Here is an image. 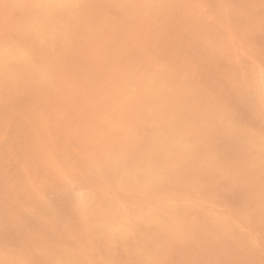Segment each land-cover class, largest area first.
I'll use <instances>...</instances> for the list:
<instances>
[{
	"label": "rangeland",
	"instance_id": "1",
	"mask_svg": "<svg viewBox=\"0 0 264 264\" xmlns=\"http://www.w3.org/2000/svg\"><path fill=\"white\" fill-rule=\"evenodd\" d=\"M15 1V2H13ZM94 3H93V2ZM134 1V2H133ZM147 2V7L145 6ZM0 0L1 264H264V0ZM148 1L152 3L149 4ZM156 4H154L153 3ZM170 1V2H168ZM207 1V2H206ZM211 3H209V2ZM224 1V2H223ZM249 1V3H248ZM262 1V2H261ZM8 2V3H7ZM10 2V3H9ZM26 2V3H25ZM91 2V3H90ZM107 2V3H106ZM122 2V3H121ZM129 3V6L127 4ZM137 2V3H136ZM143 5H141L140 3ZM173 2V3H172ZM178 2V3H177ZM181 2V3H180ZM182 2L184 4H182ZM231 5H228V3ZM237 2V3H236ZM239 2V4H238ZM242 2V3H241ZM244 2V3H243ZM254 2V4H253ZM261 2V3H260ZM2 3V4H1ZM6 3V4H5ZM18 3V4H17ZM42 3V4H40ZM51 3V4H50ZM96 3V4H95ZM100 3V4H99ZM105 3V4H104ZM162 3V4H161ZM166 3V4H165ZM256 3V4H255ZM13 4V5H10ZM17 4V5H16ZM66 4V5H65ZM79 6H78V5ZM93 4V6H92ZM111 4V6H110ZM138 6L135 7V5ZM149 4V5H148ZM179 4V5H178ZM245 4V5H244ZM263 4V5H262ZM31 5V6H30ZM121 5V6H120ZM150 5L152 7H150ZM211 5V6H210ZM216 5V6H215ZM236 5V6H235ZM239 5V6H238ZM249 5V6H248ZM254 5V6H252ZM262 5V6H261ZM10 6V7H8ZM60 6V8H59ZM74 6V7H73ZM87 6V7H84ZM89 6V7H88ZM91 6V7H90ZM120 6V7H119ZM168 6V8H167ZM171 6V7H170ZM175 8H174V7ZM186 6V8H184ZM228 6V7H227ZM231 6V7H230ZM234 6V8H233ZM248 6V7H247ZM5 7V8H4ZM47 7V8H46ZM51 7V8H50ZM57 7V8H56ZM62 7V8H61ZM72 7V8H71ZM123 7V8H121ZM143 7V8H142ZM156 7V8H155ZM231 9H230V8ZM238 7V8H237ZM244 9H243V8ZM256 7V9H255ZM50 8V9H49ZM53 8V9H52ZM97 8V9H96ZM129 8V10H128ZM147 8V9H146ZM165 8V9H164ZM182 8V9H180ZM188 8V9H187ZM233 8V9H232ZM253 8V9H252ZM62 9V10H61ZM86 9V10H85ZM104 9V11H103ZM109 9V10H108ZM125 9V10H124ZM128 11H127V10ZM163 9V10H162ZM187 9V10H186ZM201 9V10H200ZM240 10V11H237ZM66 10V11H65ZM80 10V11H79ZM91 10V11H90ZM93 10V11H92ZM98 10V11H97ZM106 10V11H105ZM112 10V11H111ZM124 10V11H123ZM143 10V11H142ZM148 10V11H147ZM154 10V11H153ZM158 10V11H157ZM159 10L160 13H159ZM171 10V12H170ZM177 10V11H176ZM184 10V11H183ZM200 10V11H199ZM228 10V11H227ZM235 10V11H234ZM13 11V12H12ZM45 11V12H44ZM97 11V12H96ZM130 11V12H129ZM133 11V12H131ZM141 11V12H140ZM157 11V12H156ZM179 11H182L181 13ZM227 11V13H226ZM249 11V12H248ZM260 11V12H259ZM263 11V12H261ZM50 12V13H49ZM55 12V13H54ZM59 12V13H58ZM93 12V14H91ZM100 12V13H99ZM105 14H103V13ZM163 12V13H162ZM190 12V13H189ZM219 12V13H218ZM240 12V13H239ZM256 12V13H255ZM2 13V15H1ZM81 13V14H80ZM95 13V15H94ZM132 13V14H131ZM149 13V15H148ZM184 13V14H183ZM201 13V14H200ZM203 13V14H202ZM237 13V14H236ZM246 13V14H245ZM250 13V14H249ZM5 14V15H4ZM34 14V15H33ZM47 14V15H46ZM55 14V15H54ZM67 14V15H66ZM98 14V15H97ZM112 17H115L114 19ZM125 14V15H124ZM159 14V15H158ZM178 14V15H177ZM181 14V15H180ZM187 16H186V15ZM200 14V15H199ZM217 14V15H215ZM226 14V17H225ZM240 14V15H239ZM242 14V15H241ZM257 14V15H256ZM263 14V15H262ZM7 15V16H6ZM12 15V16H11ZM31 15V16H30ZM90 15V17L88 16ZM116 15V16H115ZM136 15V16H135ZM141 15V16H140ZM147 15L149 19L147 18ZM151 15V16H150ZM167 15V16H166ZM180 15V16H179ZM220 15L222 17H220ZM230 15V16H229ZM3 16V17H2ZM46 16V17H45ZM48 16V17H47ZM66 16V17H65ZM68 16V17H67ZM73 16L75 18H73ZM82 19H81V17ZM92 16V17H91ZM99 16V17H98ZM104 16V17H102ZM146 16V17H145ZM155 16V17H154ZM160 16V18H159ZM173 16V17H172ZM177 16V17H176ZM190 16V17H189ZM197 16V17H196ZM199 16V17H198ZM204 16V18L202 17ZM232 16V17H231ZM245 16V18H244ZM252 16V17H251ZM255 16V17H254ZM263 16V17H262ZM7 17V18H6ZM28 17V19H27ZM84 17V18H83ZM86 17V18H85ZM101 17L103 19H101ZM137 17V19H136ZM144 17V18H143ZM169 17V19H168ZM172 17V18H171ZM195 17V18H194ZM220 19H218V18ZM229 17V18H228ZM257 17V18H256ZM261 17V19H260ZM2 18V19H1ZM22 18V19H21ZM64 18V20L62 19ZM67 18V19H66ZM99 20H98V19ZM126 18V19H125ZM139 18V20H138ZM157 18V19H156ZM180 18V19H179ZM192 21H191V19ZM231 18V19H230ZM10 19V20H9ZM43 19V20H42ZM54 19V20H53ZM58 19V20H57ZM102 21H101V20ZM113 19V21H112ZM116 19V22H115ZM121 19V20H120ZM156 19V20H155ZM168 19V20H166ZM230 19V20H228ZM3 20V21H2ZM96 20V21H94ZM110 20V21H109ZM151 20L153 22H151ZM160 20V21H159ZM187 20V21H186ZM197 20V21H196ZM200 20V21H198ZM219 20V21H218ZM223 20V21H222ZM237 20V21H235ZM17 21V22H16ZM39 21V22H38ZM56 21V22H55ZM66 21V24H65ZM70 21V22H69ZM78 21V23L76 22ZM86 21V22H85ZM89 21V22H88ZM99 21V22H97ZM106 21L105 23H103ZM140 21V23H139ZM169 21V22H168ZM241 21V22H240ZM248 23H247V22ZM13 23V24H10ZM54 22V23H53ZM84 22L86 25H84ZM97 22V23H96ZM111 22V23H109ZM123 22V23H122ZM137 22V23H135ZM164 22V23H163ZM167 22V23H166ZM171 22V23H170ZM191 24H190V23ZM238 22V23H237ZM257 22V23H256ZM261 22V23H260ZM9 23V24H8ZM59 23V24H58ZM72 23V24H71ZM80 23V24H79ZM90 23V24H89ZM94 23V24H92ZM95 23L97 26H95ZM114 23V24H113ZM118 23V24H117ZM143 23V24H141ZM178 23V24H177ZM193 23V24H192ZM195 23V24H194ZM197 23V25H196ZM199 23H202L199 24ZM208 23V26H207ZM230 23V24H229ZM250 23V27L246 24ZM31 24V25H30ZM54 24V25H53ZM88 24V25H87ZM101 24V25H100ZM104 24V29L103 25ZM109 24V25H108ZM129 24V25H128ZM155 26H153V25ZM189 24V25H188ZM204 24V26H203ZM221 26H220V25ZM240 24V25H239ZM245 24L246 28L244 27ZM256 24V25H255ZM9 25L10 28H9ZM34 25V26H33ZM39 25V26H37ZM81 25V26H80ZM93 25V27H92ZM116 27H115V26ZM118 25V26H117ZM142 25V27H141ZM146 25V26H145ZM180 27H179V26ZM185 25V27H184ZM191 25H194L191 28ZM199 25V26H198ZM230 25V26H229ZM238 25V26H236ZM25 26V27H24ZM60 26V28H59ZM67 28H66V27ZM76 26H78L76 28ZM109 28H108V27ZM114 26V27H111ZM150 26V27H149ZM166 26V27H165ZM171 26V28H169ZM173 26V27H172ZM179 28H178V27ZM197 26V27H196ZM214 26V27H213ZM254 29H252L251 28ZM254 26V27H253ZM258 26V27H257ZM261 26V27H260ZM17 27V28H16ZM21 27V28H20ZM27 27V28H26ZM87 27V28H86ZM90 27V28H89ZM154 27V28H152ZM196 27V28H195ZM200 27V28H199ZM203 27V28H202ZM211 29H210V28ZM213 27V28H212ZM233 27V28H232ZM244 29H243V28ZM248 27V29H247ZM20 28V29H19ZM30 28V29H29ZM44 28V29H43ZM57 28V29H56ZM65 28V29H63ZM80 28V30H79ZM84 30H82V29ZM108 28V30H107ZM114 30H113V29ZM121 28V29H120ZM124 28V29H123ZM230 28V29H229ZM5 29V30H4ZM38 29V30H37ZM43 29V30H42ZM63 29V30H62ZM71 29V30H70ZM76 29V31H75ZM78 29V30H77ZM94 29V31H93ZM98 32L95 33V30ZM116 29V30H115ZM199 29V30H198ZM205 29V30H204ZM208 29V31H207ZM222 29V30H221ZM233 29V30H232ZM238 29V30H236ZM247 29V30H246ZM10 30V31H9ZM12 30V31H11ZM24 30V31H23ZM60 30V31H59ZM74 30V31H73ZM88 30V32H86ZM112 30V31H111ZM134 30V31H133ZM160 30V31H159ZM170 30V31H169ZM173 30V33L171 32ZM184 32H183V31ZM232 30V31H230ZM243 30V31H242ZM8 31V32H7ZM59 31V32H58ZM85 33H84V32ZM90 31V32H89ZM97 31V30H96ZM122 31V32H120ZM162 31V32H161ZM169 31V32H168ZM199 31V32H198ZM201 31V33H200ZM220 31V32H219ZM234 31V32H233ZM237 31V32H236ZM242 31V32H240ZM10 32V33H9ZM35 32V33H34ZM48 32V33H46ZM50 32V33H49ZM93 32V33H92ZM111 32V34H110ZM153 32V33H152ZM163 32L165 34H163ZM176 32V33H175ZM188 32V33H186ZM194 32V33H193ZM196 32V33H195ZM223 32V33H222ZM232 32V34L230 33ZM8 33V34H7ZM19 33V34H18ZM27 33V34H26ZM57 33V34H56ZM62 33V34H61ZM64 33V35H63ZM71 33V34H69ZM102 35H101V34ZM104 33V34H103ZM128 33V34H127ZM171 33V34H170ZM178 33V34H177ZM192 33V34H191ZM233 33H236L233 35ZM239 33V34H238ZM243 33V34H242ZM2 34V35H1ZM7 34V35H6ZM31 34V35H30ZM36 34V36H35ZM43 34V35H42ZM90 34V35H89ZM93 34V35H92ZM98 34V37H96ZM108 34V35H107ZM119 34V35H118ZM141 34V35H140ZM173 34V35H172ZM186 34V35H185ZM199 34V36H198ZM206 35L201 36V35ZM224 34V35H223ZM247 34V35H246ZM15 37H12V36ZM21 35V36H20ZM28 35V36H27ZM87 35V36H86ZM93 37H92V36ZM95 37L97 38H94ZM133 35V36H132ZM182 35V36H181ZM220 35V36H218ZM234 37H232V36ZM241 35H244L240 37ZM10 38H9V37ZM17 36L19 39L16 40ZM26 38H25V37ZM30 36V37H29ZM31 36H33L31 38ZM56 36V37H55ZM60 36V37H59ZM90 38H89V37ZM106 36V37H105ZM113 36V37H111ZM140 38H139V37ZM158 36V37H157ZM172 36V37H171ZM174 36V37H173ZM225 36V37H224ZM237 36V37H236ZM37 37V38H36ZM67 37V38H66ZM69 37V39H68ZM88 37V38H86ZM101 37H103L101 39ZM108 37V39H107ZM136 37V38H135ZM143 37V38H142ZM168 37V38H166ZM185 37V38H184ZM200 37V39H199ZM204 37V38H203ZM215 37V38H214ZM240 37V38H238ZM246 37V38H245ZM250 37V38H249ZM22 38V39H21ZM25 38V39H24ZM35 38V39H34ZM62 38H64L62 40ZM71 38V40H70ZM78 38V39H77ZM81 38V39H79ZM93 38V39H92ZM111 38V39H110ZM182 38V39H181ZM4 39V40H3ZM7 39V40H6ZM11 39V40H10ZM13 39V41H12ZM39 39H42L41 41ZM57 39V41H55ZM61 39V40H59ZM68 39V40H67ZM89 39V40H88ZM110 39V40H109ZM154 39V40H153ZM178 39V40H176ZM236 39V40H235ZM246 39V41H242ZM250 39V40H249ZM3 40V41H2ZM16 40V41H15ZM20 40L22 42H20ZM26 43H25V41ZM30 40V41H29ZM39 40V41H38ZM54 40V41H53ZM67 43H66V41ZM74 40V41H73ZM80 40V41H79ZM85 40V42H84ZM95 40V41H94ZM104 40V41H103ZM120 40V41H119ZM152 40V41H151ZM156 40V42H155ZM160 40V41H159ZM181 40V41H180ZM187 40V41H186ZM192 40V42H191ZM204 40V41H202ZM206 40V41H205ZM216 40V42H215ZM222 40V41H220ZM233 40V42H232ZM240 40V41H239ZM35 43H34V42ZM43 41V43H42ZM47 41V42H46ZM62 41V42H61ZM71 45H70V43ZM82 41V42H81ZM98 41V43H97ZM107 41V42H105ZM167 41V42H165ZM174 41V42H173ZM220 41V42H218ZM241 42V46L239 44ZM11 42V44H10ZM13 42H16L13 44ZM28 42V43H27ZM33 42V44H32ZM52 42V43H51ZM81 42V43H80ZM89 42V44L87 43ZM101 42V43H100ZM136 42V43H135ZM163 42V43H161ZM180 42V43H179ZM186 42V44H185ZM215 42V46L213 43ZM225 42V43H223ZM249 42V43H248ZM19 43H22V45ZM37 43V44H36ZM48 43V44H47ZM62 43V44H61ZM85 44V48L83 47ZM134 43V44H133ZM157 43V44H156ZM161 43V44H160ZM179 43V44H178ZM212 43V45H211ZM248 43V44H247ZM7 44V45H6ZM64 44V45H63ZM75 44V45H73ZM88 44V45H87ZM93 44V45H92ZM104 44V45H103ZM148 44V45H147ZM204 44V45H203ZM221 44V47H219ZM230 44V45H229ZM236 44V46L234 45ZM245 44V46H244ZM27 45V46H26ZM30 45V46H29ZM53 45V46H52ZM62 45L67 48L64 49ZM79 45V46H78ZM89 47L87 49V46ZM161 48H160V46ZM176 45V46H175ZM180 45V47H179ZM183 45V46H182ZM208 45V46H206ZM218 45V46H216ZM9 46V47H8ZM40 46L37 50L36 47ZM79 48H78V47ZM98 46V47H97ZM124 46V49H123ZM141 46V47H140ZM165 46V47H164ZM187 46V47H186ZM198 46V47H196ZM205 46V47H204ZM213 46V47H212ZM225 48L227 49H223ZM233 46V47H232ZM12 47V48H11ZM15 47V48H14ZM75 47V48H74ZM93 49H92V48ZM119 47V50H118ZM171 47V48H170ZM174 47V48H173ZM215 47V48H214ZM245 47V48H244ZM9 48V49H8ZM27 48V49H25ZM34 48V49H33ZM44 48V49H43ZM54 48V49H53ZM72 48L71 50H69ZM78 48V49H77ZM86 52L82 51L81 49ZM104 48V49H101ZM112 50H111V49ZM130 48V49H129ZM137 48V49H136ZM165 48V50H164ZM182 48V49H181ZM190 48V49H189ZM207 48V49H206ZM229 48V49H228ZM248 48V49H247ZM251 48V49H250ZM8 49V52H6ZM29 52V54L27 52ZM63 51H62V50ZM80 49V50H79ZM87 49V50H86ZM96 49V51H95ZM142 49V50H141ZM143 49H145L143 51ZM156 49V50H155ZM175 49V50H174ZM179 49V51H178ZM194 49V50H193ZM197 49V50H196ZM247 49V50H246ZM6 50V51H5ZM18 50V51H17ZM48 50V51H47ZM67 54L65 51H67ZM99 50V51H98ZM103 50V51H102ZM110 50V51H109ZM190 50V51H189ZM207 50V51H206ZM224 50V51H223ZM229 50V51H228ZM254 50V51H253ZM4 51V52H2ZM33 51V52H32ZM37 51V54H36ZM43 51V52H42ZM50 51V53H49ZM60 55L61 59L58 58ZM76 51L77 53H75ZM95 51V52H94ZM98 51V52H97ZM102 51V52H101ZM114 51V52H113ZM128 51V52H127ZM150 51V52H149ZM158 51V52H157ZM167 51V53H166ZM177 51V52H176ZM193 51V52H192ZM195 51V52H194ZM253 51V52H252ZM21 52V54H20ZM32 52V53H31ZM41 52V53H40ZM55 52V53H53ZM65 52L64 54H62ZM93 53H98L93 54ZM107 52V53H106ZM113 52V53H112ZM119 52V53H118ZM170 52V54L168 53ZM190 52V53H189ZM228 54H227V53ZM255 52V53H254ZM19 53V54H18ZM31 53V54H30ZM40 53V54H39ZM46 53V54H45ZM49 53V54H48ZM70 53V54H69ZM100 53V54H99ZM111 53L113 57H111ZM143 55H142V54ZM152 53V54H151ZM155 53V54H154ZM159 53V54H158ZM199 53V55H198ZM209 53V54H208ZM53 54V55H52ZM104 54V55H102ZM141 54V55H140ZM179 56H178V55ZM191 54V55H189ZM212 54V55H211ZM258 54V56H257ZM12 55V56H11ZM15 55V56H14ZM30 55V56H29ZM57 55V57H55ZM66 55V56H65ZM68 55V57H67ZM72 55V57H71ZM84 55V56H82ZM86 55V56H85ZM90 55V56H89ZM167 55V56H166ZM204 55V56H203ZM211 55V56H210ZM214 55V56H213ZM219 55V56H218ZM17 56V58H15ZM38 56V57H36ZM42 58H41V57ZM43 56H46L45 58ZM51 56V57H50ZM59 56V57H61ZM65 56V58H64ZM105 56V57H103ZM115 56V57H114ZM144 56V57H143ZM146 56V58H145ZM154 56V57H153ZM178 58H177V57ZM198 56V57H197ZM230 56V58H229ZM237 56V57H236ZM241 59H239L238 58ZM256 56V57H255ZM69 58V60L66 59ZM73 60H71V58ZM78 57V60L76 59ZM85 57V58H84ZM92 61H88V58ZM110 57V60H109ZM174 57V58H173ZM191 57V58H190ZM195 57V58H194ZM197 57V58H196ZM218 57V59H217ZM220 57V58H219ZM236 57V58H235ZM258 57V58H257ZM4 58V59H3ZM20 58V59H19ZM36 58V59H35ZM47 58V59H46ZM57 58V60H55ZM84 58V59H83ZM118 60H117V59ZM139 58V59H138ZM153 60V61H151ZM156 58V59H155ZM186 58V59H185ZM199 58V59H198ZM202 58V59H201ZM212 58V59H211ZM229 58V59H228ZM14 59V60H13ZM22 59V60H21ZM38 59V60H37ZM63 59V61H62ZM75 59V60H74ZM98 59V60H96ZM100 59V60H99ZM105 59V60H104ZM116 59V60H114ZM123 59V60H121ZM155 59V60H154ZM194 59V60H193ZM211 59V60H210ZM222 59V60H221ZM236 59V60H235ZM239 59V60H238ZM245 59V60H244ZM261 59V60H260ZM9 60V61H8ZM17 60V61H16ZM19 60V61H18ZM41 60V61H40ZM52 60H54L52 62ZM71 60V61H70ZM77 60V61H76ZM101 60L104 62H101ZM134 60V61H133ZM140 60V62H139ZM150 60V61H149ZM158 60V61H157ZM170 60V61H169ZM182 60V61H181ZM186 60V61H185ZM204 60V61H203ZM207 60V61H206ZM234 60V62H232ZM259 60V61H258ZM33 62V67L32 63ZM35 61V63H34ZM57 61V64L55 63ZM61 61V62H60ZM66 61L68 63L66 64ZM93 61L94 64H93ZM100 61V62H98ZM174 61H176L174 63ZM191 61V62H190ZM223 61V62H222ZM238 61V62H237ZM245 61V62H244ZM257 61V62H256ZM262 61V62H261ZM37 62V63H36ZM50 64H48V63ZM75 62V63H74ZM79 63V65L77 64ZM81 62V63H80ZM89 62V64H88ZM98 62V64H97ZM118 62V65H117ZM151 62V63H150ZM155 64H153V63ZM163 62V63H161ZM170 62V63H169ZM243 62V63H242ZM3 63V65H2ZM17 63V64H16ZM40 63V64H39ZM46 63V64H45ZM63 63V65H62ZM91 63V64H90ZM96 63V64H95ZM116 63V64H115ZM122 63V65H121ZM126 63V64H125ZM134 63V64H133ZM138 63V64H137ZM143 63V64H142ZM171 70L170 65H172ZM259 63V64H258ZM11 64V65H9ZM21 64V65H20ZM23 64V65H22ZM37 64V65H36ZM45 64V65H44ZM66 66H65V65ZM125 64V65H124ZM141 64V65H140ZM190 64V65H189ZM194 64V65H193ZM198 64V65H196ZM245 64V65H244ZM248 64V65H247ZM27 65V66H26ZM53 65V66H52ZM88 65H91L89 68ZM94 65V66H93ZM100 65V66H99ZM106 65V66H105ZM133 67H132V66ZM237 65V66H236ZM5 66V67H4ZM22 66V67H21ZM30 69H29V67ZM38 66V67H37ZM44 66V67H42ZM65 66L63 69L60 67ZM67 66H72L67 68ZM74 66V67H73ZM85 68H82V67ZM118 66V67H117ZM128 68H127V67ZM137 66V67H136ZM157 66V67H156ZM188 66V67H187ZM242 66V67H241ZM262 66V67H261ZM21 67V68H20ZM24 67V68H23ZM33 67V68H32ZM48 67V68H46ZM59 67V68H57ZM76 67V68H75ZM86 67L88 70H86ZM106 69H105V68ZM115 67V68H114ZM120 67V68H119ZM127 69L126 71L124 68ZM132 68L130 70V68ZM136 67V69H135ZM162 67V68H161ZM175 67V68H174ZM179 67V69H178ZM184 69H183V68ZM189 69H187V68ZM245 67V68H244ZM14 68L16 70H14ZM19 68V69H18ZM23 68V69H22ZM41 68V70H40ZM65 68L66 71L65 72ZM75 69L74 71L71 70ZM79 68V69H78ZM82 68V69H81ZM100 70L98 71L97 69ZM108 68V70H107ZM156 68V69H155ZM238 68V70H237ZM244 68V69H243ZM247 68V69H246ZM12 69V70H11ZM18 69V70H17ZM25 69L28 70L24 71ZM38 73L37 75L35 71ZM39 69V70H38ZM43 69V70H42ZM47 69V70H46ZM81 69V70H80ZM90 69V70H89ZM95 69V70H94ZM114 69V70H113ZM117 69V70H116ZM187 69V70H185ZM6 70V71H5ZM21 70V71H19ZM62 73H60V71ZM80 70V71H79ZM83 70V73H82ZM94 70V71H93ZM121 72L120 74L118 73ZM121 70V71H120ZM144 70V71H143ZM149 70V71H148ZM153 72L155 74H153ZM160 72H158V71ZM162 70V71H161ZM167 70V71H166ZM180 70V71H179ZM184 70V73L182 72ZM190 70V71H188ZM194 72H193V71ZM234 70V71H233ZM248 72H247V71ZM15 71V72H14ZM20 73H19V72ZM42 71V73H41ZM45 71L46 73H44ZM58 71V72H57ZM73 71V73H71ZM76 71V72H75ZM79 71V72H78ZM91 71V72H90ZM96 72V73H92ZM110 71V72H109ZM136 71V74H135ZM176 71L175 73H173ZM178 71V72H177ZM186 71V72H185ZM3 72V73H2ZM15 76H9V73ZM18 72V73H16ZM90 72V73H89ZM101 72V73H100ZM107 72V73H106ZM112 72V73H111ZM116 72V73H115ZM133 72V73H132ZM140 72V73H139ZM146 72V73H145ZM152 72V73H151ZM162 72V73H161ZM192 72V73H191ZM244 72V73H243ZM8 73V74H7ZM22 73V76L20 74ZM33 73V74H32ZM52 75H50V74ZM59 73V74H58ZM65 73V75H64ZM77 73H80L78 75ZM145 73V74H144ZM148 73V74H147ZM186 73V75H185ZM234 73V74H233ZM49 77H46L45 76ZM62 76V79L60 78ZM63 74V75H62ZM68 77H67V75ZM70 74V75H69ZM73 74V75H72ZM96 75V77L92 75ZM99 74V76H98ZM105 74V75H104ZM107 74V75H106ZM112 74V75H111ZM132 74V75H131ZM141 74V75H140ZM153 74V75H151ZM171 74V75H170ZM189 74V75H188ZM239 74V75H238ZM5 75V77H4ZM19 75V77H18ZM27 75L29 77H27ZM72 75V77H71ZM110 75V76H109ZM130 75V76H128ZM144 75V76H143ZM159 75V76H158ZM181 75V76H179ZM3 76V77H2ZM34 76V77H33ZM59 78L57 79V77ZM66 77V81L63 79ZM103 78H102V77ZM109 76V77H108ZM116 76L118 78H116ZM120 76V77H119ZM123 76V77H122ZM127 76V77H126ZM162 76V77H161ZM169 76V77H168ZM175 76V77H174ZM187 76V77H186ZM239 76V77H238ZM246 76V77H244ZM263 76V77H262ZM15 77V78H14ZM27 77V78H24ZM39 77V78H37ZM42 77V80L41 78ZM74 77V78H73ZM100 77V78H97ZM139 77V78H138ZM154 77L158 80L155 81ZM190 77V78H188ZM248 77V78H247ZM14 78V80H13ZM34 80H32V79ZM45 78V79H43ZM48 80H47V79ZM73 78V79H71ZM80 78V79H79ZM91 78V79H90ZM95 78V79H94ZM107 78V80L105 79ZM111 78V80H110ZM115 78V79H114ZM132 78V79H131ZM143 78V79H142ZM154 80H153V79ZM192 78V79H191ZM4 79V80H3ZM39 79V80H35ZM69 79V80H68ZM77 79V80H76ZM84 79V80H83ZM93 79V80H92ZM99 79V80H98ZM109 79V80H108ZM123 81H121V80ZM169 79V80H166ZM177 79L180 81L178 82ZM195 81L193 83L190 80ZM244 79V80H243ZM7 80V83H6ZM16 80V81H15ZM24 80V81H23ZM63 80V82H62ZM71 80V83L68 81ZM83 80V81H82ZM91 80V84L90 81ZM97 80V81H96ZM120 81L117 83V81ZM166 82H161L165 81ZM186 80V81H185ZM188 80V81H187ZM236 80V81H235ZM238 80V81H237ZM240 80V81H239ZM249 82H248V81ZM19 81V83H18ZM26 81V82H25ZM27 81L29 83H27ZM31 81V82H30ZM61 81V83H59ZM79 81H82L79 83ZM86 81V82H85ZM88 81V82H87ZM100 81V82H99ZM105 81V82H104ZM127 81V82H126ZM134 81V82H133ZM139 81V84H138ZM9 82V83H8ZM25 82V83H24ZM39 82V83H38ZM76 82V83H75ZM98 82V83H97ZM152 82V83H151ZM183 82V83H182ZM236 82V83H235ZM239 82V83H238ZM247 82V83H246ZM251 82V83H250ZM18 87L14 88L12 86ZM46 83V84H45ZM75 83V84H74ZM86 83L89 85L86 86ZM105 83L103 86L102 84ZM110 83V84H109ZM111 83L113 85H111ZM150 83V84H149ZM162 83V85H160ZM169 85H168V84ZM181 83V85H180ZM185 83V84H184ZM193 83V84H191ZM197 83V84H196ZM15 84V85H14ZM21 84V85H20ZM25 87H23V85ZM30 84V85H28ZM41 84V85H39ZM44 84V86H43ZM66 87H64L63 85ZM81 85L82 87L79 88ZM107 84V85H106ZM109 84V85H108ZM152 84V85H151ZM158 84V85H157ZM176 84V86H175ZM178 84V87H177ZM187 84H189L187 86ZM33 85L35 87H33ZM37 85V87H36ZM74 85V86H73ZM76 85V86H75ZM94 85V86H93ZM119 85V87H118ZM134 85V86H133ZM150 85V87H149ZM19 86L21 90L18 89ZM29 86V87H28ZM54 86V87H53ZM68 86V87H67ZM72 86V87H71ZM92 86V87H91ZM95 86L100 88H96ZM113 86V87H112ZM126 86V87H123ZM138 86V87H137ZM174 86V87H173ZM194 86V87H193ZM32 87V88H31ZM77 87V88H76ZM87 87V88H86ZM90 87V88H89ZM123 87V88H122ZM133 87V89H132ZM137 87V88H136ZM159 87V88H158ZM173 87V88H172ZM193 87V88H192ZM5 88V89H4ZM9 88V92L7 91ZM35 88V89H34ZM45 88V89H42ZM65 88H67L65 90ZM69 88V89H68ZM84 88V90H83ZM86 88V89H85ZM102 88V89H101ZM114 90H113V89ZM158 88V89H157ZM165 88V89H163ZM180 88L182 90H180ZM197 88V90H196ZM20 91V93L17 92ZM31 89V90H30ZM38 91H37V90ZM50 89V90H49ZM58 89V90H57ZM72 91L74 92H71ZM102 90L101 92L98 90ZM109 90L107 93L106 90ZM145 89V90H144ZM172 89V90H171ZM175 89V90H173ZM177 89V90H176ZM190 92H188V90ZM191 89V90H190ZM14 90V94L12 93ZM34 90V91H33ZM78 90V91H77ZM88 90L90 92H88ZM117 90V91H116ZM127 90V91H126ZM185 90V92H183ZM189 94H187V92ZM194 90V91H193ZM206 90H210L207 92ZM23 95H22V92ZM33 93L31 95V93ZM68 91V92H67ZM83 91V92H82ZM86 91V92H84ZM95 91V92H94ZM112 91V92H111ZM119 91V92H118ZM140 94H139V92ZM178 91V93H177ZM263 91V92H261ZM6 92V93H5ZM11 92V93H10ZM17 92V93H15ZM38 95H36L35 94ZM49 92V93H48ZM52 92V93H51ZM56 92V93H55ZM63 92V93H62ZM80 94H79V93ZM116 92V93H115ZM160 92V93H159ZM163 92V93H162ZM173 92V93H171ZM183 92V93H181ZM206 92L209 94L206 95ZM51 93V94H50ZM54 93V95H52ZM66 93V94H65ZM94 93V94H93ZM160 95H159V94ZM176 93V94H175ZM186 93V95H185ZM192 93V94H191ZM197 93V94H196ZM203 93V94H202ZM213 93V94H212ZM11 94V95H10ZM19 94V95H17ZM27 94V95H25ZM40 94H42L40 96ZM46 94V95H45ZM74 94V95H73ZM84 94V96H83ZM113 94V95H111ZM138 94V95H137ZM158 94V95H157ZM173 94L174 96H172ZM194 94V95H193ZM19 97V99L17 100ZM44 95V96H43ZM61 95V97H60ZM64 95V96H63ZM70 97H69V96ZM130 95L132 97H130ZM141 95V96H140ZM144 95L145 97H143ZM152 95V96H151ZM155 95H157L155 97ZM163 95V96H162ZM168 95V96H167ZM179 95V96H178ZM199 95V96H198ZM205 95V96H204ZM213 95V96H212ZM215 95V97H214ZM6 96V97H4ZM15 96V97H14ZM30 96V97H29ZM43 96V97H42ZM49 96V97H47ZM72 96V97H71ZM78 98H75V97ZM87 96V97H86ZM106 96V97H105ZM110 96V97H109ZM167 96V98H166ZM184 96V97H183ZM187 96V97H186ZM261 96L263 100L261 99ZM21 97V99H20ZM45 97V98H44ZM57 99H56V98ZM65 97V98H64ZM68 97V98H66ZM90 97V98H89ZM94 97V98H93ZM125 97V100H124ZM139 97V98H138ZM170 97L171 99H169ZM186 97V98H185ZM206 97L207 99L205 100ZM210 97V98H209ZM27 102H26V100ZM37 98V99H36ZM80 98V99H79ZM122 98V99H121ZM129 98V99H128ZM180 98V99H179ZM188 98V99H187ZM209 98V99H208ZM258 98V99H257ZM16 99V100H15ZM23 99V100H22ZM36 99V100H35ZM45 99V100H44ZM53 99V100H52ZM74 99V101H73ZM77 99V100H76ZM84 99V100H82ZM134 99V101H133ZM138 101H136V100ZM179 99V100H178ZM183 99V100H181ZM195 99V100H194ZM197 99V100H196ZM219 99V101H218ZM257 99V100H256ZM3 100V101H2ZM12 100V102H11ZM42 102H41V101ZM44 100V101H43ZM66 100V101H65ZM81 100V101H80ZM87 102H86V101ZM95 102H94V101ZM100 100V101H98ZM113 100V101H112ZM123 100V101H122ZM181 100V101H180ZM187 100V101H186ZM190 100V101H189ZM212 102L210 103V101ZM262 106L261 107V101ZM19 101H23L22 103ZM31 101V102H30ZM47 101V102H46ZM59 101V102H58ZM71 103H70V102ZM79 101V103H78ZM83 101V102H82ZM97 101V102H96ZM117 101H122L117 104ZM136 101V102H135ZM150 101V102H149ZM178 101V102H177ZM14 102V103H13ZM15 102H17L15 104ZM30 102V103H29ZM33 102V103H32ZM77 102V103H76ZM85 102V103H84ZM91 102V103H90ZM110 102V103H109ZM133 102V103H132ZM139 102V103H138ZM143 102V103H142ZM152 104L150 106L148 104ZM156 102V103H155ZM172 102V103H171ZM176 102V103H175ZM182 102V103H181ZM207 102V103H206ZM8 103V104H7ZM11 103V104H9ZM38 103H40L38 105ZM53 104V106H51ZM62 103V104H61ZM69 103V106L65 104ZM73 103V104H72ZM82 106H78L80 104ZM90 103V105H89ZM123 103L126 105L123 106ZM142 103V104H141ZM175 103V104H173ZM187 103V104H186ZM7 104V105H6ZM23 104V105H22ZM44 104V105H43ZM59 104V105H57ZM64 104V105H63ZM76 104V105H75ZM94 106H93V105ZM97 104V105H96ZM102 104V105H101ZM133 104V105H132ZM172 104V105H171ZM218 104V105H217ZM19 105V106H18ZM56 105V108L54 107ZM75 105V106H74ZM104 105V106H103ZM107 105V106H106ZM156 105V106H155ZM181 105V107H180ZM185 105V106H184ZM191 105V106H189ZM198 105V106H197ZM201 108H200V106ZM205 105L207 107H205ZM6 106V107H5ZM9 106H11L9 108ZM23 106V107H22ZM31 106V107H30ZM40 106V107H38ZM59 106V107H58ZM63 106V107H62ZM86 106V107H85ZM93 106V108L91 107ZM99 106V107H98ZM103 106V107H102ZM129 106V107H128ZM133 108H132V107ZM143 106V108H142ZM147 106V107H146ZM155 106V108H154ZM167 106V107H166ZM173 106V107H172ZM194 108H193V107ZM204 106V107H203ZM211 106V107H210ZM8 107V108H7ZM15 107V108H14ZM26 107V109H24ZM30 107V108H29ZM52 107V108H51ZM68 107V108H67ZM115 107V108H114ZM151 107V108H149ZM163 107V108H162ZM180 107V108H179ZM191 107V109H190ZM217 107V108H215ZM249 107V108H248ZM4 108L6 110H4ZM12 108V109H11ZM34 108V114L32 111ZM47 110H45V109ZM61 108V110H60ZM66 108V109H65ZM79 108V109H77ZM100 108V109H99ZM114 108V109H113ZM145 108V110H144ZM158 108V110H157ZM162 108V110H161ZM171 108V110H170ZM175 108V109H174ZM178 108V111H177ZM205 108V109H202ZM208 108V109H207ZM255 108V109H252ZM262 108V110H261ZM3 109V110H2ZM14 109V110H13ZM36 109V110H35ZM40 109V110H39ZM42 109V110H41ZM64 109V111L62 110ZM68 109V111H67ZM83 109V110H82ZM85 109V110H84ZM91 109V110H90ZM95 109V110H93ZM109 109V110H107ZM113 109V110H112ZM117 109L119 111H117ZM123 109V110H122ZM130 109V110H129ZM140 109V111H138ZM181 109V110H180ZM186 109V110H185ZM200 109V110H199ZM213 109V110H211ZM248 109V110H246ZM10 110V111H9ZM28 110V111H27ZM29 110H31V114ZM45 110V111H44ZM74 110V111H73ZM106 110V111H105ZM170 110V111H169ZM185 111V112H182ZM191 110V112H190ZM203 110L205 112H203ZM257 112H256V111ZM37 111V112H36ZM44 111V112H43ZM52 111V112H51ZM91 111V113H90ZM100 113H99V112ZM104 111V112H103ZM127 111V112H126ZM142 111H146V114ZM163 111V112H162ZM217 113H216V112ZM220 113H219V112ZM225 112L223 114L222 112ZM4 112V113H3ZM10 112V114H9ZM57 112V113H56ZM79 112V113H78ZM118 112V113H117ZM125 112V113H124ZM161 112L163 113L161 116ZM170 112V113H169ZM178 112V113H177ZM181 112V113H180ZM197 112V113H196ZM209 112V113H208ZM227 112V113H226ZM256 112V113H254ZM3 113V114H1ZM42 113V114H41ZM47 113L49 116H47ZM66 113V114H65ZM93 113V114H92ZM97 113V114H95ZM104 113V114H103ZM107 115H106V114ZM116 113L118 115L116 117ZM120 113V114H119ZM133 113V114H132ZM137 113V114H135ZM145 115H144V114ZM150 113V115H149ZM193 113V114H192ZM196 113V114H195ZM26 114L27 116L23 115ZM45 114V115H44ZM65 114V115H64ZM71 114V115H70ZM85 114V115H84ZM93 116H92V115ZM159 114V118L158 117ZM174 116H173V115ZM186 114V115H185ZM219 114V115H217ZM223 114V115H221ZM236 114V115H235ZM253 114V116H252ZM6 115V116H5ZM30 115V116H29ZM39 115V116H38ZM43 115L45 117L43 118ZM56 115V116H55ZM61 115V116H60ZM128 119L126 116H128ZM132 115V116H131ZM141 115V116H140ZM144 115V116H143ZM147 115L149 117H147ZM154 115V116H153ZM171 118H170V116ZM176 115V116H175ZM192 115V116H191ZM200 115V116H199ZM215 115V116H214ZM217 115V116H216ZM4 116V117H3ZM42 116V117H41ZM52 116V117H51ZM76 116V118H75ZM125 116V117H124ZM139 118H138V117ZM161 116V117H160ZM169 116V119H168ZM204 118H203V117ZM212 116V117H211ZM226 118H225V117ZM232 116V117H231ZM260 116V117H259ZM36 117V118H33ZM39 117V118H38ZM54 119L51 120L50 119ZM87 117V118H86ZM97 117V118H94ZM109 121H108V119ZM121 117V120H120ZM207 117V118H206ZM210 117V118H209ZM213 117H215L213 119ZM228 117V118H227ZM242 117V118H240ZM244 117V118H243ZM248 117V118H247ZM15 118V119H14ZM21 118V119H20ZM25 121V124L23 120ZM91 118V119H90ZM99 118V119H98ZM114 118V119H112ZM126 122H125V119ZM148 118V119H147ZM157 118V119H156ZM231 120H230V119ZM234 118V119H233ZM17 119V120H16ZM27 119V120H26ZM32 119V121H30ZM36 119V120H35ZM59 119V120H58ZM63 119V121H61ZM65 119V120H64ZM119 119V120H118ZM132 119L133 122H132ZM139 124H138V121ZM143 119V120H142ZM151 119V120H150ZM160 119V120H159ZM166 119V120H165ZM168 119V120H167ZM170 119L172 121H170ZM178 119V121H177ZM182 119V120H181ZM194 119V120H193ZM205 119V120H202ZM221 119V121H220ZM233 119V121H232ZM238 119V120H237ZM245 119V120H244ZM261 119V120H259ZM15 120V121H14ZM51 120V121H49ZM57 120V121H55ZM91 120V121H89ZM103 123H102V121ZM112 122H111V121ZM123 120V121H122ZM162 120V121H161ZM165 120V121H164ZM179 120H181L179 122ZM215 120V121H214ZM236 120V121H235ZM242 120V121H240ZM20 121V122H19ZM35 121V124L33 122ZM38 121V122H37ZM55 121V122H54ZM66 121V122H65ZM97 121V122H96ZM101 121V122H100ZM118 121V122H117ZM122 123H121V122ZM147 123H146V122ZM153 121V122H152ZM164 121V122H163ZM168 121L167 123H165ZM227 121L229 123H227ZM240 121V122H239ZM246 121V122H245ZM10 122V123H9ZM42 122V123H41ZM49 122V123H48ZM88 124H87V123ZM92 122V123H91ZM115 124H114V123ZM119 125H117V123ZM153 124H152V123ZM160 122V123H159ZM187 122V123H186ZM194 125H193V123ZM210 122V124H209ZM225 122V123H224ZM233 122V123H230ZM237 122V123H236ZM243 122V123H242ZM19 123V124H18ZM23 123V124H20ZM39 123V124H38ZM48 123V125H47ZM53 123V124H50ZM61 123V124H60ZM86 123V124H85ZM90 123V124H89ZM95 123V124H94ZM100 123V124H99ZM131 123V124H130ZM133 123V124H132ZM145 123V124H144ZM150 123V126H149ZM158 123L159 127L156 125ZM180 123V124H179ZM190 123V124H188ZM200 123V126H198ZM203 123V124H202ZM239 123V124H238ZM248 123V124H247ZM258 123V124H257ZM10 124V125H9ZM27 124V125H26ZM38 124V125H37ZM58 124V126H57ZM63 124V125H62ZM81 124V125H80ZM103 124V125H102ZM105 124V125H104ZM108 124V126H107ZM112 124V125H111ZM122 124V125H121ZM129 124V125H128ZM147 124V125H146ZM209 124V125H208ZM233 124V125H232ZM243 124V126H242ZM247 124V125H246ZM6 125V126H5ZM41 125V126H40ZM115 125V126H113ZM128 125V126H127ZM132 125V126H131ZM134 125V126H133ZM136 125V127H135ZM165 125V128H164ZM177 125V127H176ZM185 125V126H184ZM212 125V126H211ZM230 127L229 128L225 126ZM240 125L241 127L237 126ZM263 125V126H262ZM30 126V127H29ZM34 126V127H33ZM64 126V127H63ZM81 126V127H80ZM88 126V127H87ZM107 128H106V127ZM125 126V127H124ZM138 126V127H137ZM156 126V127H155ZM167 126V127H166ZM211 126V127H210ZM222 126V127H221ZM224 126V127H223ZM233 126V127H232ZM18 127V128H17ZM25 127V128H24ZM38 127V129H37ZM53 130H51V128ZM69 127V128H68ZM99 131H98V128ZM113 127V128H112ZM118 127V128H116ZM158 127V130H157ZM162 127V128H161ZM184 130H182L181 129ZM199 127V128H198ZM218 127V130H216ZM238 127V129H236ZM243 127H246L243 129ZM249 127V129L247 128ZM46 128V129H45ZM54 128V129H53ZM66 128V129H65ZM73 128V129H72ZM120 128V129H119ZM125 128V130H124ZM130 128V129H129ZM139 128V129H138ZM172 128V129H171ZM174 128V130H173ZM185 128V129H184ZM201 128V129H200ZM212 128V129H211ZM216 128V129H215ZM225 130H224V129ZM234 128V129H233ZM252 128V129H250ZM257 128V129H256ZM259 128V129H258ZM5 129V130H4ZM24 129V131H23ZM45 129V131H43ZM58 129L60 131H58ZM65 129V130H64ZM71 129V130H70ZM76 129V130H75ZM110 129L109 131H107ZM156 129V130H155ZM181 129V130H180ZM197 133H195L194 131ZM196 129V130H195ZM206 129V131H205ZM211 129V130H210ZM220 129V130H219ZM242 131H241V130ZM248 129V130H247ZM262 131H261V130ZM4 130V131H3ZM20 132H18V131ZM21 130V131H20ZM102 130V132H101ZM114 130H116L114 132ZM121 130V131H120ZM131 130V131H130ZM161 130L163 132H161ZM169 130H173L169 132ZM178 130V131H177ZM188 130V131H187ZM229 130V131H228ZM251 130V131H250ZM259 130V131H258ZM12 131V132H11ZM40 131V132H39ZM67 131V132H66ZM104 131V132H103ZM135 131V132H134ZM186 131V132H185ZM204 131V132H202ZM208 131V132H207ZM216 131V132H215ZM218 131V132H217ZM226 131V132H225ZM234 131V132H233ZM238 133H236V132ZM23 135H21L22 133ZM28 132V133H26ZM45 137V139L42 137ZM57 132V133H55ZM62 132V133H61ZM74 132V133H73ZM81 132V133H80ZM93 132V133H92ZM110 134L113 135H109ZM121 132V133H120ZM124 132V133H123ZM139 132V133H138ZM147 132V133H146ZM160 133V135L158 133ZM167 132V133H166ZM169 132V133H168ZM179 132V133H178ZM184 132V133H183ZM189 132V133H188ZM193 132V133H192ZM228 132V133H227ZM230 132V133H229ZM246 132V133H245ZM260 132V133H259ZM9 135H8V134ZM17 133V134H15ZM19 133V134H18ZM45 133V134H44ZM65 133V134H64ZM87 136H86V134ZM91 133V135H89ZM100 133V134H99ZM106 133V135H105ZM123 133V134H122ZM130 133V134H129ZM134 133V134H133ZM144 133V134H143ZM147 135H146V134ZM151 133V134H150ZM181 133V135H180ZM183 133V134H182ZM191 133V134H190ZM208 133V134H207ZM226 137H224L223 135ZM235 133V134H234ZM245 133V134H244ZM248 133V134H247ZM253 133L252 135H250ZM55 134V135H54ZM99 134V135H98ZM108 134V135H107ZM120 134V135H119ZM156 134V135H155ZM159 135V137L157 136ZM166 134V136H165ZM173 134V136H172ZM198 134V135H197ZM201 134V135H200ZM214 134V135H213ZM232 134V135H231ZM3 135V136H2ZM123 135V136H122ZM145 135V136H144ZM155 135V136H153ZM178 135V136H177ZM195 135V136H194ZM216 135V136H215ZM220 135V136H219ZM228 135V136H227ZM243 135L245 137H243ZM9 136V138H8ZM32 136V137H31ZM58 136V137H57ZM60 136V140L58 139ZM80 136V137H79ZM96 136L97 140H96ZM104 139H103V137ZM127 136V137H126ZM129 136V138H128ZM133 136V137H131ZM144 136V137H143ZM147 136V137H146ZM188 136V137H187ZM199 136V137H198ZM203 136V137H202ZM206 136V137H205ZM215 136V137H214ZM218 136V137H217ZM248 136V138H247ZM254 136V137H253ZM258 136V137H256ZM15 139V142L13 138ZM26 137V138H25ZM32 139H30V138ZM67 137V138H66ZM89 137L93 138L89 140ZM110 137V138H109ZM118 139H116V138ZM154 137V138H151ZM162 137V138H161ZM170 137V138H168ZM197 137V138H196ZM229 137V138H228ZM6 138V139H5ZM11 138V139H10ZM18 138V139H17ZM22 138V139H21ZM124 138L123 139H120ZM150 138V139H149ZM167 140H166V139ZM187 138L184 141L182 139ZM218 138V139H217ZM243 138V139H242ZM246 138L248 140H246ZM263 138V139H262ZM4 139V140H3ZM28 139V140H27ZM47 139V140H46ZM80 139V140H79ZM116 139V141H115ZM136 139V140H135ZM143 139V140H142ZM153 139V140H151ZM158 139V140H157ZM165 142L163 143V140ZM189 139V140H188ZM191 139V140H190ZM195 139V140H194ZM204 139V140H203ZM242 139V140H241ZM3 140V141H2ZM8 140V142L6 141ZM21 140V141H20ZM32 142H30V141ZM57 140V141H56ZM85 140V141H84ZM89 140V141H88ZM102 140V141H101ZM104 140V141H103ZM139 140V142L137 141ZM149 140H151L149 142ZM170 140V142H169ZM209 140V141H208ZM211 140V141H210ZM220 140V141H219ZM240 140V141H239ZM246 140V141H244ZM253 140V141H252ZM258 142H257V141ZM13 141V142H12ZM48 141V142H47ZM55 141V142H54ZM88 144L86 145V143ZM108 141V142H107ZM131 141V142H130ZM146 141V142H145ZM181 141V142H180ZM194 141V142H193ZM201 141V142H200ZM223 141V142H222ZM242 141V142H241ZM249 141V142H247ZM251 141V142H250ZM5 142V143H4ZM21 142V144H20ZM24 142V144H22ZM27 142V143H26ZM59 144H58V143ZM110 142L112 144H110ZM126 142V143H124ZM138 142V143H136ZM152 142V144H150ZM159 142V143H158ZM180 142V144H179ZM193 142V143H192ZM209 142V144H208ZM216 142V143H215ZM221 142V143H220ZM228 142V143H227ZM231 142V143H229ZM246 142V143H245ZM254 142V143H253ZM259 145L257 146V143ZM3 143V144H2ZM37 143V144H36ZM50 143V145L48 144ZM65 143V144H64ZM97 143V144H95ZM123 143V144H122ZM156 143V144H155ZM168 143L170 145H168ZM175 143V144H174ZM205 143H207L206 146ZM218 143V144H217ZM220 143V144H219ZM225 143L224 145H222ZM248 143V144H247ZM18 144V145H17ZM27 144H30L27 146ZM101 144V145H100ZM120 146L118 147V145ZM129 144V145H128ZM140 144V145H139ZM144 144V145H143ZM149 144V145H148ZM159 144V145H157ZM196 146H195V145ZM229 144V145H228ZM236 144V145H235ZM253 144V145H252ZM6 145V146H5ZM24 145V148H23ZM26 145V147H25ZM32 145V146H31ZM48 145V146H47ZM156 145V150L155 149ZM161 145V146H160ZM172 145V146H171ZM180 145V146H179ZM193 145L195 147H193ZM202 145V146H201ZM205 145V146H204ZM213 145V146H212ZM223 147H222V146ZM233 145V146H232ZM246 145V146H245ZM9 146V147H8ZM56 148H55V147ZM67 146V147H65ZM93 146V147H92ZM126 146V147H125ZM160 146V147H159ZM163 146L165 148H163ZM167 146V147H166ZM193 148H191V147ZM206 149H204V147ZM252 146V147H251ZM255 146V147H253ZM5 147V148H4ZM7 147V148H6ZM14 147V148H13ZM30 147V148H29ZM128 147V148H127ZM150 147V148H149ZM189 147V148H188ZM200 147L199 149H197ZM215 149H214V148ZM229 147V148H228ZM234 147V148H233ZM19 148V149H18ZM58 148V149H57ZM119 148V149H117ZM128 150H127V149ZM139 148V149H138ZM142 148V149H141ZM167 148V150H166ZM171 148V150L169 149ZM173 148V149H172ZM183 148V149H182ZM192 151H191V149ZM203 148V149H202ZM220 148V150H219ZM233 148V151H231ZM251 148V149H250ZM255 148V149H254ZM8 151H7V150ZM16 149V150H15ZM33 153H32V150ZM36 149V151H35ZM101 149V150H100ZM123 149V150H122ZM130 149V151H129ZM134 149V150H133ZM153 149V151H152ZM165 149V150H164ZM175 149V150H174ZM177 149V150H176ZM189 149V150H188ZM202 149V151H200ZM228 149V150H227ZM231 149V150H230ZM259 149V151H258ZM261 149V151H260ZM3 150V151H2ZM6 150V151H5ZM11 150V151H10ZM12 150H14L12 152ZM31 150V151H30ZM60 150V151H59ZM126 150V151H125ZM156 150V151H155ZM165 152H164V151ZM187 150V151H186ZM200 152H198V151ZM210 150V151H209ZM239 150V151H238ZM252 150H256L255 152ZM4 153H2V152ZM12 153H10V152ZM17 151V152H16ZM20 151L22 153H20ZM98 151V152H97ZM114 151V153H113ZM128 151V152H127ZM136 151V152H135ZM163 151V152H162ZM170 151V152H169ZM173 151V152H171ZM177 151V152H176ZM212 151V153H211ZM225 151V152H224ZM229 151V153H228ZM101 152V153H100ZM126 152V153H125ZM153 153L149 154V153ZM202 152V153H201ZM209 157L207 158V154ZM232 152V153H231ZM235 152V153H234ZM247 152V153H246ZM8 153V154H7ZM27 153V154H26ZM109 153V154H108ZM132 153H134L132 155ZM155 153L158 155H155ZM179 153L181 155H179ZM213 155H210V154ZM242 153V154H241ZM257 153H259L257 156ZM18 154V155H15ZM25 154V155H24ZM32 154V155H30ZM106 154V155H105ZM129 154V155H128ZM141 154V155H140ZM166 154V155H165ZM206 154V155H205ZM222 154V155H221ZM227 154V155H226ZM249 154V156H247ZM255 154V155H254ZM12 155V156H11ZM15 155V157H14ZM57 155V156H55ZM89 155H91L89 157ZM99 155V157H98ZM105 155V156H104ZM109 155V156H108ZM110 155L113 158H110ZM118 155V156H116ZM120 155H122L120 157ZM131 155V157H130ZM148 155L153 159L150 160ZM168 155V156H167ZM179 155V156H177ZM186 155V156H185ZM224 155V156H223ZM6 156V157H5ZM17 156V157H16ZM19 156V159H18ZM22 156V157H21ZM28 156V158H27ZM104 156V157H103ZM142 156V157H140ZM164 156V157H163ZM174 156V157H173ZM192 156V157H191ZM195 156V157H193ZM200 156V157H199ZM223 156V158L221 157ZM254 156H257L256 159ZM6 159H4V158ZM58 159H57V158ZM92 157V158H91ZM117 157V158H116ZM135 157V158H134ZM179 157V158H178ZM188 157V159H187ZM191 157V158H190ZM205 157V158H204ZM216 157V158H215ZM219 157V158H218ZM221 157V158H220ZM232 157V159H231ZM248 157V158H247ZM252 157V158H251ZM255 159H254V158ZM261 159H260V158ZM2 158V159H1ZM10 158V159H9ZM61 158V160L59 159ZM66 158V159H65ZM125 158V159H123ZM147 158L149 160H147ZM177 158V160H176ZM185 158V159H184ZM218 158V159H217ZM4 159V160H3ZM26 159V160H25ZM37 159V161H36ZM99 159V160H98ZM103 159L106 160L103 162ZM109 159V160H108ZM145 159V160H144ZM158 159V160H156ZM235 159V160H234ZM245 159V160H244ZM247 159V160H246ZM64 160V161H62ZM108 160V161H107ZM112 160V161H111ZM126 160V161H125ZM135 160V161H134ZM162 160V161H161ZM192 160V161H191ZM195 160V161H194ZM198 160V161H197ZM202 160V161H201ZM215 160V161H214ZM222 160V161H220ZM228 160V161H227ZM240 160V161H239ZM244 160V161H243ZM249 160V161H248ZM3 161V163H2ZM15 161V162H13ZM18 161V162H17ZM36 161V162H35ZM61 161V162H60ZM142 161V162H141ZM189 161L192 163H189ZM205 161V162H204ZM218 161V162H217ZM224 161V162H223ZM242 161V162H241ZM248 161V163H247ZM253 161V162H252ZM5 162V163H4ZM22 162V164L20 163ZM29 162L31 164H29ZM34 162V163H33ZM65 162V163H64ZM96 164H95V163ZM102 162V163H101ZM106 162V163H105ZM183 162V163H182ZM187 162V163H185ZM195 162V164H194ZM197 162V163H196ZM215 162V163H213ZM221 164H220V163ZM228 162V163H227ZM235 162V163H234ZM251 162V163H250ZM13 163V164H12ZM25 163V164H24ZM28 163V164H27ZM38 165H37V164ZM63 165H62V164ZM100 163V164H99ZM110 163V164H109ZM129 163V164H127ZM138 163V164H137ZM151 163V164H150ZM154 163V164H153ZM167 163V164H166ZM174 163V165H173ZM185 163V164H184ZM227 163V164H225ZM234 163V164H233ZM239 163V164H238ZM241 163V164H240ZM244 163V164H243ZM247 163V164H246ZM257 163V164H256ZM260 163V166H259ZM42 164V165H41ZM102 164V165H101ZM115 164V165H114ZM117 164V165H116ZM126 164V165H125ZM147 164V166H146ZM183 164V165H182ZM256 164V166H254ZM26 165V166H25ZM32 165V166H31ZM37 165V166H36ZM65 165V167H64ZM93 165V166H92ZM134 165V166H133ZM155 165V166H154ZM190 165V166H189ZM196 165V166H194ZM199 165V166H198ZM219 165V166H218ZM248 165V166H247ZM250 165V166H249ZM15 166V167H14ZM17 166V167H16ZM44 166V167H42ZM82 166V167H81ZM84 166L86 168H84ZM124 168H123V167ZM128 166V167H126ZM154 166V167H153ZM163 166V167H162ZM172 168H171V167ZM179 166V169H178ZM194 166V167H193ZM202 166V167H201ZM207 166V167H206ZM209 166V167H208ZM212 166V167H211ZM217 166V168H216ZM229 166V167H228ZM236 166V167H235ZM239 166V167H238ZM80 167V168H79ZM105 167V168H104ZM114 167V168H113ZM145 167V168H144ZM150 167V168H149ZM177 167V168H176ZM196 167V169H195ZM242 167V168H241ZM247 167V168H246ZM256 167V169H255ZM3 168V169H2ZM73 168V169H72ZM89 168V169H88ZM94 168V169H93ZM140 168V169H139ZM168 168V169H167ZM174 168V169H173ZM216 168V169H215ZM232 168V169H231ZM245 168V170H243ZM17 169V170H16ZM20 169V171H19ZM80 169V170H79ZM83 169V171H82ZM102 169V170H100ZM109 169V170H108ZM115 171H114V170ZM135 169V170H134ZM156 169V170H155ZM162 171H161V170ZM167 171H166V170ZM171 169V170H170ZM187 169V170H186ZM195 169V170H194ZM207 169V170H205ZM224 169V170H223ZM251 169V170H249ZM263 169V170H262ZM27 170V171H26ZM32 170V171H31ZM37 170V171H36ZM112 170V171H111ZM130 170V171H128ZM159 170V171H158ZM177 170V171H176ZM184 170V171H183ZM192 172H191V171ZM240 170V171H239ZM247 170V171H246ZM261 170V173H260ZM2 171V172H1ZM44 171V172H43ZM80 171V172H79ZM85 171V172H84ZM87 171V172H86ZM90 171V172H89ZM93 171V172H92ZM96 171V172H95ZM99 173H98V172ZM135 171V172H134ZM144 171V172H143ZM172 171V172H171ZM175 171V173H174ZM198 173H197V172ZM229 173H228V172ZM235 171V172H233ZM243 171V173H242ZM252 171V172H251ZM256 173H254V172ZM35 172V174H34ZM37 172V173H36ZM52 172V173H50ZM56 172V173H55ZM76 172L78 174H76ZM102 172V173H101ZM112 172V173H111ZM124 172V174H122ZM140 172V173H138ZM153 172V173H152ZM156 172V173H155ZM166 174H165V173ZM170 172V174H169ZM203 172H205V176ZM208 172V174H207ZM232 172V173H231ZM251 172V173H250ZM20 173V174H19ZM23 173V174H22ZM81 173V174H80ZM85 173V174H84ZM90 173V174H89ZM94 173V174H93ZM116 173V174H115ZM121 173V174H120ZM152 173V174H151ZM182 173V174H181ZM192 173V174H191ZM197 173V174H196ZM227 173V174H226ZM240 173V174H239ZM258 173V174H257ZM6 174V175H5ZM54 174V175H53ZM76 174V175H74ZM98 174V175H97ZM104 174V176H102ZM114 174V176H113ZM194 174V176H193ZM207 174V176H206ZM226 174V175H225ZM233 174V175H232ZM263 174V175H262ZM82 175V177H81ZM92 175V176H91ZM97 175V176H96ZM101 177H100V176ZM121 175V176H120ZM144 175V176H143ZM149 175V176H148ZM154 175V176H153ZM160 175V176H159ZM171 175V176H170ZM178 175V176H177ZM180 175V176H179ZM184 175V176H183ZM187 175V176H186ZM211 175L213 177H211ZM219 175V176H218ZM227 176L225 178V176ZM232 175V176H231ZM241 175V176H239ZM247 175V176H245ZM30 176V177H29ZM33 176V177H32ZM107 176V177H105ZM113 176V177H112ZM157 176V177H156ZM168 183H167V178ZM194 179H192L193 177ZM196 176V177H195ZM236 176V177H235ZM263 178H262V177ZM86 177V178H85ZM90 181H87L89 180ZM142 177V178H140ZM183 177V178H182ZM191 177V180L189 179ZM203 177H208L203 179ZM219 177V178H218ZM234 177V178H233ZM242 177V178H241ZM245 177V178H244ZM108 178V180H107ZM117 178V179H116ZM125 178V179H124ZM145 178V179H144ZM166 178V179H165ZM174 180H173V179ZM181 178V179H180ZM188 178V179H187ZM201 178V181L198 179ZM215 180H214V179ZM218 178V179H217ZM249 178V180H247ZM253 178L255 180H253ZM31 179V180H29ZM36 179V180H35ZM122 179V180H121ZM148 179V180H147ZM164 179V180H163ZM179 179V180H178ZM197 179V180H196ZM221 179V180H220ZM224 179V180H223ZM239 179V180H238ZM26 182H25V181ZM92 180V181H91ZM107 182H106V181ZM116 180L117 183L116 184ZM126 180V181H125ZM136 180V181H135ZM151 180V181H150ZM157 180V181H155ZM189 180V181H188ZM195 180V181H194ZM206 180V182H205ZM232 180H235L232 182ZM237 180V181H236ZM244 180V181H243ZM251 180V181H250ZM109 181V183H108ZM119 181V182H118ZM130 181V182H129ZM143 181V182H142ZM147 181V182H146ZM153 181V183H152ZM185 181V182H184ZM199 181V182H198ZM208 181V182H207ZM229 181V182H228ZM243 181V182H242ZM250 181V182H249ZM253 181V182H252ZM7 182V183H6ZM32 182V183H31ZM62 182V183H61ZM134 187L131 188V183ZM137 184L135 185V183ZM142 182V183H141ZM171 182V183H170ZM176 182V183H175ZM183 182V183H182ZM203 182L205 184H203ZM246 182V183H245ZM3 183L5 185H3ZM31 183V184H30ZM37 183V184H36ZM44 183V184H43ZM60 183V184H59ZM181 183V185H180ZM186 183H190L186 184ZM210 183V185H209ZM216 183V184H215ZM218 183V186H217ZM231 183V185H230ZM239 185H238V184ZM245 185H244V184ZM252 183V184H251ZM24 184L26 186H24ZM33 184V185H32ZM46 184V185H45ZM115 184V185H114ZM127 184V185H126ZM129 184V185H128ZM141 184V185H140ZM142 184L144 186H142ZM147 184V185H146ZM154 184V185H152ZM172 184V185H170ZM196 186H195V185ZM201 184V185H200ZM222 184V185H221ZM236 184V185H235ZM246 184L249 186H246ZM2 185V186H1ZM7 185V186H6ZM37 187H36V186ZM67 187H66V186ZM108 185H112L111 187ZM125 185V186H124ZM131 185V186H130ZM146 185V186H145ZM151 185V186H148ZM184 185V186H183ZM187 185V186H186ZM189 185V186H188ZM191 185H193L191 187ZM206 185V186H205ZM215 185V186H214ZM235 187H233V186ZM260 187H259V186ZM39 186V187H38ZM41 186V188H40ZM82 186V187H81ZM123 186V190L122 189ZM127 186V187H126ZM157 186V187H156ZM165 186V188H164ZM167 186V187H166ZM201 186V187H199ZM212 186V187H211ZM223 186V187H222ZM238 186V187H237ZM241 186V187H240ZM246 186V187H245ZM255 186V187H254ZM258 186V188H257ZM2 187V188H1ZM9 187V189H8ZM12 187V188H11ZM28 187V188H27ZM66 187V188H65ZM126 187V188H125ZM156 187V188H155ZM187 187V188H186ZM189 187V189H188ZM194 187V188H193ZM240 187V188H239ZM4 188L6 190H4ZM27 188V189H26ZM30 188V189H29ZM46 188V189H45ZM58 188V189H57ZM74 188V189H73ZM116 190H114V189ZM128 188V190H127ZM141 188V189H139ZM143 188V189H142ZM147 188L148 191H145ZM150 188V189H149ZM153 188V189H151ZM161 188V190H160ZM170 188V189H169ZM180 188V189H179ZM183 188V189H182ZM200 190H197L199 189ZM203 188V189H202ZM248 188V189H247ZM255 190H253V189ZM8 189V190H7ZM13 189V190H12ZM16 189V190H14ZM20 189V190H19ZM25 191H24V190ZM34 189L37 190L34 192ZM39 189V190H38ZM132 191H131V190ZM139 189V190H138ZM158 189V190H157ZM169 189V191H168ZM212 189V190H211ZM214 189V191H213ZM228 193H224L223 190ZM22 190V191H21ZM31 190V191H30ZM42 190V191H41ZM62 192H61V191ZM75 190V191H74ZM77 190V191H76ZM126 190V191H125ZM141 190V191H140ZM153 190V191H152ZM157 190V191H155ZM160 190V191H159ZM166 190V191H165ZM171 190V191H170ZM174 190V191H172ZM183 190V191H182ZM222 190V191H221ZM232 192H231V191ZM237 190V191H236ZM240 190V191H239ZM244 190V191H243ZM11 191V192H10ZM27 191V192H26ZM65 191V192H64ZM71 191V192H70ZM79 191V193H78ZM145 191V192H144ZM165 191L166 194H163ZM178 191V192H176ZM199 191V192H198ZM204 191V193L202 192ZM206 191V192H205ZM243 191V192H242ZM247 191V192H246ZM253 191V192H252ZM263 191V192H262ZM8 192V193H7ZM21 192V193H20ZM32 192V193H31ZM60 194H59V193ZM77 194H75V193ZM84 192H87L84 194ZM89 192V193H88ZM143 192V193H142ZM156 192V193H155ZM171 192V193H169ZM184 194H183V193ZM188 192V193H187ZM211 192V193H210ZM217 196H216V193ZM222 192V193H221ZM238 192V193H237ZM245 192V193H244ZM250 192V193H249ZM262 192V193H261ZM12 193V194H11ZM32 195H31V194ZM37 193V194H36ZM61 193H63L61 195ZM72 193V194H71ZM91 193V195H90ZM127 193V194H126ZM132 193V194H131ZM133 193L134 196H133ZM149 193V195H148ZM173 193L175 194L173 195ZM190 193V194H189ZM195 193V194H194ZM220 193V194H219ZM237 193V194H236ZM241 193V195L239 194ZM248 193V194H247ZM253 193V194H252ZM256 195H255V194ZM260 193V194H259ZM15 194V195H14ZM29 194V196H28ZM84 194V199H83ZM94 196H93V195ZM142 194V195H139ZM170 194V195H169ZM214 194V195H211ZM232 194V195H231ZM259 194V195H258ZM7 197H6V196ZM25 195V196H24ZM36 196L35 197L33 196ZM78 203H75L76 200ZM79 195V196H76ZM87 195V196H86ZM119 195V196H117ZM127 195V196H126ZM128 195H130L128 197ZM138 195V196H137ZM148 195V196H147ZM168 195V196H166ZM172 195V196H171ZM199 195V196H198ZM206 195V196H205ZM226 195V196H225ZM231 195V196H230ZM235 195V198L233 197ZM27 196V197H26ZM72 196V197H71ZM97 196V197H96ZM133 196V197H132ZM192 196V197H190ZM196 196V198L194 197ZM249 196V197H248ZM251 196V197H250ZM262 196V197H261ZM10 197V199H9ZM32 197V198H31ZM41 197V198H40ZM69 197V198H68ZM79 197V198H78ZM92 197V198H91ZM96 197V198H95ZM101 198V200L99 198ZM105 197V198H104ZM132 197V198H131ZM137 197V198H136ZM155 197V198H154ZM205 197V198H203ZM209 197V198H208ZM212 197V198H211ZM229 197V198H228ZM232 197V198H231ZM238 197V198H237ZM246 197V198H245ZM29 198V199H28ZM35 200H34V199ZM66 200H64V199ZM171 198V199H170ZM181 198V199H180ZM208 198V199H207ZM217 198V199H216ZM221 198V199H220ZM231 198V199H230ZM263 200H261V199ZM24 202H22L21 200ZM24 199V200H23ZM33 199V200H32ZM38 199V200H37ZM62 199V200H61ZM69 199V200H68ZM72 199V200H71ZM83 199V202H82ZM95 199V200H94ZM105 199V200H104ZM108 199V200H106ZM125 201H124V200ZM139 199V201H137ZM141 199V200H140ZM144 199V200H142ZM149 199V200H148ZM161 199V200H160ZM203 199V200H202ZM215 199V200H214ZM219 199V200H218ZM224 199V200H223ZM228 201H226V200ZM233 199L235 201H233ZM242 199V200H241ZM2 200V201H1ZM13 200V201H12ZM43 200V201H42ZM85 200H87L85 202ZM91 200V201H90ZM94 200V201H93ZM97 200V201H96ZM111 200V201H109ZM129 200V202L127 201ZM172 200V201H171ZM175 200V201H174ZM177 200V201H176ZM214 200V201H212ZM217 200V201H216ZM239 200V201H238ZM246 200V201H244ZM4 201V202H3ZM40 201V204L38 203ZM62 201V202H61ZM74 201V202H73ZM89 201V202H88ZM106 201V202H105ZM159 201V203H158ZM190 201V202H189ZM196 201V204L193 203ZM232 201V203H231ZM249 203H248V202ZM255 201V202H254ZM9 202V203H8ZM34 202V203H33ZM36 202V203H35ZM95 202V203H94ZM110 202V203H109ZM127 202V203H126ZM163 202V203H162ZM185 202V203H184ZM205 202V204H204ZM213 202V203H212ZM246 202V203H245ZM258 202V203H257ZM69 203V204H68ZM93 203V204H92ZM98 203V204H96ZM103 205H101V204ZM130 203V204H129ZM135 203V204H133ZM169 203V204H168ZM175 203V204H174ZM188 203V204H187ZM191 206H190V204ZM218 203H222L221 205ZM226 203V204H225ZM236 203V204H235ZM255 205H254V204ZM80 204V206H79ZM114 204H116L114 206ZM125 204V205H124ZM181 204V205H179ZM185 204V206H184ZM187 204V205H186ZM247 204V205H245ZM260 204V205H258ZM262 204V205H261ZM24 205V206H23ZM35 205V206H34ZM70 205V206H69ZM108 205V206H107ZM163 205V206H162ZM169 205L171 207H169ZM178 208H176L175 206ZM178 205V206H177ZM195 205V207L193 206ZM215 207H214V206ZM234 205V206H233ZM237 205V206H236ZM11 206V207H10ZM73 206V207H72ZM82 206V207H81ZM85 206L87 208H85ZM111 206V207H110ZM118 206V208L116 207ZM151 206V207H150ZM155 206V207H154ZM185 208H184V207ZM217 206V207H216ZM228 206V207H227ZM230 206V208H229ZM253 206V207H252ZM263 208H262V207ZM37 207V209H36ZM92 209L89 211V209ZM98 207V208H97ZM107 207V209H106ZM120 207V208H119ZM144 207V208H143ZM150 207V209H149ZM163 211H161L160 209ZM188 207V210L186 209ZM214 207V208H213ZM220 207V208H219ZM229 209H227V208ZM246 207V208H245ZM260 208V210L258 208ZM26 208V209H25ZM77 208V210H76ZM81 208V210H80ZM85 208V209H82ZM122 208V209H121ZM127 210H125V209ZM180 208V209H179ZM184 208V209H183ZM238 208V209H237ZM94 209V210H93ZM97 209V210H95ZM100 209V210H99ZM152 209V210H151ZM174 209V210H173ZM207 209V210H204ZM233 209V211H232ZM240 209V210H239ZM249 211H247V210ZM255 209V210H254ZM41 211V213L39 211ZM116 210V211H114ZM121 210V211H120ZM149 210H151L149 212ZM154 210V211H153ZM161 212H160V211ZM165 210V211H164ZM172 210V211H170ZM179 210V211H178ZM181 210L183 212H181ZM199 210V211H198ZM236 210V211H235ZM258 210V211H257ZM2 211V212H1ZM21 211V212H20ZM80 211V213L78 212ZM83 211V212H81ZM86 211V212H85ZM88 211V212H87ZM98 213H97V212ZM124 211V213H123ZM143 211V212H142ZM170 211V212H169ZM178 211V212H177ZM188 211V212H187ZM244 211V212H243ZM260 211V212H259ZM43 212V214H42ZM85 212V213H84ZM109 212V213H108ZM111 212V213H110ZM153 212V213H151ZM157 212V213H156ZM161 214H159V213ZM163 212V213H162ZM165 212V214H164ZM168 212V213H167ZM172 212V215H171ZM192 212V216H191ZM204 212V214H203ZM206 212V213H205ZM221 212V213H220ZM234 214H233V213ZM248 212L247 214H245ZM20 213V214H19ZM23 213V215H22ZM26 213V214H25ZM45 213V214H44ZM114 213V214H113ZM119 213V214H118ZM138 213V215H137ZM149 213V214H148ZM174 213V214H173ZM180 213V214H179ZM199 213V215H198ZM201 213V214H200ZM237 213V214H236ZM25 214V216H24ZM80 214V215H78ZM86 214V215H85ZM93 214V215H92ZM99 214V215H98ZM116 214V215H115ZM124 220H122V217ZM124 214V215H123ZM129 214V217L127 216ZM131 214V215H130ZM144 214V215H143ZM151 214V215H150ZM165 216H164V215ZM187 214V215H186ZM191 216H189V215ZM208 214V215H207ZM210 214V215H209ZM249 214V215H248ZM18 215V216H17ZM21 215V216H20ZM91 215V216H88ZM105 215V216H104ZM133 215V216H132ZM136 215V216H135ZM141 215V216H140ZM155 215H157L155 217ZM182 215V216H181ZM201 215V216H200ZM205 217H204V216ZM240 215V216H239ZM16 216V217H15ZM30 216V217H27ZM78 216V217H77ZM85 216V219L84 217ZM104 216V217H103ZM118 216V217H117ZM127 216V217H125ZM136 217V219L134 218ZM139 216V217H138ZM143 216V217H142ZM148 216V217H147ZM153 216V217H152ZM161 216V218H160ZM174 218H173V217ZM185 216V217H184ZM187 216V217H186ZM197 216V217H196ZM199 216V217H198ZM210 216V217H209ZM212 216V218H211ZM216 216V217H215ZM219 216V217H217ZM245 216V217H244ZM35 217V218H34ZM80 217V218H79ZM90 219H89V218ZM133 217V219H132ZM146 219H145V218ZM177 219H176V218ZM184 221H182V218ZM196 217V219H195ZM209 217V218H207ZM222 217V218H220ZM224 220H221L223 219ZM243 221H242V218ZM32 218L35 220L33 221ZM82 218V219H81ZM95 218V219H94ZM100 218V219H99ZM164 218V219H163ZM172 218V219H171ZM185 218V219H184ZM205 224L203 223V220ZM217 218V219H216ZM227 218V219H226ZM234 218V219H233ZM250 218V219H249ZM253 218V219H252ZM255 218V219H254ZM259 218V219H258ZM29 219V220H28ZM92 219V220H91ZM97 219V220H96ZM102 219V221H101ZM116 219V220H115ZM128 219V221H126ZM140 219V221L138 220ZM150 219V220H149ZM153 219V221H152ZM168 219V221H166ZM181 219V220H180ZM191 219V220H190ZM194 219V220H193ZM216 220L212 222V220ZM230 219V220H229ZM246 219V220H245ZM258 219V220H257ZM14 220V221H13ZM19 221V223L16 222ZM91 220V221H90ZM119 220L118 224L117 221ZM121 220V221H120ZM135 220V222H134ZM146 220V221H145ZM156 220V221H155ZM161 220V221H160ZM165 220V221H163ZM180 220V221H179ZM198 222H197V221ZM211 220V221H210ZM227 220V221H226ZM241 220V221H240ZM39 221V222H38ZM75 221V222H74ZM83 221V222H81ZM110 221V222H109ZM116 221V222H115ZM130 221V222H129ZM137 221V223H136ZM149 223H148V222ZM160 221V222H158ZM182 221V222H181ZM194 223H193V222ZM229 221V224L227 222ZM250 221V222H249ZM22 222V223H21ZM32 222V223H31ZM43 222V223H41ZM79 222V223H77ZM89 224H88V223ZM113 222V223H112ZM131 223V225L129 223ZM134 222V224H133ZM151 222V223H150ZM166 222V223H165ZM171 222V224H170ZM177 222V223H175ZM185 222V223H184ZM188 222V223H186ZM197 222V223H196ZM221 222V224H220ZM246 222V223H245ZM260 222V223H259ZM75 223V224H74ZM97 223L98 225H95ZM107 223V224H106ZM112 223V224H111ZM115 223V224H114ZM140 223V224H139ZM155 223V224H153ZM223 223V224H222ZM242 223V224H239ZM251 223V224H250ZM38 224V225H37ZM41 224V225H39ZM43 224V225H42ZM82 224V225H81ZM84 224V225H83ZM106 224V225H105ZM114 224V225H113ZM124 224V225H123ZM138 224V225H137ZM160 224H162L160 226ZM165 224V225H164ZM180 225V226H177ZM184 224V225H183ZM188 224V225H186ZM198 227H197V225ZM246 224V225H245ZM92 225V227H90ZM95 225V227H94ZM133 225V227H132ZM143 225V226H142ZM146 225V226H145ZM151 225V226H150ZM159 225V227H157ZM186 225V226H185ZM196 228H195V226ZM208 225V226H207ZM239 225V226H238ZM23 226V227H22ZM84 226V227H83ZM97 226V227H96ZM106 226V227H105ZM109 228H108V227ZM120 226H124L123 228ZM139 226V227H138ZM154 226V227H153ZM167 226L166 228H164ZM183 226V227H182ZM191 226L193 229H190ZM231 226V228L229 227ZM254 226V227H253ZM263 226V227H262ZM19 229H18V228ZM88 227V228H87ZM102 227V228H101ZM105 227V228H104ZM114 227V228H113ZM117 227V228H116ZM128 227V228H127ZM144 227V228H143ZM186 227V228H184ZM217 227V228H216ZM218 227H220L218 229ZM224 227V228H223ZM253 229H252V228ZM4 228V229H3ZM24 228V229H23ZM82 228V229H81ZM87 228V229H86ZM120 230H119V229ZM127 228V229H126ZM132 228V229H130ZM136 228V229H135ZM138 228V229H137ZM151 228V230L149 229ZM155 228V229H154ZM172 228V229H171ZM199 228V231H198ZM205 228V230H204ZM240 228V229H239ZM18 229V230H17ZM100 229V230H98ZM106 231H105V230ZM140 229V230H139ZM146 229V230H145ZM165 229V230H164ZM172 231H171V230ZM178 229V233L177 232ZM180 229H182V232ZM218 229V231H217ZM222 229V230H221ZM225 229V230H224ZM229 229V230H227ZM257 231H256V230ZM83 230V231H82ZM89 230V231H88ZM103 230V231H102ZM114 230V231H113ZM135 230V231H134ZM163 232H162V231ZM187 230V231H186ZM197 232H196V231ZM212 230V231H211ZM221 230V231H220ZM238 230V231H237ZM244 230V232H243ZM254 230V231H253ZM4 231V233H3ZM61 231V232H60ZM92 231V232H90ZM98 231V232H97ZM102 231V232H101ZM121 231V232H120ZM130 235H126L127 232ZM140 233L144 236L141 238ZM149 231V232H148ZM156 232V236L152 233ZM161 231V232H160ZM194 231V232H193ZM202 231V232H201ZM211 231V232H210ZM229 231V232H228ZM231 231V232H230ZM241 231V232H240ZM26 232V233H25ZM87 232H89L87 234ZM94 232V234H93ZM104 232V233H103ZM109 233V235L107 234ZM119 234H118V233ZM158 232V234H157ZM180 232V233H179ZM205 234H204V233ZM216 234H215V233ZM252 232V233H251ZM255 232V233H254ZM34 233V234H32ZM37 233V234H36ZM42 233V234H40ZM60 233V234H58ZM98 233V234H97ZM102 233V234H101ZM113 235H112V234ZM116 233V234H114ZM187 233V234H186ZM224 233V234H223ZM233 233V234H232ZM258 233V234H257ZM260 233V234H259ZM24 234V235H23ZM31 234V235H30ZM39 234V235H38ZM57 234V235H56ZM67 234V235H66ZM101 234V235H100ZM123 234V236H122ZM132 234V235H131ZM149 234V235H148ZM174 234V236L172 235ZM183 236H182V235ZM189 234V235H188ZM201 234V235H200ZM244 234V235H243ZM255 234V235H254ZM257 234V235H256ZM19 235V236H18ZM35 237H34V236ZM55 235V236H53ZM59 235V236H58ZM82 235V236H81ZM98 235V236H96ZM111 235V236H110ZM116 235V236H115ZM140 235V238L138 237ZM146 235V236H145ZM160 235V236H159ZM162 235V236H161ZM178 235L179 238L178 239ZM184 235L187 236L184 238ZM193 235V236H191ZM199 235V236H198ZM204 237H203V236ZM214 237H212V236ZM233 235V236H232ZM28 236V237H27ZM37 236V237H36ZM72 236V237H71ZM94 236V237H93ZM96 236V237H95ZM104 236V237H103ZM126 236V237H125ZM142 236V237H143ZM171 236V237H170ZM175 236H177L175 239ZM198 236V237H197ZM209 236V237H208ZM226 236V237H225ZM228 236V237H227ZM232 236V237H231ZM247 237L249 240H246ZM257 236V237H256ZM262 236V237H261ZM8 237V238H7ZM25 242L23 241V239ZM24 237L28 238L25 239ZM41 237V238H40ZM43 237V238H42ZM51 237V238H50ZM55 237V238H54ZM64 237V239H63ZM87 237V238H86ZM102 237V238H101ZM109 237V241H107ZM137 237V238H136ZM145 237L149 238L146 239ZM171 238V240L169 238ZM191 237V238H189ZM195 237V238H194ZM203 239H202V238ZM221 237V238H220ZM225 237V238H224ZM236 237V238H235ZM30 238V239H29ZM39 238V239H37ZM59 238V240H57ZM94 238V239H93ZM117 238V239H112ZM119 238V239H118ZM130 240H129V239ZM165 238V239H164ZM189 238V239H188ZM206 238V239H205ZM243 238V239H242ZM7 239V240H6ZM10 239V240H9ZM36 239V240H35ZM41 239V241H40ZM50 239V241H49ZM52 239V240H51ZM54 239V240H53ZM66 239V241H65ZM69 239V240H68ZM73 239V240H72ZM77 241H76V240ZM86 239V240H85ZM88 239V240H87ZM98 239V240H97ZM123 239V240H122ZM147 243H143L145 242ZM151 239V240H150ZM155 239V241H154ZM160 239V240H158ZM168 239V240H167ZM183 239V240H182ZM194 239V240H193ZM211 241H210V240ZM215 239V240H214ZM217 239V241H216ZM239 239V240H238ZM28 240V241H27ZM30 240L32 242H30ZM39 240V243H38ZM64 240V241H62ZM85 240V242H84ZM101 240V241H99ZM111 240V241H110ZM117 241L116 243L114 241ZM141 240V241H140ZM150 240V241H149ZM153 240V241H152ZM177 240V241H176ZM180 240V242H179ZM185 240V242H183ZM198 240V241H197ZM207 242H206V241ZM236 240V241H235ZM7 241V242H6ZM10 241V242H9ZM20 241L23 243L21 244ZM58 241V242H55ZM91 241V242H90ZM96 241V242H95ZM103 241V242H102ZM125 241V242H124ZM137 241V244H136ZM140 241L141 244L138 242ZM158 241V242H157ZM160 241V242H159ZM166 241V242H165ZM168 241V242H167ZM175 241V242H174ZM182 241V242H181ZM190 241V242H189ZM194 241V242H193ZM196 241V242H195ZM202 241V242H200ZM205 241V242H204ZM219 241V242H218ZM234 241V242H233ZM240 241V244H239ZM243 241L245 243H243ZM250 241V242H249ZM253 241V242H252ZM261 241V243H260ZM9 242V243H8ZM34 242V243H33ZM37 244H36V243ZM51 242V244H50ZM64 246H63V243ZM94 242V243H93ZM112 242V243H111ZM114 242V243H113ZM127 242V243H126ZM171 242V243H170ZM188 242V243H187ZM212 242V243H211ZM221 242V243H220ZM45 243V244H44ZM69 245H65L68 244ZM74 243V244H73ZM77 243V244H76ZM87 243V244H86ZM105 244V247L103 245ZM107 243V244H106ZM120 243V244H119ZM126 243V244H125ZM130 243V244H129ZM151 243V245H150ZM158 243H160L158 245ZM169 245L167 246V244ZM178 243V244H177ZM210 243V244H209ZM217 243V244H215ZM219 243V244H218ZM247 243V244H246ZM44 244V245H43ZM46 244H49L45 246ZM59 247H58V245ZM82 246H80V245ZM114 244V245H113ZM117 244V245H116ZM119 244V245H118ZM145 244V246L143 245ZM149 244V245H148ZM182 244V246H181ZM186 244V245H184ZM188 244V245H187ZM192 244V245H191ZM201 244V245H200ZM240 249H239V246ZM3 245V248H2ZM8 245V246H7ZM39 245V246H37ZM55 246V250L52 248ZM57 245V246H56ZM96 245V246H94ZM106 245L108 247H106ZM111 245V246H110ZM140 245V246H139ZM157 245V247H156ZM163 245V246H162ZM167 249H166V246ZM194 245V246H193ZM205 245V246H204ZM218 245V246H217ZM255 245V246H254ZM262 245V246H261ZM10 246V247H9ZM35 248H34V247ZM43 246V247H42ZM103 246V247H101ZM131 246V247H130ZM143 246V247H142ZM148 246V247H147ZM161 246V247H160ZM165 246V247H164ZM214 246V247H213ZM221 246V247H220ZM248 246V247H247ZM9 247V248H8ZM32 247V248H31ZM42 247V248H41ZM51 247V248H50ZM61 247V248H60ZM75 247V248H74ZM77 247V248H76ZM80 247V248H79ZM98 247V248H97ZM113 247V248H112ZM120 249H119V248ZM125 247V248H123ZM135 247V248H134ZM144 247H147L145 250ZM150 247V248H149ZM162 249H160V248ZM164 247V248H163ZM170 247V248H169ZM182 247V248H181ZM185 247V248H183ZM194 247V248H193ZM196 247V248H195ZM218 247V248H217ZM228 247V248H227ZM243 250H242V248ZM8 248L11 253L5 249ZM23 248V249H22ZM40 248L41 250L35 249ZM48 248V249H47ZM59 250H57V249ZM83 248V249H82ZM108 248V249H107ZM117 248V250H116ZM127 248V249H126ZM129 248V249H128ZM132 248V249H131ZM149 248V249H148ZM159 248V249H157ZM174 250H173V249ZM203 248V249H202ZM206 248V250H205ZM220 248V249H219ZM43 249V250H42ZM45 249V250H44ZM53 249V250H51ZM67 249V250H66ZM78 249V250H77ZM98 251H97V250ZM107 249V251H106ZM126 249V250H125ZM136 249V251H135ZM155 249V250H154ZM157 249V250H156ZM170 249V251H169ZM193 249V250H192ZM199 249V250H198ZM239 249V250H238ZM248 249V250H246ZM252 249V250H251ZM26 250V251H25ZM66 250V251H65ZM70 250L69 252H67ZM84 250V252H83ZM109 250V251H108ZM115 250V252H114ZM123 250V251H122ZM132 250V253L130 252ZM139 252H138V251ZM152 250V252H151ZM162 250V251H161ZM167 250V251H166ZM190 250V251H189ZM205 250V251H204ZM232 253H231V251ZM246 250V251H244ZM28 251V252H27ZM42 251V252H41ZM48 251L50 257L48 256ZM52 251V252H51ZM60 251H63L60 252ZM100 251V252H99ZM104 251V252H103ZM120 253H119V252ZM145 251V252H144ZM154 251V252H153ZM197 251V252H196ZM213 251V252H212ZM230 251V252H229ZM237 253H236V252ZM243 251L245 253H243ZM19 252V253H18ZM22 252V253H21ZM40 252V253H39ZM44 252L47 254H44ZM79 253L76 255V253ZM128 252V253H127ZM134 252V253H133ZM136 252V253H135ZM160 252L162 254H160ZM169 252V253H167ZM183 252V253H181ZM185 252V253H184ZM198 252L199 255H198ZM208 252V253H207ZM234 252V253H233ZM258 252V253H257ZM8 253V254H7ZM54 253V254H52ZM66 253V254H65ZM70 253V254H69ZM73 253H75L73 255ZM108 255H107V254ZM127 253V254H126ZM130 253V254H129ZM169 254V256L167 254ZM176 253V254H175ZM189 255H188V254ZM193 253V254H192ZM218 253V254H216ZM229 253V255H227ZM255 256H254V254ZM11 254V255H10ZM16 254V255H15ZM19 254V255H18ZM23 254V259L20 255ZM31 254V255H30ZM44 254V256H43ZM63 254L65 256H61ZM121 254V255H120ZM147 254V255H146ZM153 254V255H152ZM167 256H165V255ZM223 254V255H222ZM233 256H232V255ZM239 257H235V256ZM260 254V256H258ZM15 255V256H14ZM67 255V256H66ZM89 255V256H88ZM103 255V256H102ZM126 255V256H125ZM136 255V257H135ZM144 257H141L143 256ZM151 255V256H148ZM156 255V257H154ZM177 255V256H176ZM182 255V256H181ZM185 255V256H184ZM187 255V256H186ZM209 255V256H208ZM222 255V256H221ZM13 256V257H12ZM33 256L34 259H32ZM52 256V257H51ZM61 256V257H60ZM79 256V257H78ZM116 256V257H115ZM163 256V257H162ZM171 256V257H170ZM195 256V257H194ZM218 256V257H217ZM224 256V257H223ZM227 256V257H225ZM64 257V258H63ZM78 257V258H77ZM82 257V258H81ZM118 257V258H117ZM131 259H130V258ZM159 257V258H158ZM167 257V258H166ZM181 257V258H180ZM187 257V258H186ZM192 257V258H191ZM223 257V258H222ZM232 259H231V258ZM235 257V258H234ZM243 257V258H242ZM262 257V258H261ZM6 258V259H5ZM19 258V259H18ZM28 258V259H27ZM42 258V259H40ZM59 260H58V259ZM109 258V260H108ZM115 258V259H113ZM122 258V259H121ZM128 258V259H127ZM148 258V259H146ZM151 258V259H150ZM162 258V259H161ZM170 258V259H169ZM195 258V259H194ZM211 258V259H210ZM228 260H227V259ZM230 258V259H229ZM247 258V259H244ZM251 258V259H249ZM256 258V259H255ZM258 258V259H257ZM23 260V261H20ZM48 259V260H47ZM73 259V260H72ZM86 259V260H85ZM104 259V260H103ZM112 259V260H111ZM121 259V261H120ZM140 259V261H139ZM169 259V261H168ZM187 259V260H186ZM189 259V260H188ZM204 259V260H203ZM234 259V260H233ZM242 259V260H241ZM25 260V262H24ZM34 260H37L36 262ZM76 260V261H75ZM108 260V261H107ZM119 260V261H118ZM125 260V261H124ZM158 261V263L156 261ZM161 260V261H159ZM167 260V261H165ZM191 260H193L191 262ZM207 260V261H206ZM233 260V261H232ZM241 260V261H240ZM263 260V261H262ZM19 261V262H18ZM27 261V262H26ZM30 261V262H29ZM32 261V262H31ZM47 261V262H46ZM71 261V262H70ZM80 263H79V262ZM94 261V262H92ZM112 261V262H111ZM115 261V262H114ZM132 261V262H131ZM150 261V262H149ZM171 261V262H170ZM188 261V262H187ZM218 261V262H217ZM249 261V262H248ZM253 261V262H252ZM259 261V262H258ZM54 262V263H53ZM78 262V263H77ZM131 262V263H130ZM139 262V263H138ZM145 262V263H144ZM147 262V263H146ZM164 262V263H163ZM182 262V263H181ZM197 262V263H196ZM229 262V263H228ZM235 262V263H233ZM252 262V263H251ZM13 263V264H15Z\"/></svg>",
	"mask_w": 264,
	"mask_h": 264
},
{
	"label": "bare ground",
	"instance_id": "2",
	"mask_svg": "<svg viewBox=\"0 0 264 264\" xmlns=\"http://www.w3.org/2000/svg\"><path fill=\"white\" fill-rule=\"evenodd\" d=\"M24 1H25V0H24ZM39 1H40V0H39ZM45 1L47 2V1H49V0H45ZM62 1H63V0H52L53 3L57 2V3H59V4H60ZM87 1H89V0H87ZM97 1H98V0H96V2H97ZM99 1H101V0H99ZM120 1H121V0H120ZM126 1H127V0H126ZM128 1H129V0H128ZM143 1H145V0H143ZM154 1H155V0H154ZM154 1H153V3H154ZM161 1H162V0H161ZM164 1H166V0H164ZM170 1H171V0H170ZM170 1H168V2H170ZM175 1H176V0H175ZM180 1H182V0H180ZM211 1H212V0H211ZM227 1H228V0H227ZM235 1H236V0H234V3H235ZM237 1H239V0H237ZM241 1H242V0H241ZM244 1H245V0H244ZM249 1H250V0H249ZM249 1H248V3H249ZM13 2H15V1H13ZM92 2H93V1H92ZM130 2H131V0H130ZM133 2H134V1H133ZM155 2H156V1H155ZM158 2H160V0H158L157 3H158ZM162 2H163V1H162ZM206 2H207V1H206ZM208 2H209V1H208ZM223 2H224V1H223ZM261 2H262V1H261ZM261 2H260V3H261ZM7 3H8V2H7ZM9 3H10V2H9ZM25 3H26V2H25ZM90 3H91V2H90ZM93 3H94V2H93ZM106 3H107V2H106ZM121 3H122V2H121ZM136 3H137V2H136ZM139 3H140V2H139ZM146 3H147V2L145 1V4H146ZM148 3L152 5L151 1H150V2L148 1ZM166 3H167V1H166ZM166 3H165V4H166ZM172 3H173V2H172ZM177 3H178V2H177ZM180 3H181V2H180ZM209 3H211V2H209ZM227 3H228V2H227ZM236 3H237V2H236ZM241 3H242V2H241ZM243 3H244V2H243ZM1 4H2V3H1ZM5 4H6V3H5ZM17 4H18V3H17ZM17 4H16V5H17ZM40 4H42V3H40ZM50 4H51V3H50ZM95 4H96V3H95ZM99 4H100V3H99ZM104 4H105V3H104ZM127 4H128V6H129V3H128V2H127ZM140 4H141V3H140ZM149 4H148V5H149ZM154 4H155V3H154ZM158 4H159V3H158ZM161 4H162V3H161ZM182 4H184V3L182 2ZM238 4H239V2H238ZM253 4H254V2H253ZM255 4H256V3H255ZM263 4H264V3H263ZM263 4H262V5H263ZM10 5H13V4H10ZM65 5H66V4H65ZM77 5H78V4H77ZM134 5H135V4H134ZM141 5H142V4H141ZM143 5H144V4H143ZM143 5H142V6H143ZM151 5H150V7L153 6V5H152V6H151ZM155 5H156V4H155ZM167 5H168V3H167ZM178 5H179V4H178ZM228 5H231V4L228 3ZM244 5H245V4H244ZM262 5H261V6H262ZM30 6H31V5H30ZM78 6H79V5H78ZM92 6H93V4H92ZM110 6H111V4H110ZM120 6H121V5H120ZM120 6H119V7H120ZM136 6H138V4L135 5V7H136ZM145 6L147 7V4H146ZM210 6H211V5H210ZM215 6H216V5H215ZM235 6H236V5H235ZM238 6H239V5H238ZM248 6H249V5H248ZM248 6H247V7H248ZM252 6H254V5H252ZM8 7H10V6H8ZM73 7H74V6H73ZM84 7H87V6H84ZM88 7H89V6H88ZM90 7H91V6H90ZM170 7H171V6H170ZM173 7H174V6H173ZM227 7H228V6H227ZM230 7H231V6H230ZM230 7H229V8H230ZM4 8H5V7H4ZM10 8H11V7H10ZM46 8H47V7H46ZM50 8H51V7H50ZM50 8H49V9H50ZM56 8H57V7H56ZM59 8H60V6H59ZM61 8H62V7H61ZM71 8H72V7H71ZM121 8H123V7H121ZM136 8H137V7H136ZM142 8H143V7H142ZM155 8H156V7H155ZM167 8H168V6H167ZM174 8H175V7H174ZM184 8H186V6H185ZM233 8H234V6H233ZM233 8H232V9H233ZM237 8H238V7H237ZM242 8H243V7H242ZM52 9H53V8H52ZM96 9H97V8H96ZM146 9H147V8H146ZM164 9H165V8H164ZM180 9H182V8H180ZM187 9H188V8H187ZM187 9H186V10H187ZM230 9H231V8H230ZM234 9H235V8H234ZM243 9H244V8H243ZM252 9H253V8H252ZM255 9H256V7H255ZM61 10H62V9H61ZM85 10H86V9H85ZM108 10H109V9H108ZM124 10H125V9H124ZM124 10H123V11H124ZM126 10H127V9H126ZM128 10H129V8H128ZM128 10H127V11H128ZM162 10H163V9H162ZM200 10H201V9H200ZM200 10H199V11H200ZM65 11H66V10H65ZM79 11H80V10H79ZM90 11H91V10H90ZM92 11H93V10H92ZM97 11H98V10H97ZM97 11H96V12H97ZM103 11H104V9H103ZM105 11H106V10H105ZM111 11H112V10H111ZM142 11H143V10H142ZM147 11H148V10H147ZM153 11H154V10H153ZM157 11H158V10H157ZM157 11H156V12H157ZM160 11H161V10H159V13H160ZM176 11H177V10H176ZM183 11H184V10H183ZM227 11H228V10H227ZM227 11H226V13H227ZM234 11H235V10H234ZM237 11H240V10L237 9ZM12 12H13V11H12ZM44 12H45V11H44ZM129 12H130V11H129ZM131 12H133V11H131ZM140 12H141V11H140ZM170 12H171V10H170ZM179 12L181 13L182 11H179ZM248 12H249V11H248ZM259 12H260V11H259ZM261 12H263V11H261ZM49 13H50V12H49ZM54 13H55V12H54ZM58 13H59V12H58ZM99 13H100V12H99ZM102 13H103V12H102ZM162 13H163V12H162ZM189 13H190V12H189ZM218 13H219V12H218ZM239 13H240V12H239ZM255 13H256V12H255ZM80 14H81V13H80ZM91 14H93V12H92ZM103 14H104V13H103ZM131 14H132V13H131ZM160 14H161V13H160ZM181 14H182V13H181ZM181 14H180V15H181ZM183 14H184V13H183ZM200 14H201V13H200ZM200 14H199V15H200ZM202 14H203V13H202ZM236 14H237V13H236ZM245 14H246V13H245ZM249 14H250V13H249ZM1 15H2V13H1ZM4 15H5V14H4ZM33 15H34V14H33ZM46 15H47V14H46ZM54 15H55V14H54ZM66 15H67V14H66ZM94 15H95V13H94ZM97 15H98V14H97ZM104 15H105V14H104ZM124 15H125V14H124ZM148 15H149V13H148ZM148 15H147V18L149 19ZM158 15H159V14H158ZM177 15H178V14H177ZM180 15H179V16H180ZM185 15H186V14H185ZM215 15H217V14H215ZM239 15H240V14H239ZM241 15H242V14H241ZM256 15H257V14H256ZM262 15H263V14H262ZM6 16H7V15H6ZM11 16H12V15H11ZM30 16H31V15H30ZM88 16L90 17V15H88ZM110 16H111V14H110ZM115 16H116V15H115ZM135 16H136V15H135ZM140 16H141V15H140ZM150 16H151V15H150ZM166 16H167V15H166ZM186 16H187V15H186ZM229 16H230V15H229ZM0 17H1V16H0ZM2 17H3V16H2ZM45 17H46V16H45ZM47 17H48V16H47ZM65 17H66V16H65ZM67 17H68V16H67ZM75 17H76V16H75ZM75 17L73 16V18H75ZM80 17H81V16H80ZM91 17H92V16H91ZM98 17H99V16H98ZM102 17H104V16H102ZM102 17H101V19H103ZM111 17H112V16H111ZM145 17H146V16H145ZM154 17H155V16H154ZM172 17H173V16H172ZM172 17H171V18H172ZM176 17H177V16H176ZM189 17H190V16H189ZM196 17H197V16H196ZM198 17H199V16H198ZM202 17L204 18V16H202ZM220 17H222V16L220 15ZM225 17H226V14H225ZM231 17H232V16H231ZM251 17H252V16H251ZM254 17H255V16H254ZM262 17H263V16H262ZM6 18H7V17H6ZM83 18H84V17H83ZM85 18H86V17H85ZM112 18L114 19L115 17H112ZM143 18H144V17H143ZM159 18H160V16H159ZM194 18H195V17H194ZM217 18H218V17H217ZM228 18H229V17H228ZM244 18H245V16H244ZM256 18H257V17H256ZM1 19H2V18H1ZM21 19H22V18H21ZM27 19H28V17H27ZM62 19L64 20V18H62ZM66 19H67V18H66ZM81 19H82V17H81ZM97 19H98V18H97ZM101 19H100V20H101ZM113 19H112V21H113ZM125 19H126V18H125ZM136 19H137V17H136ZM156 19H157V18H156ZM156 19H155V20H156ZM168 19H169V17H168ZM168 19H166V20H168ZM179 19H180V18H179ZM190 19H191V18H190ZM218 19H220V18H218ZM226 19H227V17H226ZM230 19H231V18H230ZM230 19H228V20H230ZM260 19H261V17H260ZM9 20H10V19H9ZM42 20H43V19H42ZM53 20H54V19H53ZM57 20H58V19H57ZM98 20H99V19H98ZM120 20H121V19H120ZM138 20H139V18H138ZM0 21H1V20H0ZM2 21H3V20H2ZM5 21H6V20H4L3 22H5ZM94 21H96V20H94ZM101 21H102V20H101ZM109 21H110V20H109ZM159 21H160V20H159ZM186 21H187V20H186ZM191 21H192V19H191ZM196 21H197V20H196ZM198 21H200V20H198ZM218 21H219V20H218ZM222 21H223V20H222ZM235 21H237V20H235ZM263 21H264V20H263ZM3 22H2V23L0 22V23L3 25ZM16 22H17V21H16ZM38 22H39V21H38ZM55 22H56V21H55ZM69 22H70V21H69ZM76 22L78 23V21H76ZM85 22H86V21H85ZM85 22H84V25H86ZM88 22H89V21H88ZM97 22H99V21H97ZM97 22H96V23H97ZM105 22H106V21H104L103 23H105ZM115 22H116V19H115ZM151 22H153V21L151 20ZM168 22H169V21H168ZM240 22H241V21H240ZM246 22H247V21H246ZM53 23H54V22H53ZM96 23H95V26L98 25V24L96 25ZM109 23H111V22H109ZM122 23H123V22H122ZM135 23H137V22H135ZM139 23H140V21H139ZM163 23H164V22H163ZM166 23H167V22H166ZM170 23H171V22H170ZM189 23H190V22H189ZM237 23H238V22H237ZM247 23H248V22H247ZM256 23H257V22H256ZM260 23H261V22H260ZM8 24H9V23H8ZM10 24H13V23L10 22ZM58 24H59V23H58ZM65 24H66V21H65ZM71 24H72V23H71ZM79 24H80V23H79ZM89 24H90V23H89ZM92 24H94V23H92ZM113 24H114V23H113ZM117 24H118V23H117ZM141 24H143V23H141ZM177 24H178V23H177ZM190 24H191V23H190ZM192 24H193V23H192ZM194 24H195V23H194ZM199 24L202 25V23H199ZM229 24H230V23H229ZM30 25H31V24H30ZM53 25H54V24H53ZM87 25H88V24H87ZM100 25H101V24H100ZM102 25H103V29H104V24H102ZM108 25H109V24H108ZM128 25H129V24H128ZM152 25H153V24H152ZM188 25H189V24H188ZM196 25H197V23H196ZM219 25H220V24H219ZM239 25H240V24H239ZM243 25H244V27H245L246 25H248V26L250 27V23H249V24H246V25L243 24ZM255 25H256V24H255ZM0 26H1V25H0ZM3 26H7V23H6L5 25H3ZM10 26H11V25H9V28H10ZM33 26H34V25H33ZM37 26H39V25H37ZM80 26H81V25H80ZM98 26H99V25H98ZM114 26H115V25H114ZM114 26H111V27H114ZM117 26H118V25H117ZM145 26H146V25H145ZM153 26H155V25H153ZM178 26H179V25H178ZM178 26H177V27H178ZM193 26H194V25H191V28H192ZM198 26H199V25H198ZM203 26H204V24H203ZM207 26H208V23H207ZM220 26H221V25H220ZM229 26H230V25H229ZM236 26H238V25H236ZM24 27H25V26H24ZM65 27H66V26H65ZM77 27H78V26H76V28H77ZM92 27H93V25H92ZM99 27H100V26H99ZM107 27H108V26H107ZM115 27H116V26H115ZM141 27H142V25H141ZM149 27H150V26H149ZM165 27H166V26H165ZM172 27H173V26H172ZM179 27H180V26H179ZM179 27H178V28H179ZM184 27H185V25H184ZM196 27H197V26H196ZM196 27H195V28H196ZM213 27H214V26H213ZM213 27H212V28H213ZM253 27H254V26H253ZM257 27H258V26H257ZM260 27H261V26H260ZM16 28H17V27H16ZM20 28H21V27H20ZM20 28H19V29H20ZM26 28H27V27H26ZM59 28H60V26H59ZM66 28H67V27H66ZM86 28H87V27H86ZM89 28H90V27H89ZM108 28H109V27H108ZM108 28H107V30H108ZM152 28H154V27H152ZM169 28H171V26H170ZM193 28H194V27H193ZM199 28H200V27H199ZM202 28H203V27H202ZM209 28H210V27H209ZM232 28H233V27H232ZM242 28H243V27H242ZM245 28H246V27H245ZM251 28H252V26H251ZM2 29H3V28H2ZM2 29L0 28V30H2ZM29 29H30V28H29ZM43 29H44V28H43ZM43 29H42V30H43ZM56 29H57V28H56ZM63 29H65V28H63ZM63 29H62V30H63ZM81 29H82V28H81ZM112 29H113V28H112ZM120 29H121V28H120ZM123 29H124V28H123ZM210 29H211V28H210ZM229 29H230V28H229ZM243 29H244V28H243ZM247 29H248V27H247ZM247 29H246V30H247ZM252 29H253V28H252ZM4 30H5V29H4ZM37 30H38V29H37ZM70 30H71V29H70ZM77 30H78V29H77ZM79 30H80V28H79ZM82 30H84V29H82ZM96 30H97V31H96ZM96 30H95V33L98 32V29H96ZM113 30H114V29H113ZM115 30H116V29H115ZM154 30H155V28H154ZM198 30H199V29H198ZM204 30H205V29H204ZM221 30H222V29H221ZM232 30H233V29H232ZM232 30H230V31H232ZM236 30H238V29H236ZM253 30H254V29H253ZM9 31H10V30H9ZM11 31H12V30H11ZM23 31H24V30H23ZM59 31H60V30H59ZM59 31H58V32H59ZM73 31H74V30H73ZM75 31H76V29H75ZM93 31H94V29H93ZM111 31H112V30H111ZM133 31H134V30H133ZM159 31H160V30H159ZM169 31H170V30H169ZM169 31H168V32H169ZM182 31H183V30H182ZM207 31H208V29H207ZM242 31H243V30H242ZM242 31H240V32H242ZM1 32H2V31H1ZM1 32H0V33H1ZM7 32H8V31H7ZM83 32H84V31H83ZM86 32H88V30H87ZM89 32H90V31H89ZM120 32H122V31H120ZM161 32H162V31H161ZM171 32L173 33V30H172ZM183 32H184V31H183ZM198 32H199V31H198ZM219 32H220V31H219ZM233 32H234V31H233ZM236 32H237V31H236ZM9 33H10V32H9ZM34 33H35V32H34ZM46 33H48V32H46ZM49 33H50V32H49ZM84 33H85V32H84ZM92 33H93V32H92ZM122 33H123V32H122ZM152 33H153V32H152ZM175 33H176V32H175ZM186 33H188V32H186ZM193 33H194V32H193ZM195 33H196V32H195ZM200 33H201V31H200ZM222 33H223V32H222ZM230 33L232 34V32H230ZM7 34H8V33H7ZM7 34H6V35H7ZM18 34H19V33H18ZM26 34H27V33H26ZM56 34H57V33H56ZM61 34H62V33H61ZM69 34H71V33H69ZM100 34H101V33H100ZM103 34H104V33H103ZM110 34H111V32H110ZM127 34H128V33H127ZM163 34H165V33L163 32ZM170 34H171V33H170ZM177 34H178V33H177ZM191 34H192V33H191ZM234 34H236V33H233V35H234ZM238 34H239V33H238ZM242 34H243V33H242ZM1 35H2V34H1ZM30 35H31V34H30ZM42 35H43V34H42ZM63 35H64V33H63ZM89 35H90V34H89ZM92 35H93V34H92ZM92 35H91V36H92ZM101 35H102V34H101ZM107 35H108V34H107ZM118 35H119V34H118ZM140 35H141V34H140ZM172 35H173V34H172ZM185 35H186V34H185ZM223 35H224V34H223ZM246 35H247V34H246ZM20 36H21V35H20ZM27 36H28V35H27ZM35 36H36V34H35ZM86 36H87V35H86ZM132 36H133V35H132ZM181 36H182V35H181ZM198 36H199V34H198ZM201 36H204V35L202 34ZM205 36H206V35H205ZM205 36H204V37H205ZM218 36H220V35H218ZM231 36H232V35H231ZM242 36H244V35H241L240 37H242ZM8 37H9V36H8ZM12 37H15V36L13 35ZM24 37H25V36H24ZM29 37H30V36H29ZM32 37H33V36H31V38H32ZM55 37H56V36H55ZM59 37H60V36H59ZM88 37H89V36H88ZM88 37H86V38H88ZM92 37H93V36H92ZM96 37H98V34H97ZM96 37H95V35H94V38H96ZM99 37H100V35H99ZM99 37H98V38H99ZM105 37H106V36H105ZM111 37H113V36H111ZM138 37H139V36H138ZM157 37H158V36H157ZM171 37H172V36H171ZM173 37H174V36H173ZM204 37H203V38H204ZM206 37H207V36H206ZM220 37H221V36H220ZM224 37H225V36H224ZM232 37H233V36H232ZM234 37H235V36H234ZM234 37H233V38H234ZM236 37H237V36H236ZM240 37H238V38H240ZM9 38H10V37H9ZM25 38H26V37H25ZM25 38H24V39H25ZM36 38H37V37H36ZM66 38H67V37H66ZM89 38H90V37H89ZM102 38H103V37H101V39H102ZM113 38H114V37H113ZM135 38H136V37H135ZM139 38H140V37H139ZM142 38H143V37H142ZM166 38H168V37H166ZM184 38H185V37H184ZM207 38H208V37H207ZM214 38H215V37H214ZM245 38H246V37H245ZM249 38H250V37H249ZM17 39H19L18 36H17L16 40H17ZM21 39H22V38H21ZM34 39H35V38H34ZM63 39H64V38H62V40H63ZM68 39H69V37H68ZM68 39H67V40H68ZM77 39H78V38H77ZM79 39H81V38H79ZM92 39H93V38H92ZM107 39H108V37H107ZM110 39H111V38H110ZM110 39H109V40H110ZM168 39H169V38H168ZM181 39H182V38H181ZM199 39H200V37H199ZM208 39H209V38H208ZM3 40H4V39H3ZM3 40H2V41H3ZM6 40H7V39H6ZM10 40H11V39H10ZM16 40H15V41H16ZM39 40L41 41L42 39H39ZM39 40H38V41H39ZM59 40H61V39H59ZM70 40H71V38H70ZM88 40H89V39H88ZM96 40H97V38H96ZM98 40H100V38H99ZM153 40H154V39H153ZM176 40H178V39H176ZM235 40H236V39H235ZM249 40H250V39H249ZM12 41H13V39H12ZM22 41H23V40H22ZM22 41L20 40V42H22ZM24 41H25V40H24ZM26 41H27V40H26ZM26 41H25V43H26ZM29 41H30V40H29ZM53 41H54V40H53ZM55 41H57V39H56ZM65 41H66V40H65ZM73 41H74V40H73ZM79 41H80V40H79ZM94 41H95V40H94ZM103 41H104V40H103ZM119 41H120V40H119ZM151 41H152V40H151ZM159 41H160V40H159ZM180 41H181V40H180ZM186 41H187V40H186ZM202 41H204V40H202ZM205 41H206V40H205ZM220 41H222V40H220ZM220 41H218V42H220ZM239 41H240V40H239ZM239 41H237V43H238ZM242 41L244 42V41H246V39H244V40H242ZM33 42H34V41H33ZM33 42H32V44H33ZM46 42H47V41H46ZM61 42H62V41H61ZM68 42H69V41H68ZM81 42H82V41H81ZM81 42H80V43H81ZM84 42H85V40H84ZM105 42H107V41H105ZM155 42H156V40H155ZM165 42H167V41H165ZM173 42H174V41H173ZM191 42H192V40H191ZM215 42H216V40H215ZM215 42L213 43V45L215 44ZM232 42H233V40H232ZM14 43H15V46H16V42H13V44H14ZM27 43H28V42H27ZM34 43H35V42H34ZM42 43H43V41H42ZM51 43H52V42H51ZM66 43H67V41H66ZM69 43H70V42H69ZM87 43L89 44V42H87ZM97 43H98V41H97ZM100 43H101V42H100ZM135 43H136V42H135ZM161 43H163V42H161ZM161 43H160V44H161ZM179 43H180V42H179ZM179 43H178V44H179ZM223 43H225V42H223ZM244 43H245V42H244ZM248 43H249V42H248ZM248 43H247V44H248ZM10 44H11V42H10ZM20 44L22 45V43H19V45H20ZM36 44H37V43H36ZM47 44H48V43H47ZM61 44H62V43H61ZM88 44H87V45H88ZM133 44H134V43H133ZM156 44H157V43H156ZM185 44H186V42H185ZM225 44H226V43H225ZM238 44H239V43H238ZM240 44H241V42H240ZM240 44H239V46L242 45V44H241V45H240ZM6 45H7V44H6ZM63 45H64V44H63ZM63 45H62V47H63L64 49H67V48H65ZM70 45H71V43H70ZM73 45H75V44H73ZM87 45H86V46H87ZM92 45H93V44H92ZM103 45H104V44H103ZM147 45H148V44H147ZM203 45H204V44H203ZM211 45H212V43H211ZM218 45H220L219 47H221V44H218ZM218 45H216V46H218ZM229 45H230V44H229ZM234 45L236 46V44H234ZM22 46H23V45H22ZM26 46H27V45H26ZM29 46H30V45H29ZM52 46H53V45H52ZM78 46H79V45H78ZM78 46H77V47H78ZM84 46H85V44L83 43V47H84ZM159 46H160V45H159ZM175 46H176V45H175ZM182 46H183V45H182ZM206 46H208V45H206ZM214 46H215V45H214ZM244 46H245V44H244ZM8 47H9V46H8ZM97 47H98V46H97ZM140 47H141V46H140ZM164 47H165V46H164ZM179 47H180V45H179ZM186 47H187V46H186ZM196 47H198V46H196ZM204 47H205V46H204ZM212 47H213V46H212ZM223 47H224L223 49H227V48H225V46H223ZM232 47H233V46H232ZM236 47H237V46H236ZM11 48H12V47H11ZM14 48H15V47H14ZM36 48H37V50H39L38 48H40V46H38V47H36ZM74 48H75V47H74ZM78 48H79V47H78ZM78 48H77V49H78ZM84 48H85V47H84ZM88 48H89V47L87 46V49H88ZM91 48H92V47H91ZM160 48H161V46H160ZM170 48H171V47H170ZM173 48H174V47H173ZM214 48H215V47H214ZM241 48H242V46H241ZM244 48H245V47H244ZM8 49H9V48H8ZM8 49H7V51H6V50H5V51L8 52ZM25 49H27V48H25ZM25 49H24V51H25ZM33 49H34V48H33ZM43 49H44V48H43ZM53 49H54V48H53ZM64 49H63V50H64ZM71 49H72V48H70L69 50H71ZM80 49H81V48H80ZM80 49H79V50H80ZM87 49H86V50H87ZM92 49H93V48H92ZM101 49H104V48H101ZM110 49H111V48H110ZM123 49H124V46H123ZM129 49H130V48H129ZM136 49H137V48H136ZM181 49H182V48H181ZM189 49H190V48H189ZM206 49H207V48H206ZM228 49H229V48H228ZM247 49H248V48H247ZM247 49H246V50H247ZM250 49H251V48H250ZM27 50H28V49H27ZM61 50H62V49H61ZM63 50H62V51H63ZM69 50L65 51L66 54H67V52H68ZM72 50H73V49H72ZM81 50L84 51V52H86V51L83 50V49H81ZM111 50H112V49H111ZM118 50H119V47H118ZM141 50H142V49H141ZM144 50H145V49H143V51H144ZM155 50H156V49H155ZM164 50H165V48H164ZM174 50H175V49H174ZM193 50H194V49H193ZM196 50H197V49H196ZM17 51H18V50H17ZM39 51H40V50H39ZM47 51H48V50H47ZM95 51H96V49H95ZM95 51H94V52H95ZM98 51H99V50H98ZM98 51H97V52H98ZM102 51H103V50H102ZM102 51H101V52H102ZM109 51H110V50H109ZM178 51H179V49H178ZM189 51H190V50H189ZM206 51H207V50H206ZM223 51H224V50H223ZM228 51H229V50H228ZM253 51H254V50H253ZM253 51H252V52H253ZM2 52H4V51H2ZM25 52H27V51H25ZM32 52H33V51H32ZM32 52H31V53H32ZM42 52H43V51H42ZM56 52H58V51H56ZM65 52H63L62 54H64ZM74 52L77 53L76 51H74ZM113 52H114V51H113ZM113 52H112V53H113ZM127 52H128V51H127ZM144 52H145V51H144ZM149 52H150V51H149ZM157 52H158V51H157ZM176 52H177V51H176ZM192 52H193V51H192ZM194 52H195V51H194ZM27 53L29 54V52H27ZM31 53H30V54H31ZM40 53H41V52H40ZM40 53H39V54H40ZM49 53H50V51H49ZM49 53H48V54H49ZM53 53H55V52H53ZM106 53H107V52H106ZM112 53H111V57H113ZM118 53H119V52H118ZM166 53H167V51H166ZM168 53L170 54V52H168ZM189 53H190V52H189ZM226 53H227V52H226ZM228 53H229V52H228ZM228 53H227V54H228ZM254 53H255V52H254ZM18 54H19V53H18ZM20 54H21V52H20ZM36 54H37V51H36ZM45 54H46V53H45ZM58 54H59V56H61V55H60V52H58ZM69 54H70V53H69ZM93 54H96V53H93V52H92L91 55H93ZM97 54H98V53H97ZM97 54H96V55H97ZM99 54H100V53H99ZM141 54H142V53H141ZM141 54H140V55H141ZM151 54H152V53H151ZM154 54H155V53H154ZM158 54H159V53H158ZM208 54H209V53H208ZM37 55H38V54H37ZM52 55H53V54H52ZM102 55H104V54H102ZM142 55H143V54H142ZM177 55H178V54H177ZM189 55H191V54H189ZM198 55H199V53H198ZM211 55H212V54H211ZM211 55H210V56H211ZM11 56H12V55H11ZM14 56H15V55H14ZM29 56H30V55H29ZM59 56H58V58L61 59L62 56H61V57H59ZM65 56H66V55H65ZM65 56H64V58H65ZM82 56H84V55H82ZM85 56H86V55H85ZM89 56H90V55H89ZM166 56H167V55H166ZM178 56H179V55H178ZM203 56H204V55H203ZM213 56H214V55H213ZM218 56H219V55H218ZM257 56H258V54H257ZM36 57H38V56H36ZM40 57H41V56H40ZM43 57L45 58L46 56H43ZM50 57H51V56H50ZM55 57H57V55H55ZM67 57H68V55H67ZM67 57H66V59H67ZM71 57H72V55H71ZM71 57H70V58H71ZM103 57H105V56H103ZM114 57H115V56H114ZM143 57H144V56H143ZM153 57H154V56H153ZM176 57H177V56H176ZM197 57H198V56H197ZM197 57H196V58H197ZM236 57H237V56H236ZM236 57H235V58H236ZM255 57H256V56H255ZM15 58H17V56H16ZM41 58H42V57H41ZM77 58H78V57H76V59H77ZM84 58H85V57H84ZM84 58H83V59H84ZM86 58H88V57H86ZM145 58H146V56H145ZM173 58H174V57H173ZM177 58H178V57H177ZM190 58H191V57H190ZM194 58H195V57H194ZM219 58H220V57H219ZM229 58H230V56H229ZM229 58H228V59H229ZM238 58H239V56H238ZM257 58H258V57H257ZM3 59H4V58H3ZM19 59H20V58H19ZM35 59H36V58H35ZM46 59H47V58H46ZM59 59H58V60H59ZM78 59H79V58H78ZM78 59H77V60H78ZM80 59H81V58H80ZM80 59H79V60H80ZM116 59H117V58H116ZM116 59H114V60H116ZM138 59H139V58H138ZM146 59H147V58H146ZM149 59H150V58H149ZM155 59H156V58H155ZM155 59H154V60H155ZM185 59H186V58H185ZM198 59H199V58H198ZM201 59H202V58H201ZM211 59H212V58H211ZM211 59H210V60H211ZM217 59H218V57H217ZM239 59H240V58H239ZM239 59H238V60H239ZM13 60H14V59H13ZM21 60H22V59H21ZM37 60H38V59H37ZM55 60H57V58H56ZM58 60H57V61H58ZM67 60H69V58H68ZM71 60H73V59L71 58ZM71 60H70V61H71ZM74 60H75V59H74ZM77 60H76V61H77ZM81 60H82V59H81ZM96 60H98V59H96ZM99 60H100V59H99ZM104 60H105V59H104ZM109 60H110V57H109ZM117 60H118V59H117ZM121 60H123V59H121ZM150 60H151V59H150ZM150 60H149V61H150ZM193 60H194V59H193ZM221 60H222V59H221ZM235 60H236V59H235ZM240 60H241V59H240ZM244 60H245V59H244ZM260 60H261V59H260ZM8 61H9V60H8ZM16 61H17V60H16ZM18 61H19V60H18ZM40 61H41V60H40ZM53 61H54V60H52V62H53ZM57 61L55 62L56 64H57ZM62 61H63V59H62ZM82 61H84V60H82ZM88 61H92V60H91L90 58H88ZM133 61H134V60H133ZM151 61H153V60H151ZM157 61H158V60H157ZM169 61H170V60H169ZM181 61H182V60H181ZM185 61H186V60H185ZM203 61H204V60H203ZM206 61H207V60H206ZM258 61H259V60H258ZM60 62H61V61H60ZM63 62H64V61H63ZM68 62H69V61H68ZM68 62L66 61V64H67ZM94 62H95V61H93V64H94ZM98 62H100V61H98ZM98 62H97V64H98ZM101 62H103V61L101 60ZM139 62H140V60H139ZM153 62H154V61H153ZM153 62H152V63H153ZM175 62H176V61H174V63H175ZM190 62H191V61H190ZM222 62H223V61H222ZM232 62H234V60H233ZM237 62H238V61H237ZM244 62H245V61H244ZM256 62H257V61H256ZM261 62H262V61H261ZM30 63H32V65H33V62H32V61H30ZM34 63H35V61H34ZM36 63H37V62H36ZM47 63H48V62H47ZM53 63H54V62H53ZM74 63H75V62H74ZM80 63H81V62H80ZM103 63H104V62H103ZM150 63H151V62H150ZM161 63H163V62H161ZM169 63H170V62H169ZM174 63H172V65H170V67L173 66ZM242 63H243V62H242ZM16 64H17V63H16ZM39 64H40V63H39ZM45 64H46V63H45ZM45 64H44V65H45ZM48 64H50V63H48ZM58 64H59V63H58ZM58 64H57V66H59ZM77 64L79 65L78 62H77ZM88 64H89V62H88ZM90 64H91V63H90ZM95 64H96V63H95ZM115 64H116V63H115ZM125 64H126V63H125ZM125 64H124V65H125ZM133 64H134V63H133ZM137 64H138V63H137ZM142 64H143V63H142ZM153 64H155V63H153ZM258 64H259V63H258ZM2 65H3V63H2ZM9 65H11V64H9ZM20 65H21V64H20ZM22 65H23V64H22ZM36 65H37V64H36ZM50 65H51V64H50ZM62 65H63V63H62ZM64 65H65V64H64ZM68 65H70V64L68 63ZM117 65H118V62H117ZM121 65H122V63H121ZM140 65H141V64H140ZM189 65H190V64H189ZM193 65H194V64H193ZM196 65H198V64H196ZM244 65H245V64H244ZM247 65H248V64H247ZM26 66H27V65H26ZM52 66H53V65H52ZM65 66H66V65H65ZM65 66L60 67V68L63 69ZM79 66H80V65H79ZM88 66H89V68H91V67H90L91 65H88ZM93 66H94V65H93ZM99 66H100V65H99ZM105 66H106V65H105ZM131 66H132V65H131ZM236 66H237V65H236ZM4 67H5V66H4ZM21 67H22V66H21ZM21 67H20V68H21ZM28 67H29V66H28ZM33 67H35V65H33ZM33 67H32V68H33ZM37 67H38V66H37ZM42 67H44V66H42ZM70 67H72V66H70ZM70 67L67 66V68H70ZM73 67H74V66H73ZM81 67H82V66H81ZM117 67H118V66H117ZM126 67H127V66H126ZM132 67H133V66H132ZM136 67H137V66H136ZM136 67H135V69H136ZM156 67H157V66H156ZM187 67H188V66H187ZM187 67H185V68H187ZM241 67H242V66H241ZM261 67H262V66H261ZM263 67H264V65H263ZM23 68H24V67H23ZM23 68H22V69H23ZM35 68H36V67H35ZM46 68H48V67H46ZM57 68H59V67H57ZM60 68H59V69H60ZM67 68H65V72H67V71H66ZM75 68H76V67H75ZM82 68H85V67H82ZM82 68H81V69H82ZM104 68H105V67H104ZM114 68H115V67H114ZM119 68H120V67H119ZM127 68H128V67H127ZM129 68H130V67H129ZM161 68H162V67H161ZM174 68H175V67H174ZM182 68H183V67H182ZM244 68H245V67H244ZM244 68H243V69H244ZM18 69H19V68H18ZM18 69H17V70H18ZM22 69H21V70H22ZM29 69H30V67H29ZM78 69H79V68H78ZM81 69H80V70H81ZM105 69H106V68H105ZM122 69H125V67L122 68ZM131 69H132V68H130V70H131ZM155 69H156V68H155ZM178 69H179V67H178ZM183 69H184V68H183ZM187 69H189V68H187ZM187 69H185V70H187ZM246 69H247V68H246ZM11 70H12V69H11ZM14 70H16V69L14 68ZM21 70H19V71H21ZM30 70H31V69H30ZM38 70H39V69H38ZM40 70H41V68H40ZM42 70H43V69H42ZM46 70H47V69H46ZM67 70H68V69H67ZM71 70L74 71L75 69H72V68H71ZM80 70H79V71H80ZM86 70H88L87 67H86ZM89 70H90V69H89ZM94 70H95V69H94ZM94 70H93V71H94ZM97 70L99 71L100 68L97 69ZM107 70H108V68H107ZM113 70H114V69H113ZM116 70H117V69H116ZM125 70L128 71L127 69H125ZM171 70H173L172 67H171ZM237 70H238V68H237ZM5 71H6V70H5ZM19 71H18V72H19ZM22 71H23V70H22ZM22 71H21V72H22ZM24 71H27V73H28V70H27V69H25ZM24 71H23V72H24ZM32 71H35V72H36V70H34V69H33ZM59 71H60V73H62L61 70H59ZM73 71H71V73H73ZM79 71H78V72H79ZM93 71H92V73H96V72H93ZM100 71H101V70H100ZM120 71H121V70H120ZM122 71H124V70H122ZM122 71H121V72H122ZM143 71H144V70H143ZM148 71H149V70H148ZM153 71H154V70H152V72H153ZM157 71H158V70H157ZM161 71H162V70H161ZM166 71H167V70H166ZM179 71H180V70H179ZM188 71H190V70H188ZM192 71H193V70H192ZM233 71H234V70H233ZM246 71H247V70H246ZM14 72H15V71H14ZM18 72H16V73H18ZM43 72L46 73L45 71H43ZM57 72H58V71H57ZM75 72H76V71H75ZM90 72H91V71H90ZM90 72H89V73H90ZM109 72H110V71H109ZM121 72H119V70H118V73H119V74H120ZM124 72H125V71H124ZM152 72H151V73H152ZM158 72H159V71H158ZM175 72H176V71H174L173 73H175ZM177 72H178V71H177ZM182 72L184 73V70H183ZM185 72H186V71H185ZM193 72H194V71H193ZM247 72H248V71H247ZM2 73H3V72H2ZM8 73H9V72H8ZM8 73H7V74H8ZM10 73H11V72H10ZM10 73H9L8 77H9V76H12V74H10ZM19 73H20V72H19ZM41 73H42V71H41ZM67 73H68V72H67ZM82 73H83V70H82ZM100 73H101V72H100ZM106 73H107V72H106ZM111 73H112V72H111ZM115 73H116V72H115ZM122 73H123V72H122ZM132 73H133V72H132ZM139 73H140V72H139ZM145 73H146V72H145ZM145 73H144V74H145ZM155 73H156V72H155ZM155 73L153 72V74H155ZM159 73H160V72H159ZM161 73H162V72H161ZM191 73H192V72H191ZM243 73H244V72H243ZM24 74H26V73L24 72ZM29 74H30V73H28V75H29ZM32 74H33V73H32ZM37 74H38V73L36 72L35 75H37ZM49 74H50V73H49ZM58 74H59V73H58ZM73 74H74V73H73ZM73 74H72V75H73ZM77 74L79 75L80 73H77ZM135 74H136V71H135ZM147 74H148V73H147ZM153 74H151V75H153ZM233 74H234V73H233ZM28 75H27V77H29ZM39 75H40V74H39ZM39 75H37V76H39ZM50 75H51V74H50ZM62 75H63V74H62ZM64 75H65V73H64ZM66 75H67V74H66ZM69 75H70V74H69ZM72 75H71V77H72ZM91 75H92V74H91ZM104 75H105V74H104ZM106 75H107V74H106ZM111 75H112V74H111ZM120 75H121V74H120ZM131 75H132V74H131ZM140 75H141V74H140ZM170 75H171V74H170ZM185 75H186V73H185ZM188 75H189V74H188ZM238 75H239V74H238ZM13 76H15V75H13ZM13 76H12V77H13ZM20 76H22V73L20 74ZM45 76H46V74H45ZM51 76H52V75H51ZM60 76H61V74H60ZM80 76H81V74H80ZM92 76H94V75H92ZM96 76H97V74H96L94 77H96ZM98 76H99V74H98ZM109 76H110V75H109ZM109 76H108V77H109ZM128 76H130V75H128ZM143 76H144V75H143ZM158 76H159V75H158ZM179 76H181V75H179ZM2 77H3V76H2ZM4 77H5V75H4ZM18 77H19V75H18ZM27 77H24V78H27ZM33 77H34V76H33ZM46 77H49V75L46 76ZM67 77H68V75H67ZM101 77H102V76H101ZM103 77H104V76H103ZM103 77H102V78H103ZM119 77H120V76H119ZM122 77H123V76H122ZM126 77H127V76H126ZM161 77H162V76H161ZM168 77H169V76H168ZM174 77H175V76H174ZM186 77H187V76H186ZM238 77H239V76H238ZM244 77H246V76H244ZM262 77H263V76H262ZM14 78H15V77H14ZM14 78H13V80H14ZM37 78H39V77H37ZM40 78H41V80H42V77H40ZM58 78H59V76L57 77V79H58ZM60 78L62 79V76H61ZM65 78H66V77L63 76V79H65ZM73 78H74V77H73ZM73 78H71V79H73ZM97 78H100V77H97ZM116 78H118V77L116 76ZM138 78H139V77H138ZM188 78H190V77H188ZM247 78H248V77H247ZM0 79H1V77H0ZM31 79H32V78H31ZM43 79H45V78H43ZM46 79H47V78H46ZM79 79H80V78H79ZM90 79H91V78H90ZM94 79H95V78H94ZM100 79H101V78H100ZM105 79L107 80V78H105ZM114 79H115V78H114ZM131 79H132V78H131ZM142 79H143V78H142ZM152 79H153V78H152ZM154 79H156V78L154 77ZM154 79H153V80H154ZM191 79H192V78H191ZM3 80H4V79H3ZM32 80H34V79H32ZM35 80H39V79H35ZM47 80H48V79H47ZM66 80H67V79H65V81H66ZM68 80H69V79H68ZM76 80H77V79H76ZM83 80H84V79H83ZM83 80H82V81H83ZM92 80H93V79H92ZM98 80H99V79H98ZM108 80H109V79H108ZM110 80H111V78H110ZM120 80H121V79H120ZM120 80H118L117 83H118ZM157 80H158V77H157V79H156L155 81H157ZM166 80H169V79H166ZM166 80H165V81H161V82H162V83H163V82H166ZM189 80H190V79H189ZM243 80H244V79H243ZM15 81H16V80H15ZM23 81H24V80H23ZM82 81H79V83L82 82ZM96 81H97V80H96ZM121 81H122V80H121ZM121 81H120V82H121ZM158 81H159V80H158ZM177 81L180 82L181 80L179 81V80L177 79ZM185 81H186V80H185ZM187 81H188V80H187ZM191 81H192V80H190V82H191ZM235 81H236V80H235ZM237 81H238V80H237ZM239 81H240V80H239ZM247 81H248V80H247ZM25 82H26V81H25ZM25 82H24V83H25ZM30 82H31V81H30ZM62 82H63V80H62ZM68 82L71 83V80L68 81ZM85 82H86V81H85ZM87 82H88V81H87ZM89 82H90V84L92 83L91 80H90ZM99 82H100V81H99ZM104 82H105V81H104ZM122 82H123V81H122ZM122 82L119 83V84H122ZM126 82H127V81H126ZM133 82H134V81H133ZM192 82L195 83V81H192ZM248 82H249V81H248ZM6 83H7V80H6ZM8 83H9V82H8ZM18 83H19V81H18ZM27 83H29V82L27 81ZM38 83H39V82H38ZM59 83H61V81H60ZM63 83H64V82H63ZM75 83H76V82H75ZM75 83H74V84H75ZM82 83H83V82H82ZM97 83H98V82H97ZM151 83H152V82H151ZM162 83H161L160 85H162ZM182 83H183V82H182ZM193 83H191V84H193ZM235 83H236V82H235ZM238 83H239V82H238ZM246 83H247V82H246ZM250 83H251V82H250ZM45 84H46V83H45ZM65 84H68L67 81H66ZM104 84H105V83H103L102 86H103ZM109 84H110V83H109ZM109 84H108V85H109ZM138 84H139V81H138ZM149 84H150V83H149ZM167 84H168V83H167ZM184 84H185V83H184ZM196 84H197V83H196ZM0 85H2L1 87H3L4 82H3V84H0ZM14 85H15V84H14ZM18 85H19V84H18ZM18 85H16V87H18ZM20 85H21V84H20ZM22 85H23V84H22ZM28 85H30V84H28ZM39 85H41V84H39ZM62 85H63V84H62ZM87 85H88V84L86 83V86H87ZM106 85H107V84H106ZM111 85H113V84L111 83ZM151 85H152V84H151ZM157 85H158V84H157ZM168 85H169V84H168ZM180 85H181V83H180ZM188 85H189V84H187V86H188ZM4 86H5V85H4ZM6 86H9V84L6 85ZM6 86H5V87H6ZM12 86H13V83H12ZM25 86H26V85H25ZM25 86L23 85V87H25ZM43 86H44V84H43ZM63 86L66 87L65 85H63ZM73 86H74V85H73ZM75 86H76V85H75ZM78 86H79V84H78ZM88 86H89V85H88ZM88 86H87V87H88ZM93 86H94V85H93ZM104 86H105V85H104ZM133 86H134V85H133ZM175 86H176V84H175ZM13 87H14V86H13ZM16 87H14V88H16ZM21 87H22V86H21ZM21 87L19 86L18 89L21 90ZM23 87H22V88H23ZM28 87H29V86H28ZM33 87H35V86L33 85ZM36 87H37V85H36ZM53 87H54V86H53ZM67 87H68V86H67ZM71 87H72V86H71ZM80 87H82V86L80 85L79 88H80ZM87 87H86V88H87ZM91 87H92V86H91ZM95 87H96V88H100V86H99V87L95 86ZM112 87H113V86H112ZM118 87H119V85H118ZM123 87H126V86H123ZM123 87H122V88H123ZM137 87H138V86H137ZM137 87H136V88H137ZM149 87H150V85H149ZM173 87H174V86H173ZM173 87H172V88H173ZM177 87H178V84H177ZM193 87H194V86H193ZM193 87H192V88H193ZM31 88H32V87H31ZM37 88H38V87H37ZM76 88H77V87H76ZM86 88H85V89H86ZM89 88H90V87H89ZM158 88H159V87H158ZM158 88H157V89H158ZM178 88H179V87H178ZM4 89H5V88H4ZM6 89H8L7 91L9 92V88H6ZM16 89H17V88H16ZM16 89H15V90H16ZM23 89H24V88H23ZM34 89H35V88H34ZM42 89H45V88H42ZM66 89H67V88H65V90H66ZM68 89H69V88H68ZM101 89H102V88H101ZM101 89L98 90V91L101 92V91H102ZM112 89H113V88H112ZM114 89H115V88H114ZM114 89H113V90H114ZM132 89H133V87H132ZM163 89H165V88H163ZM263 89H264V87H263ZM1 90H2V89H1ZM1 90H0V91H1ZM24 90H26V88H25ZM30 90H31V89H30ZM36 90H37V89H36ZM49 90H50V89H49ZM57 90H58V89H57ZM83 90H84V88H83ZM105 90H106V89H105ZM109 90H111V89H109ZM109 90H108V89L106 90L107 93H109V92H108ZM144 90H145V89H144ZM165 90H166V89H165ZM171 90H172V89H171ZM173 90H175V89H173ZM176 90H177V89H176ZM180 90H182V89L180 88ZM187 90H188V92H190L189 89H187ZM187 90H186V92H187ZM190 90H191V89H190ZM196 90H197V88H196ZM16 91H17V90H16ZM33 91H34V90H33ZM37 91H38V90H37ZM77 91H78V90H77ZM116 91H117V90H116ZM126 91H127V90H126ZM193 91H194V90H193ZM197 91H198V90H197ZM206 91L209 92L210 90H209V91L206 90ZM263 91H264V90H263ZM263 91H261V92H263ZM1 92H2V91H1ZM13 92H14V90H12V93H13ZM17 92L20 93V91H17ZM17 92H15V93H17ZM21 92H22V91H21ZM25 92H26V91H25ZM67 92H68V91H67ZM71 92H74V91H72V89H71ZM82 92H83V91H82ZM84 92H86V91H84ZM88 92H90V91L88 90ZM94 92H95V91H94ZM111 92H112V91H111ZM118 92H119V91H118ZM138 92H139V91H138ZM183 92H185V90H184ZM183 92H181V93H183ZM188 92H187V94H189ZM207 92H206V95L208 94ZM2 93H3V92H2ZM5 93H6V92H5ZM10 93H11V92H10ZM26 93H28V92H26ZM29 93H31V92L29 91ZM29 93H28V94H29ZM33 93H34V92H33ZM33 93H31V95H32ZM38 93H39V92H38ZM38 93H37V94H38ZM48 93H49V92H48ZM51 93H52V92H51ZM51 93H50V94H51ZM55 93H56V92H55ZM62 93H63V92H62ZM78 93H79V92H78ZM115 93H116V92H115ZM159 93H160V92H159ZM159 93H158V94H159ZM162 93H163V92H162ZM171 93H173V92H171ZM177 93H178V91H177ZM0 94H1V93H0ZM13 94H14V93H13ZM35 94H36V92H35ZM37 94H36V95H37ZM65 94H66V93H65ZM79 94H80V93H79ZM93 94H94V93H93ZM139 94H140V92H139ZM158 94H157V95H158ZM175 94H176V93H175ZM183 94H184V93H183ZM191 94H192V93H191ZM196 94H197V93H196ZM202 94H203V93H202ZM212 94H213V93H212ZM1 95H2V94H1ZM10 95H11V94H10ZM17 95H19V94H17ZM22 95H23V92H22ZM25 95H27V94H25ZM41 95H42V94H40V96H41ZM45 95H46V94H45ZM52 95H54V93H53ZM56 95H57V94H56ZM56 95H54V96H56ZM73 95H74V94H73ZM111 95H113V94H111ZM137 95H138V94H137ZM157 95H155V97H156ZM159 95H160V94H159ZM171 95L174 96L173 94H171ZM185 95H186V93H185ZM193 95H194V94H193ZM263 95H264V94H263ZM15 96H16V95H15ZM15 96H14V97H15ZM20 96H21V93H20ZM37 96H38V95H37ZM43 96H44V95H43ZM43 96H42V97H43ZM63 96H64V95H63ZM68 96H69V95H68ZM83 96H84V94H83ZM132 96H133V95H132ZM132 96L130 95V97H132ZM140 96H141V95H140ZM142 96L145 97L144 95H142ZM151 96H152V95H151ZM162 96H163V95H162ZM167 96H168V95H167ZM167 96H166V98H167ZM178 96H179V95H178ZM198 96H199V95H198ZM204 96H205V95H204ZM208 96H209V94H208ZM212 96H213V95H212ZM4 97H6V96H4ZM21 97H22V96H21ZM21 97H20V99H21ZM29 97H30V96H29ZM47 97H49V96H47ZM60 97H61V95H60ZM69 97H70V96H69ZM71 97H72V96H71ZM74 97H75V96H74ZM86 97H87V96H86ZM105 97H106V96H105ZM109 97H110V96H109ZM183 97H184V96H183ZM186 97H187V96H186ZM186 97H185V98H186ZM214 97H215V95H214ZM16 98H17V96H16ZM44 98H45V97H44ZM55 98H56V97H55ZM64 98H65V97H64ZM66 98H68V97H66ZM75 98H78V97H75ZM89 98H90V97H89ZM93 98H94V97H93ZM138 98H139V97H138ZM168 98L171 99L170 97H168ZM204 98H205V100L207 99L206 97H204ZM209 98H210V97H209ZM209 98H208V99H209ZM18 99H19V97L17 98V100H18ZM24 99H25V98H24ZM36 99H37V98H36ZM36 99H35V100H36ZM56 99H57V98H56ZM79 99H80V98H79ZM121 99H122V98H121ZM128 99H129V98H128ZM179 99H180V98H179ZM179 99H178V100H179ZM187 99H188V98H187ZM257 99H258V98H257ZM257 99H256V100H257ZM261 99L263 100L262 96H261ZM15 100H16V99H15ZM22 100H23V99H22ZM25 100H26V99H25ZM44 100H45V99H44ZM44 100H43V101H44ZM52 100H53V99H52ZM76 100H77V99H76ZM82 100H84V99H82ZM124 100H125V97H124ZM126 100H127V99H126ZM126 100H125V102H126ZM135 100H136V99H135ZM181 100H183V99H181ZM181 100H180V101H181ZM194 100H195V99H194ZM196 100H197V99H196ZM2 101H3V100H2ZM40 101H41V100H40ZM65 101H66V100H65ZM73 101H74V99H73ZM80 101H81V100H80ZM85 101H86V100H85ZM87 101H88V100H87ZM87 101H86V102H87ZM93 101H94V100H93ZM98 101H100V100H98ZM112 101H113V100H112ZM122 101H123V100H122ZM122 101H119V102L117 101V104L120 103V102H122ZM133 101H134V99H133ZM136 101H138V100H136ZM136 101H135V102H136ZM186 101H187V100H186ZM189 101H190V100H189ZM218 101H219V99H218ZM260 101H261V100H260ZM11 102H12V100H11ZM20 102H21V101H19V103H20ZM22 102H23V101H22ZM22 102H21V103H22ZM26 102H27V100H26ZM30 102H31V101H30ZM30 102H29V103H30ZM41 102H42V101H41ZM46 102H47V101H46ZM58 102H59V101H58ZM69 102H70V101H69ZM74 102H75V101H74ZM82 102H83V101H82ZM94 102H95V101H94ZM96 102H97V101H96ZM149 102H150V101H149ZM149 102H148V104H149L150 106H152V104H150ZM177 102H178V101H177ZM211 102H212V100L210 101V103H211ZM13 103H14V102H13ZM16 103H17V102H15V104H16ZM32 103H33V102H32ZM70 103H71V102H70ZM76 103H77V102H76ZM78 103H79V101H78ZM84 103H85V102H84ZM90 103H91V102H90ZM90 103H89V105H90ZM109 103H110V102H109ZM132 103H133V102H132ZM138 103H139V102H138ZM142 103H143V102H142ZM142 103H141V104H142ZM155 103H156V102H155ZM171 103H172V102H171ZM175 103H176V102H175ZM175 103H173V104H175ZM181 103H182V102H181ZM206 103H207V102H206ZM212 103H213V102H212ZM7 104H8V103H7ZM7 104H6V105H7ZM9 104H11V103H9ZM39 104H40V103H38V105H39ZM53 104H54V103H52L51 106H53ZM61 104H62V103H61ZM72 104H73V103H72ZM186 104H187V103H186ZM11 105H12V104H11ZM22 105H23V104H22ZM43 105H44V104H43ZM57 105H59V104H57ZM63 105H64V104H63ZM65 105H66V106H67V105L69 106V103H68V104L66 103ZM75 105H76V104H75ZM75 105H74V106H75ZM77 105H78V106H79V105L82 106L81 103H80V104H77ZM92 105H93V104H92ZM96 105H97V104H96ZM101 105H102V104H101ZM124 105H125V104L123 103V106H124ZM132 105H133V104H132ZM171 105H172V104H171ZM217 105H218V104H217ZM260 105H261V107H263V106H262V101H261V104H260ZM263 105H264V103H263ZM18 106H19V105H18ZM93 106H94V105H93ZM93 106H91V107L93 108ZM103 106H104V105H103ZM103 106H102V107H103ZM106 106H107V105H106ZM125 106H126V105H125ZM155 106H156V105H155ZM155 106H154V108H155ZM184 106H185V105H184ZM189 106H191V105H189ZM197 106H198V105H197ZM199 106H200V105H199ZM5 107H6V106H5ZM10 107H11V106H9V108H10ZM22 107H23V106H22ZM30 107H31V106H30ZM30 107H29V108H30ZM38 107H40V106H38ZM54 107L56 108V105H55ZM58 107H59V106H58ZM62 107H63V106H62ZM69 107H70V106H69ZM85 107H86V106H85ZM98 107H99V106H98ZM128 107H129V106H128ZM131 107H132V106H131ZM146 107H147V106H146ZM152 107H153V106H152ZM166 107H167V106H166ZM172 107H173V106H172ZM180 107H181V105H180ZM180 107H179V108H180ZM192 107H193V106H192ZM203 107H204V106H203ZM205 107H207V106L205 105ZM210 107H211V106H210ZM1 108H2V107H0V109H1ZM7 108H8V107H7ZM14 108H15V107H14ZM51 108H52V107H51ZM67 108H68V107H67ZM114 108H115V107H114ZM114 108H113V109H114ZM132 108H133V107H132ZM142 108H143V106H142ZM149 108H151V107H149ZM162 108H163V107H162ZM162 108H161V110H162ZM193 108H194V107H193ZM200 108H201V106H200ZM215 108H217V107H215ZM248 108H249V107H248ZM11 109H12V108H11ZM24 109H26V107H25ZM33 109H34V108H32V111H33V114H34V110H33ZM44 109H45V108H44ZM65 109H66V108H65ZM77 109H79V108H77ZM99 109H100V108H99ZM113 109H112V110H113ZM174 109H175V108H174ZM190 109H191V107H190ZM202 109H205V108H202ZM207 109H208V108H207ZM252 109H255V108H252ZM2 110H3V109H2ZM4 110H6V109L4 108ZM13 110H14V109H13ZM35 110H36V109H35ZM39 110H40V109H39ZM41 110H42V109H41ZM45 110H47V109H45ZM45 110H44V111H45ZM60 110H61V108H60ZM62 110L64 111V109H62ZM79 110H80V109H79ZM82 110H83V109H82ZM84 110H85V109H84ZM90 110H91V109H90ZM93 110H95V109H93ZM107 110H109V109H107ZM122 110H123V109H122ZM129 110H130V109H129ZM144 110H145V108H144ZM157 110H158V108H157ZM170 110H171V108H170ZM170 110H169V111H170ZM180 110H181V109H180ZM185 110H186V109H185ZM199 110H200V109H199ZM211 110H213V109H211ZM246 110H248V109H246ZM261 110H262V108H261ZM0 111H1V110H0ZM9 111H10V110H9ZM27 111H28V110H27ZM44 111H43V112H44ZM67 111H68V109H67ZM73 111H74V110H73ZM105 111H106V110H105ZM117 111H119V110L117 109ZM138 111H140V109H138ZM158 111H159V110H158ZM177 111H178V108H177ZM248 111H249V110H248ZM255 111H256V110H255ZM263 111H264V110H263ZM29 112H30V113H28V114L32 115V114H31V110H29ZM36 112H37V111H36ZM51 112H52V111H51ZM98 112H99V111H98ZM103 112H104V111H103ZM126 112H127V111H126ZM142 112H144V111H142ZM162 112H163V111H162ZM162 112H161V116H162V114H163ZM182 112H185V111L182 110ZM190 112H191V110H190ZM203 112H205V111L203 110ZM215 112H216V111H215ZM218 112H219V111H218ZM256 112H257V111H256ZM256 112H254V113H256ZM3 113H4V112H3ZM3 113H1V114H3ZM56 113H57V112H56ZM78 113H79V112H78ZM90 113H91V111H90ZM99 113H100V112H99ZM117 113H118V112H117ZM117 113H116V117H117V115H118ZM124 113H125V112H124ZM144 113L146 114V111H145ZM144 113H143V114H144ZM169 113H170V112H169ZM177 113H178V112H177ZM180 113H181V112H180ZM196 113H197V112H196ZM196 113H195V114H196ZM208 113H209V112H208ZM216 113H217V112H216ZM219 113H220V112H219ZM222 113L225 114L224 111H223ZM226 113H227V112H226ZM262 113L264 114V112H262ZM9 114H10V112H9ZM41 114H42V113H41ZM45 114H47V113H45ZM45 114H44V115H45ZM65 114H66V113H65ZM65 114H64V115H65ZM92 114H93V113H92ZM92 114H91V115H92ZM95 114H97V113H95ZM103 114H104V113H103ZM105 114H106V113H105ZM119 114H120V113H119ZM132 114H133V113H132ZM135 114H137V113H135ZM145 114H144V115H145ZM192 114H193V113H192ZM223 114H221V115H223ZM23 115L27 116L26 114H23ZM30 115H29V116H30ZM34 115H35V114H34ZM44 115H43V118L45 117ZM70 115H71V114H70ZM84 115H85V114H84ZM106 115H107V114H106ZM144 115H143V116H144ZM149 115H150V113H149ZM172 115H173V114H172ZM172 115H171V116H172ZM185 115H186V114H185ZM217 115H219V114H217ZM217 115H216V116H217ZM235 115H236V114H235ZM5 116H6V115H5ZM38 116H39V115H38ZM47 116H49V115L47 114ZM55 116H56V115H55ZM60 116H61V115H60ZM92 116H93V115H92ZM131 116H132V115H131ZM140 116H141V115H140ZM153 116H154V115H153ZM161 116H160V117H161ZM169 116H170V115H169ZM169 116H168V119H169ZM171 116H170V118H171ZM173 116H174V115H173ZM175 116H176V115H175ZM191 116H192V115H191ZM199 116H200V115H199ZM214 116H215V115H214ZM252 116H253V114H252ZM3 117H4V116H3ZM41 117H42V116H41ZM51 117H52V116H51ZM51 117H50V119H51ZM124 117H125V116H124ZM126 117H127V119H128L129 115L126 116ZM137 117H138V116H137ZM147 117H149V116L147 115ZM202 117H203V116H202ZM204 117H205V116H204ZM204 117H203V118H204ZM211 117H212V116H211ZM224 117H225V116H224ZM231 117H232V116H231ZM259 117H260V116H259ZM33 118H36V117H33ZM38 118H39V117H38ZM47 118H48V117H47ZM47 118L45 117V120H46ZM75 118H76V116H75ZM86 118H87V117H86ZM94 118H97V117H94ZM118 118H119V115H118ZM129 118H130V117H129ZM138 118H139V117H138ZM157 118H159V114H158V117H157ZM157 118H156V119H157ZM206 118H207V117H206ZM209 118H210V117H209ZM214 118H215V117H213V119H214ZM225 118H226V117H225ZM227 118H228V117H227ZM240 118H242V117H240ZM243 118H244V117H243ZM247 118H248V117H247ZM14 119H15V118H14ZM20 119H21V118H20ZM36 119H37V118H36ZM36 119H35V120H36ZM90 119H91V118H90ZM98 119H99V118H98ZM107 119H108V117H107ZM112 119H114V118H112ZM124 119H125V118H124ZM127 119H125V122H126ZM147 119H148V118H147ZM168 119H167V120H168ZM171 119H172V118H171ZM171 119H170V121H172ZM229 119H230V118H229ZM233 119H234V118H233ZM233 119H232V121H233ZM16 120H17V119H16ZM22 120H23V118H22ZM26 120H27V119H26ZM51 120H54V119H51ZM51 120H49V121H51ZM58 120H59V119H58ZM64 120H65V119H64ZM118 120H119V119H118ZM120 120H121V117H120ZM133 120H134V119H132V122H133ZM136 120H137V119H136ZM138 120H140V119H138ZM138 120H137V121H138ZM142 120H143V119H142ZM150 120H151V119H150ZM159 120H160V119H159ZM165 120H166V119H165ZM165 120H164V121H165ZM181 120H182V119H181ZM181 120H179V122H180ZM193 120H194V119H193ZM202 120H205V119H202ZM223 120H224V119H223ZM223 120H222V121H223ZM230 120H231V119H230ZM237 120H238V119H237ZM244 120H245V119H244ZM259 120H261V119H259ZM14 121H15V120H14ZM30 121H32V119H31ZM55 121H57V120H55ZM55 121H54V122H55ZM61 121H63V119H62ZM89 121H91V120H89ZM101 121H102V120H101ZM101 121H100V122H101ZM108 121H109V119H108ZM110 121H111V120H110ZM122 121H123V120H122ZM161 121H162V120H161ZM164 121H163V122H164ZM177 121H178V119H177ZM214 121H215V120H214ZM220 121H221V119H220ZM222 121H221V122H222ZM235 121H236V120H235ZM240 121H242V120H240ZM240 121H239V122H240ZM19 122H20V121H19ZM23 122H24V124H25V121H24V120H23ZM37 122H38V121H37ZM65 122H66V121H65ZM96 122H97V121H96ZM111 122H112V121H111ZM117 122H118V121H117ZM117 122H116V123H117ZM120 122H121V121H120ZM120 122H119V123H120ZM127 122H128V120H127ZM127 122H126V123H127ZM145 122H146V121H145ZM152 122H153V121H152ZM152 122H151V123H152ZM167 122H168V121H166L165 123H167ZM245 122H246V121H245ZM9 123H10V122H9ZM41 123H42V122H41ZM48 123H49V122H48ZM48 123H47V125H48ZM86 123H87V122H86ZM86 123H85V124H86ZM91 123H92V122H91ZM102 123H103V121H102ZM113 123H114V122H113ZM119 123H117V125H119ZM121 123H122V122H121ZM146 123H147V122H146ZM159 123H160V122H159ZM180 123H181V122H180ZM180 123H179V124H180ZM186 123H187V122H186ZM192 123H193V122H192ZM224 123H225V122H224ZM227 123H229V122L227 121ZM230 123H233V122H230ZM236 123H237V122H236ZM242 123H243V122H242ZM18 124H19V123H18ZM20 124H23V123H20ZM33 124L36 125V124H35V121L33 122ZM38 124H39V123H38ZM38 124H37V125H38ZM50 124H53V123H50ZM60 124H61V123H60ZM87 124H88V123H87ZM89 124H90V123H89ZM94 124H95V123H94ZM99 124H100V123H99ZM114 124H115V123H114ZM130 124H131V123H130ZM132 124H133V123H132ZM138 124H139V121H138ZM144 124H145V123H144ZM152 124H153V123H152ZM161 124L163 125L164 123H161ZM161 124H160V125H161ZM188 124H190V123H188ZM202 124H203V123H202ZM209 124H210V122H209ZM209 124H208V125H209ZM238 124H239V123H238ZM247 124H248V123H247ZM247 124H246V125H247ZM257 124H258V123H257ZM263 124H264V123H263ZM9 125H10V124H9ZM26 125H27V124H26ZM53 125H54V124H53ZM62 125H63V124H62ZM80 125H81V124H80ZM102 125H103V124H102ZM104 125H105V124H104ZM111 125H112V124H111ZM121 125H122V124H121ZM128 125H129V124H128ZM128 125H127V126H128ZM146 125H147V124H146ZM156 125H158V127L160 126L158 123H156ZM193 125H194V123H193ZM232 125H233V124H232ZM5 126H6V125H5ZM40 126H41V125H40ZM54 126H55V125H54ZM57 126H58V124H57ZM107 126H108V124H107ZM113 126H115V125H113ZM131 126H132V125H131ZM133 126H134V125H133ZM149 126H150V123H149ZM184 126H185V125H184ZM198 126H200V123H199ZM211 126H212V125H211ZM211 126H210V127H211ZM237 126L241 127L240 125H237ZM242 126H243V124H242ZM262 126H263V125H262ZM29 127H30V126H29ZM33 127H34V126H33ZM63 127H64V126H63ZM80 127H81V126H80ZM87 127H88V126H87ZM105 127H106V126H105ZM124 127H125V126H124ZM135 127H136V125H135ZM137 127H138V126H137ZM155 127H156V126H155ZM158 127H157V130H158ZM166 127H167V126H166ZM176 127H177V125H176ZM221 127H222V126H221ZM223 127H224V126H223ZM226 127H228L229 130H230L229 125H228V126H225V128H226ZM232 127H233V126H232ZM17 128H18V127H17ZM24 128H25V127H24ZM50 128H51V127H50ZM68 128H69V127H68ZM97 128H98V127H97ZM106 128H107V127H106ZM112 128H113V127H112ZM116 128H118V127H116ZM161 128H162V127H161ZM164 128H165V125H164ZM198 128H199V127H198ZM216 128H217V129H216ZM216 128H215V129L218 130V127H216ZM245 128H246V127H243V129H245ZM247 128L249 129V127H247ZM37 129H38V127H37ZM45 129H46V128H45ZM45 129H44L43 131H45ZM53 129H54V128H53ZM65 129H66V128H65ZM65 129H64V130H65ZM72 129H73V128H72ZM119 129H120V128H119ZM129 129H130V128H129ZM138 129H139V128H138ZM171 129H172V128H171ZM181 129H182V127H181ZM181 129H180V130H181ZM184 129H185V128H184ZM200 129H201V128H200ZM211 129H212V128H211ZM211 129H210V130H211ZM223 129H224V128H223ZM233 129H234V128H233ZM236 129H238V127H237ZM243 129H242V130H243ZM248 129H247V130H248ZM250 129H252V128H250ZM256 129H257V128H256ZM258 129H259V128H258ZM4 130H5V129H4ZM4 130H3V131H4ZM51 130H52V128H51ZM60 130H61V129H60ZM60 130L58 129V131H60ZM70 130H71V129H70ZM75 130H76V129H75ZM109 130H110V129H108L107 131H109ZM124 130H125V128H124ZM155 130H156V129H155ZM173 130H174V128H173ZM173 130H169V132H171V131H173ZM182 130H183V129H182ZM195 130H196V129H195ZM219 130H220V129H219ZM224 130H225V129H224ZM229 130H228V131H229ZM240 130H241V129H240ZM242 130H241V131H242ZM260 130H261V129H260ZM262 130H263V129H262ZM262 130H261V131H262ZM17 131H18V130H17ZM20 131H21V130H20ZM23 131H24V129H23ZM98 131H99V128H98ZM115 131H116V130H114V132H115ZM120 131H121V130H120ZM130 131H131V130H130ZM163 131H164V130H163ZM163 131L161 130V132H163ZM177 131H178V130H177ZM183 131H184V130H183ZM187 131H188V130H187ZM192 131H194V130L192 129ZM205 131H206V129H205ZM250 131H251V130H250ZM258 131H259V130H258ZM263 131H264V130H263ZM11 132H12V131H11ZM18 132H19V131H18ZM24 132H25V131H24ZM39 132H40V131H39ZM52 132H53V130H52ZM66 132H67V131H66ZM101 132H102V130H101ZM103 132H104V131H103ZM134 132H135V131H134ZM169 132H168V133H169ZM185 132H186V131H185ZM194 132L197 133L196 131H194ZM202 132H204V131H202ZM207 132H208V131H207ZM215 132H216V131H215ZM217 132H218V131H217ZM225 132H226V131H225ZM230 132H232V131L230 130ZM230 132H229V133H230ZM233 132H234V131H233ZM235 132H236V131H235ZM0 133H1V132H0ZM19 133H20V132H19ZM19 133H18V134H19ZM21 133H22V132H21ZM26 133H28V132H26ZM55 133H57V132H55ZM61 133H62V132H61ZM73 133H74V132H73ZM80 133H81V132H80ZM92 133H93V132H92ZM120 133H121V132H120ZM123 133H124V132H123ZM123 133H122V134H123ZM138 133H139V132H138ZM146 133H147V132H146ZM146 133H145V134H146ZM157 133H158V132H157ZM166 133H167V132H166ZM178 133H179V132H178ZM183 133H184V132H183ZM183 133H182V134H183ZM188 133H189V132H188ZM192 133H193V132H192ZM227 133H228V132H227ZM236 133H238V132H236ZM245 133H246V132H245ZM245 133H244V134H245ZM259 133H260V132H259ZM7 134H8V133H7ZM15 134H17V133H15ZM40 134L42 135V137L44 136V135L42 134V132H41ZM44 134H45V133H44ZM64 134H65V133H64ZM85 134H86V133H85ZM99 134H100V133H99ZM99 134H98V135H99ZM129 134H130V133H129ZM133 134H134V133H133ZM143 134H144V133H143ZM150 134H151V133H150ZM158 134L160 135V133H158ZM158 134H157V136L159 137ZM190 134H191V133H190ZM207 134H208V133H207ZM234 134H235V133H234ZM247 134H248V133H247ZM249 134H250V133H249ZM252 134H253V133H251L250 135H252ZM8 135H9V134H8ZM21 135H23V133H22ZM54 135H55V134H54ZM89 135H91V133H89ZM105 135H106V133H105ZM107 135H108V134H107ZM109 135H111L110 132H109ZM112 135H113V133H112ZM112 135H111V136H112ZM119 135H120V134H119ZM146 135H147V134H146ZM155 135H156V134H155ZM155 135H153V136H155ZM180 135H181V133H180ZM197 135H198V134H197ZM200 135H201V134H200ZM213 135H214V134H213ZM221 135H223V133H222ZM231 135H232V134H231ZM2 136H3V135H2ZM86 136H87V134H86ZM91 136H92V135H91ZM122 136H123V135H122ZM144 136H145V135H144ZM144 136H143V137H144ZM165 136H166V134H165ZM172 136H173V134H172ZM177 136H178V135H177ZM194 136H195V135H194ZM215 136H216V135H215ZM215 136H214V137H215ZM219 136H220V135H219ZM223 136L226 137L225 135H223ZM227 136H228V135H227ZM31 137H32V136H31ZM57 137H58V136H57ZM79 137H80V136H79ZM97 137H98V136H96V140H97ZM102 137H103V136H102ZM126 137H127V136H126ZM131 137H133V136H131ZM146 137H147V136H146ZM155 137H156V136H155ZM173 137H174V136H173ZM187 137H188V136H187ZM198 137H199V136H198ZM202 137H203V136H202ZM205 137H206V136H205ZM217 137H218V136H217ZM243 137H245V136L243 135ZM253 137H254V136H253ZM256 137H258V136H256ZM8 138H9V136H8ZM12 138H13V137H12ZM25 138H26V137H25ZM29 138H30V137H29ZM43 138L45 139V137H43ZM66 138H67V137H66ZM90 138H91V137H89V140L93 139V138H91V139H90ZM109 138H110V137H109ZM115 138H116V137H115ZM128 138H129V136H128ZM151 138H154V137H151ZM161 138H162V137H161ZM168 138H170V137H168ZM196 138H197V137H196ZM228 138H229V137H228ZM247 138H248V136H247ZM247 138H246V140H248ZM5 139H6V138H5ZM10 139H11V138H10ZM17 139H18V138H17ZM21 139H22V138H21ZM30 139H32V138H30ZM58 139L60 140V136H59ZM103 139H104V137H103ZM116 139H118V138H116ZM116 139H115V141H116ZM119 139H120V138H119ZM121 139H123V141H126V140H124V138H121ZM121 139H120V140H121ZM149 139H150V138H149ZM165 139H166V138H165ZM165 139L163 140V143L165 142ZM186 139H187V138H184V139H182V140L187 141ZM217 139H218V138H217ZM242 139H243V138H242ZM242 139H241V140H242ZM262 139H263V138H262ZM3 140H4V139H3ZM3 140H2V141H3ZM13 140H14V142H15V139H14V138H13ZM27 140H28V139H27ZM32 140H33V139H32ZM46 140H47V139H46ZM79 140H80V139H79ZM89 140H88V141H89ZM135 140H136V139H135ZM142 140H143V139H142ZM151 140H153V139H151ZM151 140H149V142H150ZM157 140H158V139H157ZM166 140H167V139H166ZM188 140H189V139H188ZM190 140H191V139H190ZM194 140H195V139H194ZM203 140H204V139H203ZM246 140H244V141H246ZM0 141H1V140H0ZM6 141L8 142V140H6ZM20 141H21V140H20ZM29 141H30V140H29ZM56 141H57V140H56ZM84 141H85V140H84ZM101 141H102V140H101ZM103 141H104V140H103ZM121 141H122V140H121ZM137 141L139 142V140H137ZM208 141H209V140H208ZM210 141H211V140H210ZM219 141H220V140H219ZM239 141H240V140H239ZM252 141H253V140H252ZM256 141H257V140H256ZM258 141H259V140H258ZM258 141H257V142H258ZM263 141H264V140H263ZM12 142H13V141H12ZM30 142H32V141H30ZM47 142H48V141H47ZM54 142H55V141H54ZM86 142H87V141H86ZM107 142H108V141H107ZM130 142H131V141H130ZM138 142H136V143H138ZM145 142H146V141H145ZM169 142H170V140H169ZM180 142H181V141H180ZM180 142H179V144H180ZM187 142H189V141H187ZM193 142H194V141H193ZM193 142H192V143H193ZM200 142H201V141H200ZM222 142H223V141H222ZM241 142H242V141H241ZM247 142H249V141H247ZM250 142H251V141H250ZM257 142H256V143H257ZM4 143H5V142H4ZM26 143H27V142H26ZM57 143H58V142H57ZM124 143H126V142H124ZM158 143H159V142H158ZM215 143H216V142H215ZM220 143H221V142H220ZM220 143H219V144H220ZM227 143H228V142H227ZM229 143H231V142H229ZM245 143H246V142H245ZM253 143H254V142H253ZM2 144H3V143H2ZM20 144H21V142H20ZM22 144H24V142H22ZM36 144H37V143H36ZM48 144L50 145V143H48ZM58 144H59V143H58ZM64 144H65V143H64ZM87 144H88V142L86 143V145H87ZM95 144H97V143H95ZM110 144H112V143L110 142ZM122 144H123V143H122ZM150 144H152V142H151ZM155 144H156V143H155ZM174 144H175V143H174ZM206 144H207V143H205V145H206ZM208 144H209V142H208ZM217 144H218V143H217ZM224 144H225V143H223L222 145H224ZM247 144H248V143H247ZM17 145H18V144H17ZM28 145H30V144H27V146H28ZM100 145H101V144H100ZM128 145H129V144H128ZM139 145H140V144H139ZM143 145H144V144H143ZM148 145H149V144H148ZM157 145H159V144H157ZM168 145H170V144L168 143ZM194 145H195V144H194ZM194 145H193V147L196 146V145H195V146H194ZM205 145H204V146H205ZM222 145H221V146H222ZM228 145H229V144H228ZM235 145H236V144H235ZM252 145H253V144H252ZM258 145H259V143H257V146H258ZM0 146H1V145H0ZM5 146H6V145H5ZM31 146H32V145H31ZM47 146H48V145H47ZM119 146H120V144L118 145V147H119ZM160 146H161V145H160ZM160 146H159V147H160ZM171 146H172V145H171ZM179 146H180V145H179ZM201 146H202V145H201ZM204 146H203V147H204ZM206 146H207V145H206ZM212 146H213V145H212ZM225 146H226V145H224V147H223V146H222V147L225 148ZM232 146H233V145H232ZM245 146H246V145H245ZM8 147H9V146H8ZM25 147H26V145H25ZM54 147H55V146H54ZM65 147H67V146H65ZM92 147H93V146H92ZM125 147H126V146H125ZM157 147H158V146H157ZM157 147H156V145H155V149H156ZM166 147H167V146H166ZM190 147H191V146H190ZM207 147H208V146H207ZM207 147H206V148H207ZM226 147H227V146H226ZM251 147H252V146H251ZM253 147H255V146H253ZM4 148H5V147H4ZM6 148H7V147H6ZM13 148H14V147H13ZM23 148H24V145H23ZM29 148H30V147H29ZM55 148H56V147H55ZM127 148H128V147H127ZM127 148H126V149H127ZM149 148H150V147H149ZM163 148H165V147L163 146ZM188 148H189V147H188ZM191 148H192V147H191ZM191 148H190V149H191ZM199 148H200V147H198L197 149H199ZM206 148L204 147V149H206ZM213 148H214V147H213ZM228 148H229V147H228ZM233 148H234V147H233ZM233 148H232V150H231V149H230V150L233 151ZM18 149H19V148H18ZM57 149H58V148H57ZM117 149H119V148H117ZM138 149H139V148H138ZM141 149H142V148H141ZM169 149L171 150V148H169ZM172 149H173V148H172ZM182 149H183V148H182ZM192 149H193V148H192ZM192 149H191V151H192ZM202 149H203V148H202ZM202 149H201L200 151H202ZM214 149H215V148H214ZM250 149H251V148H250ZM254 149H255V148H254ZM0 150H1V149H0ZM6 150H7V149H6ZM6 150H5V151H6ZM15 150H16V149H15ZM31 150H32V153H33V150H34V149H31ZM31 150H30V151H31ZM100 150H101V149H100ZM122 150H123V149H122ZM127 150H128V149H127ZM133 150H134V149H133ZM156 150H158V149H156ZM156 150H155V151H156ZM164 150H165V149H164ZM164 150H163V151H164ZM166 150H167V148H166ZM174 150H175V149H174ZM176 150H177V149H176ZM188 150H189V149H188ZM219 150H220V148H219ZM227 150H228V149H227ZM263 150H264V149H263ZM2 151H3V150H2ZM2 151H1V152H2ZM7 151H8V150H7ZM10 151H11V150H10ZM10 151H9V152H10ZM13 151H14V150H12V152H13ZM35 151H36V149H35ZM59 151H60V150H59ZM125 151H126V150H125ZM129 151H130V149H129ZM152 151H153V149H152ZM163 151H162V152H163ZM186 151H187V150H186ZM197 151H198V150H197ZM200 151H198V152H200ZM209 151H210V150H209ZM238 151H239V150H238ZM252 151H254V150H252ZM255 151H256V150H255ZM255 151H254V152H255ZM258 151H259V149H258ZM260 151H261V149H260ZM16 152H17V151H16ZM97 152H98V151H97ZM127 152H128V151H127ZM135 152H136V151H135ZM164 152H165V151H164ZM169 152H170V151H169ZM171 152H173V151H171ZM176 152H177V151H176ZM192 152H193V151H192ZM224 152H225V151H224ZM261 152H262V151H261ZM2 153H3V152H2ZM4 153H5V152H4ZM4 153H3V154H4ZM10 153H11V152H10ZM20 153H22V152L20 151ZM100 153H101V152H100ZM113 153H114V151H113ZM125 153H126V152H125ZM201 153H202V152H201ZM211 153H212V151H211ZM228 153H229V151H228ZM231 153H232V152H231ZM234 153H235V152H234ZM246 153H247V152H246ZM262 153H264V152H262ZM262 153H261V154H262ZM7 154H8V153H7ZM11 154H12V153H11ZM26 154H27V153H26ZM108 154H109V153H108ZM114 154H115V153H114ZM133 154H134V153H132V155H133ZM149 154H152V155H153V153H151V152H150ZM157 154H158V153H157ZM157 154L155 153V155H157ZM206 154H207V152H206ZM206 154H205V155H206ZM209 154H210V153H209ZM241 154H242V153H241ZM258 154H259V153H257V156H260V155H261V154H260V155H258ZM0 155H2V154L0 153ZM15 155H18V154H15ZM15 155H14V157H15ZM24 155H25V154H24ZM30 155H32V154H30ZM105 155H106V154H105ZM105 155H104V156H105ZM128 155H129V154H128ZM140 155H141V154H140ZM158 155H159V154H158ZM158 155H157V156H158ZM165 155H166V154H165ZM179 155H181V154L179 153ZM179 155H177V156H179ZM207 155H208V154H207ZM210 155H213V154H210ZM221 155H222V154H221ZM226 155H227V154H226ZM254 155H255V154H254ZM11 156H12V155H11ZM55 156H57V155H55ZM90 156H91V155H89V157H90ZM104 156H103V157H104ZM108 156H109V155H108ZM116 156H118V155H116ZM121 156H122V155H120V157H121ZM167 156H168V155H167ZM185 156H186V155H185ZM213 156H214V155H213ZM223 156H224V155H223ZM223 156H221V157L223 158ZM247 156H249V154H247ZM257 156H254V157L257 159V158H258ZM5 157H6V156H5ZM16 157H17V156H16ZM21 157H22V156H21ZM98 157H99V155H98ZM130 157H131V155H130ZM140 157H142V156H140ZM148 157H149V159L151 158L149 155H148ZM163 157H164V156H163ZM173 157H174V156H173ZM191 157H192V156H191ZM191 157H190V158H191ZM193 157H195V156H193ZM199 157H200V156H199ZM208 157H209V155L207 156V158H208ZM221 157H220V158H221ZM254 157H253V158H254ZM3 158H4V157H3ZM27 158H28V156H27ZM56 158H57V157H56ZM91 158H92V157H91ZM110 158H113V155H112V157H111V155H110ZM116 158H117V157H116ZM134 158H135V157H134ZM178 158H179V157H178ZM204 158H205V157H204ZM215 158H216V157H215ZM218 158H219V157H218ZM218 158H217V159H218ZM247 158H248V157H247ZM251 158H252V157H251ZM255 158H254V159H255ZM259 158H260V157H259ZM1 159H2V158H1ZM4 159H6V158H4ZM4 159H3V160H4ZM9 159H10V158H9ZM18 159H19V156H18ZM57 159H58V158H57ZM59 159L61 160V158H59ZM65 159H66V158H65ZM123 159H125V158H123ZM149 159L147 158V160H149ZM184 159H185V158H184ZM187 159H188V157H187ZM231 159H232V157H231ZM260 159H261V158H260ZM25 160H26V159H25ZM98 160H99V159H98ZM108 160H109V159H108ZM108 160H107V161H108ZM144 160H145V159H144ZM150 160H153V159L151 158ZM156 160H158V159H156ZM176 160H177V158H176ZM234 160H235V159H234ZM244 160H245V159H244ZM244 160H243V161H244ZM246 160H247V159H246ZM36 161H37V159H36ZM36 161H35V162H36ZM62 161H64V160H62ZM104 161H106V160L103 159V162H104ZM111 161H112V160H111ZM125 161H126V160H125ZM134 161H135V160H134ZM158 161H159V160H158ZM161 161H162V160H161ZM177 161H178V160H177ZM191 161H192V160H191ZM194 161H195V160H194ZM197 161H198V160H197ZM201 161H202V160H201ZM214 161H215V160H214ZM220 161H222V160H220ZM227 161H228V160H227ZM239 161H240V160H239ZM248 161H249V160H248ZM248 161H247V163H248ZM13 162H15V161H13ZM17 162H18V161H17ZM60 162H61V161H60ZM141 162H142V161H141ZM204 162H205V161H204ZM217 162H218V161H217ZM223 162H224V161H223ZM241 162H242V161H241ZM252 162H253V161H252ZM263 162H264V159H263ZM2 163H3V161H2ZM4 163H5V162H4ZM20 163L22 164V162H20ZM33 163H34V162H33ZM64 163H65V162H64ZM94 163H95V162H94ZM96 163H97V162H96ZM96 163H95V164H96ZM101 163H102V162H101ZM105 163H106V162H105ZM182 163H183V162H182ZM185 163H187V162H185ZM185 163H184V164H185ZM189 163H191V162L189 161ZM196 163H197V162H196ZM213 163H215V162H213ZM219 163H220V162H219ZM227 163H228V162H227ZM227 163H225V164H227ZM234 163H235V162H234ZM234 163H233V164H234ZM247 163H246V164H247ZM250 163H251V162H250ZM12 164H13V163H12ZM24 164H25V163H24ZM27 164H28V163H27ZM29 164H31V163L29 162ZM36 164H37V163H36ZM61 164H62V163H61ZM99 164H100V163H99ZM109 164H110V163H109ZM127 164H129V163H127ZM137 164H138V163H137ZM150 164H151V163H150ZM153 164H154V163H153ZM166 164H167V163H166ZM194 164H195V162H194ZM220 164H221V163H220ZM238 164H239V163H238ZM240 164H241V163H240ZM243 164H244V163H243ZM256 164H257V163H256ZM256 164H255L254 166H256ZM262 164H264V163H262ZM0 165H1V164H0ZM37 165H38V164H37ZM37 165H36V166H37ZM41 165H42V164H41ZM62 165H63V164H62ZM101 165H102V164H101ZM114 165H115V164H114ZM116 165H117V164H116ZM125 165H126V164H125ZM173 165H174V163H173ZM182 165H183V164H182ZM191 165H192V163H191ZM25 166H26V165H25ZM31 166H32V165H31ZM92 166H93V165H92ZM133 166H134V165H133ZM146 166H147V164H146ZM154 166H155V165H154ZM154 166H153V167H154ZM189 166H190V165H189ZM194 166H196V165H194ZM194 166H193V167H194ZM198 166H199V165H198ZM218 166H219V165H218ZM247 166H248V165H247ZM249 166H250V165H249ZM259 166H260V163H259ZM14 167H15V166H14ZM16 167H17V166H16ZM42 167H44V166H42ZM64 167H65V165H64ZM81 167H82V166H81ZM122 167H123V166H122ZM126 167H128V166H126ZM162 167H163V166H162ZM170 167H171V166H170ZM196 167H197V166H196ZM196 167H195V169H196ZM201 167H202V166H201ZM206 167H207V166H206ZM208 167H209V166H208ZM211 167H212V166H211ZM228 167H229V166H228ZM235 167H236V166H235ZM238 167H239V166H238ZM79 168H80V167H79ZM84 168H86V167L84 166ZM104 168H105V167H104ZM113 168H114V167H113ZM123 168H124V167H123ZM144 168H145V167H144ZM149 168H150V167H149ZM171 168H172V167H171ZM176 168H177V167H176ZM216 168H217V166H216ZM216 168H215V169H216ZM241 168H242V167H241ZM246 168H247V167H246ZM2 169H3V168H2ZM72 169H73V168H72ZM88 169H89V168H88ZM93 169H94V168H93ZM139 169H140V168H139ZM167 169H168V168H167ZM173 169H174V168H173ZM178 169H179V166H178ZM195 169H194V170H195ZM217 169H218V168H217ZM231 169H232V168H231ZM255 169H256V167H255ZM0 170H1V169H0ZM16 170H17V169H16ZM79 170H80V169H79ZM100 170H102V169H100ZM108 170H109V169H108ZM113 170H114V169H113ZM134 170H135V169H134ZM155 170H156V169H155ZM160 170H161V169H160ZM165 170H166V169H165ZM170 170H171V169H170ZM186 170H187V169H186ZM205 170H207V169H205ZM223 170H224V169H223ZM243 170H245V168H244ZM249 170H251V169H249ZM262 170H263V169H262ZM19 171H20V169H19ZM26 171H27V170H26ZM31 171H32V170H31ZM36 171H37V170H36ZM82 171H83V169H82ZM111 171H112V170H111ZM114 171H115V170H114ZM128 171H130V170H128ZM158 171H159V170H158ZM161 171H162V170H161ZM166 171H167V170H166ZM176 171H177V170H176ZM183 171H184V170H183ZM190 171H191V170H190ZM239 171H240V170H239ZM246 171H247V170H246ZM1 172H2V171H1ZM43 172H44V171H43ZM79 172H80V171H79ZM84 172H85V171H84ZM86 172H87V171H86ZM89 172H90V171H89ZM92 172H93V171H92ZM95 172H96V171H95ZM97 172H98V171H97ZM134 172H135V171H134ZM143 172H144V171H143ZM171 172H172V171H171ZM191 172H192V171H191ZM196 172H197V171H196ZM227 172H228V171H227ZM233 172H235V171H233ZM251 172H252V171H251ZM251 172H250V173H251ZM253 172H254V171H253ZM36 173H37V172H36ZM50 173H52V172H50ZM55 173H56V172H55ZM98 173H99V172H98ZM101 173H102V172H101ZM111 173H112V172H111ZM138 173H140V172H138ZM152 173H153V172H152ZM152 173H151V174H152ZM155 173H156V172H155ZM164 173H165V172H164ZM174 173H175V171H174ZM197 173H198V172H197ZM197 173H196V174H197ZM203 173H204V175H201V172H200L201 177H202V176H205V172H203ZM228 173H229V172H228ZM231 173H232V172H231ZM242 173H243V171H242ZM254 173H255V172H254ZM260 173H261V170H260ZM19 174H20V173H19ZM22 174H23V173H22ZM34 174H35V172H34ZM76 174H78V173L76 172ZM76 174H74V175H76ZM80 174H81V173H80ZM84 174H85V173H84ZM89 174H90V173H89ZM93 174H94V173H93ZM115 174H116V173H115ZM120 174H121V173H120ZM122 174H124V172H122ZM165 174H166V173H165ZM169 174H170V172H169ZM175 174H176V173H175ZM181 174H182V173H181ZM191 174H192V173H191ZM207 174H208V172H207ZM207 174H206V176H207ZM226 174H227V173H226ZM226 174H225V175H226ZM239 174H240V173H239ZM255 174H256V173H255ZM257 174H258V173H257ZM5 175H6V174H5ZM53 175H54V174H53ZM97 175H98V174H97ZM97 175H96V176H97ZM208 175H209V174H208ZM225 175H224V176H225ZM232 175H233V174H232ZM232 175H231V176H232ZM262 175H263V174H262ZM91 176H92V175H91ZM99 176H100V175H99ZM102 176H104V174H103ZM113 176H114V174H113ZM113 176H112V177H113ZM120 176H121V175H120ZM143 176H144V175H143ZM148 176H149V175H148ZM153 176H154V175H153ZM159 176H160V175H159ZM170 176H171V175H170ZM177 176H178V175H177ZM179 176H180V175H179ZM183 176H184V175H183ZM186 176H187V175H186ZM193 176H194V174H193ZM193 176H192V177H193ZM218 176H219V175H218ZM239 176H241V175H239ZM245 176H247V175H245ZM29 177H30V176H29ZM32 177H33V176H32ZM81 177H82V175H81ZM100 177H101V176H100ZM105 177H107V176H105ZM156 177H157V176H156ZM165 177H166V176H165ZM195 177H196V176H195ZM211 177H213V176L211 175ZM226 177H227V176H225V178H226ZM235 177H236V176H235ZM247 177H248V176H247ZM261 177H262V176H261ZM85 178H86V177H85ZM88 178H89V177H88ZM140 178H142V177H140ZM166 178H167V177H166ZM166 178H165V179H166ZM182 178H183V177H182ZM205 178L207 179L208 177H205ZM205 178L203 177V179H205ZM218 178H219V177H218ZM218 178H217V179H218ZM233 178H234V177H233ZM241 178H242V177H241ZM244 178H245V177H244ZM262 178H263V177H262ZM116 179H117V178H116ZM124 179H125V178H124ZM144 179H145V178H144ZM172 179H173V178H172ZM180 179H181V178H180ZM187 179H188V178H187ZM189 179L191 180V177H190ZM192 179H194V177H193ZM208 179H209V178H208ZM213 179H214V178H213ZM255 179H256V178H255ZM255 179L253 178V180H255ZM29 180H31V179H29ZM35 180H36V179H35ZM107 180H108V178H107ZM121 180H122V179H121ZM147 180H148V179H147ZM163 180H164V179H163ZM173 180H174V179H173ZM178 180H179V179H178ZM196 180H197V179H196ZM198 180L201 181V178H199ZM214 180H215V179H214ZM220 180H221V179H220ZM223 180H224V179H223ZM238 180H239V179H238ZM247 180H249V178H247ZM24 181H25V180H24ZM87 181H90V178H89V180H87ZM91 181H92V180H91ZM105 181H106V180H105ZM125 181H126V180H125ZM135 181H136V180H135ZM150 181H151V180H150ZM155 181H157V180H155ZM188 181H189V180H188ZM194 181H195V180H194ZM199 181H198V182H199ZM233 181H235V180H232V182H233ZM236 181H237V180H236ZM243 181H244V180H243ZM243 181H242V182H243ZM250 181H251V180H250ZM250 181H249V182H250ZM263 181H264V180H263ZM25 182H26V181H25ZM106 182H107V181H106ZM118 182H119V181H118ZM129 182H130V181H129ZM142 182H143V181H142ZM142 182H141V183H142ZM146 182H147V181H146ZM168 182H169V181H168V178H167V183H168ZM184 182H185V181H184ZM205 182H206V180H205ZM207 182H208V181H207ZM228 182H229V181H228ZM252 182H253V181H252ZM6 183H7V182H6ZM31 183H32V182H31ZM31 183H30V184H31ZM61 183H62V182H61ZM108 183H109V181H108ZM152 183H153V181H152ZM170 183H171V182H170ZM175 183H176V182H175ZM182 183H183V182H182ZM245 183H246V182H245ZM36 184H37V183H36ZM43 184H44V183H43ZM59 184H60V183H59ZM116 184H118V183H117V180H116ZM130 184L132 185V182H131ZM136 184H137V182L135 183V185H136ZM186 184H189V185H190V183H186ZM203 184H205V183L203 182ZM215 184H216V183H215ZM237 184H238V183H237ZM243 184H244V183H243ZM251 184H252V183H251ZM3 185H5V184L3 183ZM32 185H33V184H32ZM45 185H46V184H45ZM114 185H115V184H114ZM126 185H127V184H126ZM128 185H129V184H128ZM131 185H130V186H131ZM140 185H141V184H140ZM146 185H147V184H146ZM146 185H145V186H146ZM152 185H154V184H152ZM170 185H172V184H170ZM180 185H181V183H180ZM189 185H188V186H189ZM194 185H195V184H194ZM200 185H201V184H200ZM209 185H210V183H209ZM221 185H222V184H221ZM230 185H231V183H230ZM235 185H236V184H235ZM238 185H239V184H238ZM244 185H245V184H244ZM1 186H2V185H1ZM6 186H7V185H6ZM24 186H26V185L24 184ZM35 186H36V185H35ZM65 186H66V185H65ZM108 186L111 187L112 185H108ZM124 186H125V185H124ZM142 186H144V185L142 184ZM148 186H151V185H148ZM154 186H155V185H154ZM183 186H184V185H183ZM186 186H187V185H186ZM192 186H193V185H191V187H192ZM195 186H196V185H195ZM205 186H206V185H205ZM214 186H215V185H214ZM217 186H218V183H217ZM232 186H233V185H232ZM246 186H248V185L246 184ZM246 186H245V187H246ZM258 186H259V185H258ZM258 186H257V188H258ZM36 187H37V186H36ZM38 187H39V186H38ZM66 187H67V186H66ZM66 187H65V188H66ZM81 187H82V186H81ZM126 187H127V186H126ZM126 187H125V188H126ZM132 187H134V184L131 186V188H132ZM156 187H157V186H156ZM156 187H155V188H156ZM166 187H167V186H166ZM199 187H201V186H199ZM211 187H212V186H211ZM222 187H223V186H222ZM233 187H235V186H233ZM237 187H238V186H237ZM240 187H241V186H240ZM240 187H239V188H240ZM248 187H249V186H248ZM254 187H255V186H254ZM259 187H260V186H259ZM1 188H2V187H1ZM11 188H12V187H11ZM27 188H28V187H27ZM27 188H26V189H27ZM40 188H41V186H40ZM164 188H165V186H164ZM186 188H187V187H186ZM193 188H194V187H193ZM8 189H9V187H8ZM8 189H7V190H8ZM29 189H30V188H29ZM45 189H46V188H45ZM57 189H58V188H57ZM73 189H74V188H73ZM113 189H114V188H113ZM132 189H133V188H132ZM139 189H141V188H139ZM139 189H138V190H139ZM142 189H143V188H142ZM149 189H150V188H149ZM151 189H153V188H151ZM169 189H170V188H169ZM169 189H168V191H169ZM179 189H180V188H179ZM182 189H183V188H182ZM188 189H189V187H188ZM202 189H203V188H202ZM247 189H248V188H247ZM252 189H253V188H252ZM258 189H259V188H258ZM263 189H264V188H263ZM4 190H6V189L4 188ZM12 190H13V189H12ZM14 190H16V189H14ZM19 190H20V189H19ZM23 190H24V189H23ZM38 190H39V189H38ZM114 190H116V189H114ZM120 190H123V186H122V189H120ZM127 190H128V188H127ZM130 190H131V189H130ZM157 190H158V189H157ZM157 190H155V191H157ZM160 190H161V188H160ZM160 190H159V191H160ZM197 190H200V188L197 189ZM211 190H212V189H211ZM222 190H223V189H222ZM222 190H221V191H222ZM253 190H255V189H253ZM21 191H22V190H21ZM24 191H25V190H24ZM30 191H31V190H30ZM35 191H37V190L34 189V192H35ZM41 191H42V190H41ZM60 191H61V190H60ZM62 191H63V190H62ZM62 191H61V192H62ZM74 191H75V190H74ZM76 191H77V190H76ZM123 191H124V190H123ZM125 191H126V190H125ZM131 191H132V190H131ZM133 191H135V190L133 189ZM140 191H141V190H140ZM145 191H148L147 188H146ZM145 191H144V192H145ZM152 191H153V190H152ZM165 191H166V190H165ZM165 191L163 192V194H166ZM170 191H171V190H170ZM172 191H174V190H172ZM182 191H183V190H182ZM213 191H214V189H213ZM223 191H224V193H226V194L228 195V193L225 192V190H223ZM230 191H231V190H230ZM236 191H237V190H236ZM239 191H240V190H239ZM243 191H244V190H243ZM243 191H242V192H243ZM255 191H256V190H255ZM10 192H11V191H10ZM26 192H27V191H26ZM64 192H65V191H64ZM70 192H71V191H70ZM148 192H150V191H148ZM176 192H178V191H176ZM198 192H199V191H198ZM202 192L204 193V191H202ZM205 192H206V191H205ZM231 192H232V191H231ZM246 192H247V191H246ZM252 192H253V191H252ZM256 192H257V191H256ZM262 192H263V191H262ZM262 192H261V193H262ZM7 193H8V192H7ZM20 193H21V192H20ZM31 193H32V192H31ZM31 193H30V194H31ZM58 193H59V192H58ZM74 193H75V192H74ZM78 193H79V191H78ZM86 193H87V192H84V194H86ZM88 193H89V192H88ZM142 193H143V192H142ZM155 193H156V192H155ZM169 193H171V192H169ZM182 193H183V192H182ZM187 193H188V192H187ZM210 193H211V192H210ZM215 193H216V192H215ZM221 193H222V192H221ZM237 193H238V192H237ZM237 193H236V194H237ZM244 193H245V192H244ZM249 193H250V192H249ZM0 194L2 195L3 193H0ZM11 194H12V193H11ZM36 194H37V193H36ZM59 194H60V193H59ZM62 194H63V193H61V195H62ZM71 194H72V193H71ZM75 194H77V193H75ZM84 194H83V199H84ZM126 194H127V193H126ZM131 194H132V193H131ZM134 194H135V193H133V196H134ZM174 194H175V193H173V195H174ZM183 194H184V193H183ZM189 194H190V193H189ZM194 194H195V193H194ZM219 194H220V193H219ZM239 194L241 195V193H239ZM247 194H248V193H247ZM252 194H253V193H252ZM254 194H255V193H254ZM259 194H260V193H259ZM259 194H258V195H259ZM263 194H264V193H263ZM14 195H15V194H14ZM31 195H32V194H31ZM90 195H91V193H90ZM92 195H93V194H92ZM135 195H136V194H135ZM139 195H142V194H139ZM148 195H149V193H148ZM148 195H147V196H148ZM169 195H170V194H169ZM211 195H214V194H211ZM231 195H232V194H231ZM231 195H230V196H231ZM255 195H256V194H255ZM5 196H6V195H5ZM24 196H25V195H24ZM28 196H29V194H28ZM36 196H37V195H35V196H33V197H35V199H36ZM73 196H74V195H73ZM76 196H79V195H76ZM86 196H87V195H86ZM93 196H94V195H93ZM117 196H119V195H117ZM126 196H127V195H126ZM129 196H130V195H128V197H129ZM133 196H132V197H133ZM137 196H138V195H137ZM166 196H168V195H166ZM171 196H172V195H171ZM175 196H176V194H175ZM198 196H199V195H198ZM205 196H206V195H205ZM214 196H215V195H214ZM216 196H217V193H216ZM218 196H220V195H218ZM218 196H217V197H218ZM225 196H226V195H225ZM6 197H7V196H6ZM26 197H27V196H26ZM29 197H30V196H29ZM71 197H72V196H71ZM96 197H97V196H96ZM96 197H95V198H96ZM119 197H120V196H119ZM132 197H131V198H132ZM190 197H192V196H190ZM194 197L196 198V196H194ZM233 197L235 198V195H233ZM248 197H249V196H248ZM250 197H251V196H250ZM261 197H262V196H261ZM31 198H32V197H31ZM40 198H41V197H40ZM68 198H69V197H68ZM74 198H75V196H74ZM78 198H79V197H78ZM91 198H92V197H91ZM98 198H99V197H98ZM104 198H105V197H104ZM136 198H137V197H136ZM154 198H155V197H154ZM176 198H177V196H176ZM203 198H205V197H203ZM208 198H209V197H208ZM208 198H207V199H208ZM211 198H212V197H211ZM228 198H229V197H228ZM231 198H232V197H231ZM231 198H230V199H231ZM237 198H238V197H237ZM245 198H246V197H245ZM9 199H10V197H9ZM28 199H29V198H28ZM33 199H34V198H33ZM33 199H32V200H33ZM35 199H34V200H35ZM63 199H64V198H63ZM83 199H82V202H83ZM99 199L101 200V198H99ZM170 199H171V198H170ZM180 199H181V198H180ZM216 199H217V198H216ZM220 199H221V198H220ZM260 199H261V198H260ZM263 199H264V198H263ZM263 199H261V200H263ZM20 200H21V199H20ZM23 200H24V199H23ZM37 200H38V199H37ZM61 200H62V199H61ZM64 200H66V199H64ZM68 200H69V199H68ZM71 200H72V199H71ZM75 200H76V198H75ZM94 200H95V199H94ZM94 200H93V201H94ZM104 200H105V199H104ZM106 200H108V199H106ZM123 200H124V199H123ZM140 200H141V199H140ZM142 200H144V199H142ZM148 200H149V199H148ZM160 200H161V199H160ZM202 200H203V199H202ZM214 200H215V199H214ZM214 200H212V201H214ZM218 200H219V199H218ZM223 200H224V199H223ZM225 200H226V199H225ZM241 200H242V199H241ZM1 201H2V200H1ZM12 201H13V200H12ZM21 201H22V200H21ZM42 201H43V200H42ZM78 201H81V199H80V200H76L75 203H78ZM86 201H87V200H85V202H86ZM90 201H91V200H90ZM96 201H97V200H96ZM101 201H102V200H101ZM109 201H111V200H109ZM124 201H125V200H124ZM126 201H127V200H126ZM137 201H139V199H137ZM171 201H172V200H171ZM174 201H175V200H174ZM176 201H177V200H176ZM216 201H217V200H216ZM226 201H227V200H226ZM233 201H235V200L233 199ZM238 201H239V200H238ZM244 201H246V200H244ZM3 202H4V201H3ZM22 202H23V201H22ZM61 202H62V201H61ZM73 202H74V201H73ZM88 202H89V201H88ZM105 202H106V201H105ZM127 202H129V200H128ZM127 202H126V203H127ZM189 202H190V201H189ZM227 202H228V201H227ZM247 202H248V201H247ZM249 202H250V201H249ZM249 202H248V203H249ZM254 202H255V201H254ZM8 203H9V202H8ZM23 203H24V202H23ZM33 203H34V202H33ZM35 203H36V202H35ZM38 203L40 204V201H39ZM94 203H95V202H94ZM109 203H110V202H109ZM158 203H159V201H158ZM162 203H163V202H162ZM184 203H185V202H184ZM193 203L196 204V201L193 202ZM212 203H213V202H212ZM231 203H232V201H231ZM245 203H246V202H245ZM257 203H258V202H257ZM68 204H69V203H68ZM92 204H93V203H92ZM96 204H98V203H96ZM100 204H101V203H100ZM103 204H104V203H103ZM103 204H101V205H103ZM129 204H130V203H129ZM133 204H135V203H133ZM168 204H169V203H168ZM174 204H175V203H174ZM187 204H188V203H187ZM187 204H186V205H187ZM189 204H190V203H189ZM191 204H192V203H191ZM191 204H190V206H191ZM204 204H205V202H204ZM218 204H220V203H218ZM221 204H222V203H221ZM221 204H220V205H221ZM225 204H226V203H225ZM235 204H236V203H235ZM253 204H254V203H253ZM40 205H41V204H40ZM115 205H116V204H114V206H115ZM124 205H125V204H124ZM179 205H181V204H179ZM196 205H197V204H196ZM245 205H247V204H245ZM254 205H255V204H254ZM258 205H260V204H258ZM261 205H262V204H261ZM263 205H264V204H263ZM23 206H24V205H23ZM34 206H35V205H34ZM69 206H70V205H69ZM79 206H80V204H79ZM107 206H108V205H107ZM162 206H163V205H162ZM174 206H175V205H174ZM177 206H178V205H177ZM181 206H182V205H181ZM184 206H185V204H184ZM184 206H183V207H184ZM192 206H193V205H192ZM213 206H214V205H213ZM233 206H234V205H233ZM236 206H237V205H236ZM0 207H2V206H0ZM10 207H11V206H10ZM72 207H73V206H72ZM81 207H82V206H81ZM110 207H111V206H110ZM116 207L118 208V206H116ZM150 207H151V206H150ZM150 207H149V209H150ZM154 207H155V206H154ZM169 207H171V206L169 205ZM175 207H176V206H175ZM193 207H195V205H194ZM214 207H215V206H214ZM214 207H213V208H214ZM216 207H217V206H216ZM227 207H228V206H227ZM227 207H226V208H227ZM252 207H253V206H252ZM261 207H262V206H261ZM85 208H87V207L85 206ZM85 208H82V209H85ZM97 208H98V207H97ZM119 208H120V207H119ZM143 208H144V207H143ZM176 208H177V207H176ZM184 208H185V207H184ZM184 208H183V209H184ZM195 208H196V207H195ZM219 208H220V207H219ZM229 208H230V206H229ZM229 208H227V209H229ZM245 208H246V207H245ZM256 208H258V207H256ZM262 208H263V207H262ZM0 209H1V208H0ZM25 209H26V208H25ZM36 209H37V207H36ZM91 209H92V207L89 209V211H90ZM106 209H107V207H106ZM121 209H122V208H121ZM124 209H125V208H124ZM159 209H160V207H159ZM177 209H178V208H177ZM179 209H180V208H179ZM186 209L188 210V207H187ZM196 209H197V208H196ZM230 209H231V208H230ZM237 209H238V208H237ZM258 209L260 210V208H258ZM76 210H77V208H76ZM80 210H81V208H80ZM93 210H94V209H93ZM95 210H97V209H95ZM99 210H100V209H99ZM107 210H108V209H107ZM125 210H126V209H125ZM151 210H152V209H151ZM151 210H149V212H150ZM160 210H161V209H160ZM160 210H159V211H160ZM173 210H174V209H173ZM204 210H207V209H204ZM239 210H240V209H239ZM246 210H247V209H246ZM254 210H255V209H254ZM262 210H264V209H262ZM38 211H39V210H38ZM114 211H116V210H114ZM120 211H121V210H120ZM126 211H127V210H126ZM153 211H154V210H153ZM161 211H163V209H162ZM161 211H160V212H161ZM164 211H165V210H164ZM170 211H172V210H170ZM170 211H169V212H170ZM178 211H179V210H178ZM178 211H177V212H178ZM198 211H199V210H198ZM232 211H233V209H232ZM235 211H236V210H235ZM247 211H249V210H247ZM257 211H258V210H257ZM260 211H261V210H260ZM260 211H259V212H260ZM1 212H2V211H1ZM20 212H21V211H20ZM39 212L41 213V211H39ZM78 212L80 213V211H78ZM81 212H83V211H81ZM85 212H86V211H85ZM85 212H84V213H85ZM87 212H88V211H87ZM96 212H97V211H96ZM142 212H143V211H142ZM181 212H183V211L181 210ZM187 212H188V211H187ZM243 212H244V211H243ZM90 213H91V211H90ZM97 213H98V212H97ZM108 213H109V212H108ZM110 213H111V212H110ZM123 213H124V211H123ZM151 213H153V212H151ZM156 213H157V212H156ZM158 213H159V212H158ZM162 213H163V212H162ZM167 213H168V212H167ZM205 213H206V212H205ZM220 213H221V212H220ZM232 213H233V212H232ZM247 213H248V212H246L245 214H247ZM262 213H264V212H262ZM19 214H20V213H19ZM25 214H26V213H25ZM25 214H24V216H25ZM42 214H43V212H42ZM44 214H45V213H44ZM113 214H114V213H113ZM118 214H119V213H118ZM148 214H149V213H148ZM159 214H160V213H159ZM164 214H165V212H164ZM164 214H163V215H164ZM173 214H174V213H173ZM179 214H180V213H179ZM200 214H201V213H200ZM203 214H204V212H203ZM233 214H234V213H233ZM236 214H237V213H236ZM22 215H23V213H22ZM78 215H80V214H78ZM85 215H86V214H85ZM92 215H93V214H92ZM98 215H99V214H98ZM115 215H116V214H115ZM123 215H124V214H123ZM130 215H131V214H130ZM137 215H138V213H137ZM143 215H144V214H143ZM150 215H151V214H150ZM160 215H161V214H160ZM171 215H172V212H171ZM186 215H187V214H186ZM188 215H189V214H188ZM192 215H193V214H192V212H191V216H192ZM198 215H199V213H198ZM204 215H205V214H204ZM204 215H203V216H204ZM207 215H208V214H207ZM209 215H210V214H209ZM248 215H249V214H248ZM17 216H18V215H17ZM20 216H21V215H20ZM88 216H91V215H88ZM104 216H105V215H104ZM104 216H103V217H104ZM120 216H121V214H120ZM127 216L129 217V214H128ZM127 216H125V217H127ZM132 216H133V215H132ZM135 216H136V215H135ZM135 216H134V218L136 219ZM140 216H141V215H140ZM156 216H157V215H155V217H156ZM164 216H165V215H164ZM181 216H182V215H181ZM189 216H190V215H189ZM191 216H190V217H191ZM200 216H201V215H200ZM239 216H240V215H239ZM15 217H16V216H15ZM27 217H30V216H27ZM77 217H78V216H77ZM83 217H84V219H85V216H83ZM117 217H118V216H117ZM121 217H122V216H121ZM138 217H139V216H138ZM142 217H143V216H142ZM147 217H148V216H147ZM152 217H153V216H152ZM157 217H158V216H157ZM172 217H173V216H172ZM184 217H185V216H184ZM186 217H187V216H186ZM196 217H197V216H196ZM196 217H195V219H196ZM198 217H199V216H198ZM204 217H205V216H204ZM209 217H210V216H209ZM209 217H207V218H209ZM215 217H216V216H215ZM217 217H219V216H217ZM244 217H245V216H244ZM30 218H31V217H30ZM34 218H35V217H34ZM79 218H80V217H79ZM88 218H89V217H88ZM144 218H145V217H144ZM158 218H159V217H158ZM160 218H161V216H160ZM173 218H174V217H173ZM175 218H176V217H175ZM181 218H182V217H181ZM211 218H212V216H211ZM220 218H222V217H220ZM224 218H225V217H223V219H221V220H224ZM241 218H242V217H241ZM81 219H82V218H81ZM89 219H90V218H89ZM94 219H95V218H94ZM99 219H100V218H99ZM128 219H130V217H129ZM128 219H127L126 221H128ZM132 219H133V217H132ZM145 219H146V218H145ZM163 219H164V218H163ZM171 219H172V218H171ZM176 219H177V218H176ZM184 219H185V218H184ZM201 219H202V218H201ZM216 219H217V218H216ZM226 219H227V218H226ZM233 219H234V218H233ZM249 219H250V218H249ZM252 219H253V218H252ZM254 219H255V218H254ZM258 219H259V218H258ZM258 219H257V220H258ZM263 219H264V218H263ZM28 220H29V219H28ZM32 220L35 221L33 218H32ZM91 220H92V219H91ZM91 220H90V221H91ZM96 220H97V219H96ZM115 220H116V219H115ZM122 220H124L123 217H122ZM138 220L140 221V219H138ZM149 220H150V219H149ZM180 220H181V219H180ZM180 220H179V221H180ZM190 220H191V219H190ZM193 220H194V219H193ZM202 220H203V219H202ZM211 220H212V222L216 221V220L213 221V219H211ZM211 220H210V221H211ZM229 220H230V219H229ZM245 220H246V219H245ZM13 221H14V220H13ZM101 221H102V219H101ZM120 221H121V220H120ZM145 221H146V220H145ZM152 221H153V219H152ZM155 221H156V220H155ZM160 221H161V220H160ZM160 221H158V222H160ZM163 221H165V220H163ZM166 221H168V219H167ZM182 221H184L183 218H182ZM182 221H181V222H182ZM196 221H197V220H196ZM226 221H227V220H226ZM240 221H241V220H240ZM242 221H243V218H242ZM16 222H17V220H16ZM38 222H39V221H38ZM74 222H75V221H74ZM81 222H83V221H81ZM109 222H110V221H109ZM115 222H116V221H115ZM118 222H119V220L117 221V224H118ZM129 222H130V221H129ZM129 222H128V223H129ZM134 222H135V220H134ZM134 222H133V224H134ZM147 222H148V221H147ZM153 222H154V221H153ZM192 222H193V221H192ZM197 222H198V221H197ZM197 222H196V223H197ZM243 222H244V221H243ZM249 222H250V221H249ZM17 223H19V221H18ZM21 223H22V222H21ZM31 223H32V222H31ZM41 223H43V222H41ZM77 223H79V222H77ZM87 223H88V222H87ZM112 223H113V222H112ZM112 223H111V224H112ZM136 223H137V221H136ZM148 223H149V222H148ZM150 223H151V222H150ZM165 223H166V222H165ZM175 223H177V222H175ZM184 223H185V222H184ZM186 223H188V222H186ZM193 223H194V222H193ZM203 223L205 224L204 220H203ZM245 223H246V222H245ZM259 223H260V222H259ZM19 224H20V223H19ZM74 224H75V223H74ZM88 224H89V223H88ZM94 224H95V223H94ZM106 224H107V223H106ZM106 224H105V225H106ZM114 224H115V223H114ZM114 224H113V225H114ZM129 224L131 225V223H129ZM139 224H140V223H139ZM153 224H155V223H153ZM170 224H171V222H170ZM220 224H221V222H220ZM222 224H223V223H222ZM227 224H229V221L227 222ZM239 224H242V223H239ZM250 224H251V223H250ZM37 225H38V224H37ZM39 225H41V224H39ZM42 225H43V224H42ZM81 225H82V224H81ZM83 225H84V224H83ZM95 225H98V224L96 223ZM95 225H94V227H95ZM118 225H119V224H118ZM123 225H124V224H123ZM137 225H138V224H137ZM161 225H162V224H160V226H161ZM164 225H165V224H164ZM183 225H184V224H183ZM186 225H188V224H186ZM186 225H185V226H186ZM196 225H197V224H196ZM245 225H246V224H245ZM142 226H143V225H142ZM145 226H146V225H145ZM150 226H151V225H150ZM177 226H180V225L177 224ZM194 226H195V225H194ZM207 226H208V225H207ZM238 226H239V225H238ZM22 227H23V226H22ZM83 227H84V226H83ZM90 227H92V225H91ZM96 227H97V226H96ZM105 227H106V226H105ZM105 227H104V228H105ZM107 227H108V226H107ZM120 227H122V226H120ZM123 227H124V226H123ZM123 227H122V228H123ZM132 227H133V225H132ZM138 227H139V226H138ZM153 227H154V226H153ZM157 227H159V225H158ZM166 227H167V226H165L164 228H166ZM182 227H183V226H182ZM189 227H191V226H189ZM197 227H198V225H197ZM229 227L231 228V226H229ZM253 227H254V226H253ZM262 227H263V226H262ZM17 228H18V227H17ZM87 228H88V227H87ZM87 228H86V229H87ZM101 228H102V227H101ZM108 228H109V227H108ZM113 228H114V227H113ZM116 228H117V227H116ZM127 228H128V227H127ZM127 228H126V229H127ZM143 228H144V227H143ZM184 228H186V227H184ZM195 228H196V226H195ZM216 228H217V227H216ZM219 228H220V227H218V229H219ZM223 228H224V227H223ZM251 228H252V227H251ZM263 228H264V227H263ZM3 229H4V228H3ZM18 229H19V228H18ZM18 229H17V230H18ZM23 229H24V228H23ZM81 229H82V228H81ZM118 229H119V228H118ZM130 229H132V228H130ZM135 229H136V228H135ZM137 229H138V228H137ZM149 229L151 230V228H149ZM154 229H155V228H154ZM171 229H172V228H171ZM171 229H170V230H171ZM190 229H193V228L191 227ZM218 229H217V231H218ZM239 229H240V228H239ZM252 229H253V228H252ZM98 230H100V229H98ZM104 230H105V229H104ZM106 230H107V229H106ZM106 230H105V231H106ZM119 230H120V229H119ZM139 230H140V229H139ZM145 230H146V229H145ZM164 230H165V229H164ZM180 230L182 231V229H180ZM193 230H194V229H193ZM204 230H205V228H204ZM221 230H222V229H221ZM221 230H220V231H221ZM224 230H225V229H224ZM227 230H229V229H227ZM255 230H256V229H255ZM82 231H83V230H82ZM88 231H89V230H88ZM102 231H103V230H102ZM102 231H101V232H102ZM113 231H114V230H113ZM134 231H135V230H134ZM134 231H133V233H135V234H137V235L140 234V233H136V232H134ZM161 231H162V230H161ZM161 231H160V232H161ZM171 231H172V230H171ZM186 231H187V230H186ZM195 231H196V230H195ZM198 231H199V228H198ZM211 231H212V230H211ZM211 231H210V232H211ZM237 231H238V230H237ZM253 231H254V230H253ZM256 231H257V230H256ZM60 232H61V231H60ZM90 232H92V231H90ZM97 232H98V231H97ZM120 232H121V231H120ZM126 232H127V231H126ZM148 232H149V231H148ZM152 232H153V231H152ZM162 232H163V231H162ZM182 232H183V231H182ZM193 232H194V231H193ZM196 232H197V231H196ZM201 232H202V231H201ZM228 232H229V231H228ZM230 232H231V231H230ZM240 232H241V231H240ZM243 232H244V230H243ZM3 233H4V231H3ZM25 233H26V232H25ZM88 233H89V232H87V234H88ZM103 233H104V232H103ZM117 233H118V232H117ZM176 233H178V229H177V232H176ZM179 233H180V232H179ZM183 233H184V232H183ZM203 233H204V232H203ZM214 233H215V232H214ZM251 233H252V232H251ZM254 233H255V232H254ZM32 234H34V233H32ZM36 234H37V233H36ZM40 234H42V233H40ZM58 234H60V233H58ZM93 234H94V232H93ZM97 234H98V233H97ZM101 234H102V233H101ZM101 234H100V235H101ZM107 234L109 235L108 232H107ZM111 234H112V233H111ZM114 234H116V233H114ZM118 234H119V233H118ZM157 234H158V232H157ZM186 234H187V233H186ZM204 234H205V233H204ZM215 234H216V233H215ZM223 234H224V233H223ZM232 234H233V233H232ZM257 234H258V233H257ZM257 234H256V235H257ZM259 234H260V233H259ZM23 235H24V234H23ZM30 235H31V234H30ZM38 235H39V234H38ZM56 235H57V234H56ZM66 235H67V234H66ZM112 235H113V234H112ZM126 235H129L128 232H127ZM131 235H132V234H131ZM140 235H141V234H140ZM140 235L138 236L139 238H140ZM143 235H144V234H143ZM143 235H141V238H144ZM148 235H149V234H148ZM153 235L156 236V232H155V234H154V232H153V233H152V236H153ZM172 235L174 236V234H172ZM181 235H182V234H181ZM188 235H189V234H188ZM200 235H201V234H200ZM243 235H244V234H243ZM254 235H255V234H254ZM18 236H19V235H18ZM33 236H34V235H33ZM53 236H55V235H53ZM58 236H59V235H58ZM81 236H82V235H81ZM96 236H98V235H96ZM96 236H95V237H96ZM110 236H111V235H110ZM115 236H116V235H115ZM122 236H123V234H122ZM129 236H130V235H129ZM142 236H143V237H142ZM145 236H146V235H145ZM159 236H160V235H159ZM161 236H162V235H161ZM173 236H172V237H173ZM182 236H183V235H182ZM191 236H193V235H191ZM198 236H199V235H198ZM198 236H197V237H198ZM202 236H203V235H202ZM211 236H212V235H211ZM232 236H233V235H232ZM232 236H231V237H232ZM27 237H28V236H27ZM34 237H35V236H34ZM36 237H37V236H36ZM71 237H72V236H71ZM93 237H94V236H93ZM103 237H104V236H103ZM123 237H124V236H123ZM125 237H126V236H125ZM170 237H171V236H170ZM176 237H177V236H175V238H176ZM185 237H187V236L184 235V238H185ZM203 237H204V236H203ZM208 237H209V236H208ZM212 237H213V236H212ZM225 237H226V236H225ZM225 237H224V238H225ZM227 237H228V236H227ZM244 237H245V236H244ZM256 237H257V236H256ZM261 237H262V236H261ZM7 238H8V237H7ZM24 238H25V239H28V238H26V237H24ZM40 238H41V237H40ZM42 238H43V237H42ZM50 238H51V237H50ZM54 238H55V237H54ZM86 238H87V237H86ZM101 238H102V237H101ZM136 238H137V237H136ZM145 238H146V239H149V238H147V237H145ZM168 238H169V237H168ZM173 238H174V237H173ZM175 238H174V239H175ZM179 238H181V237H179V235H178V239H179ZM189 238H191V237H189ZM189 238H188V239H189ZM194 238H195V237H194ZM201 238H202V237H201ZM213 238H214V237H213ZM220 238H221V237H220ZM235 238H236V237H235ZM245 238H247V237H245ZM22 239H23V237H22ZM29 239H30V238H29ZM37 239H39V238H37ZM63 239H64V237H63ZM93 239H94V238H93ZM112 239H114V238H112ZM115 239H117V238H115ZM115 239H114V240H115ZM118 239H119V238H118ZM128 239H129V238H128ZM164 239H165V238H164ZM169 239L171 240V238H169ZM185 239H187V238H185ZM202 239H203V238H202ZM205 239H206V238H205ZM242 239H243V238H242ZM249 239H250V238H249ZM249 239L247 238L246 240H249ZM262 239H264V238L262 237ZM6 240H7V239H6ZM9 240H10V239H9ZM35 240H36V239H35ZM51 240H52V239H51ZM53 240H54V239H53ZM57 240H59V238H58ZM68 240H69V239H68ZM72 240H73V239H72ZM75 240H76V239H75ZM85 240H86V239H85ZM85 240H84V242H85ZM87 240H88V239H87ZM97 240H98V239H97ZM114 240H113V241H114ZM122 240H123V239H122ZM129 240H130V239H129ZM150 240H151V239H150ZM150 240H149V241H150ZM158 240H160V239H158ZM167 240H168V239H167ZM182 240H183V239H182ZM193 240H194V239H193ZM209 240H210V239H209ZM214 240H215V239H214ZM238 240H239V239H238ZM23 241L25 242L24 239H23ZM27 241H28V240H27ZM40 241H41V239H40ZM49 241H50V239H49ZM62 241H64V240H62ZM65 241H66V239H65ZM76 241H77V240H76ZM99 241H101V240H99ZM107 241H109V237H108ZM110 241H111V240H110ZM140 241H141V240H140ZM140 241H138V242L141 244ZM144 241H145V239H144ZM152 241H153V240H152ZM154 241H155V239H154ZM160 241H161V240H160ZM160 241H159V242H160ZM176 241H177V240H176ZM197 241H198V240H197ZM205 241H206V240H205ZM205 241H204V242H205ZM210 241H211V240H210ZM216 241H217V239H216ZM235 241H236V240H235ZM6 242H7V241H6ZM9 242H10V241H9ZM9 242H8V243H9ZM24 242H23V243H24ZM30 242H32V241L30 240ZM55 242H58V241H55ZM66 242H67V241H66ZM90 242H91V241H90ZM95 242H96V241H95ZM102 242H103V241H102ZM114 242L116 243L117 241H114ZM114 242H113V243H114ZM124 242H125V241H124ZM157 242H158V241H157ZM165 242H166V241H165ZM167 242H168V241H167ZM174 242H175V241H174ZM179 242H180V240H179ZM181 242H182V241H181ZM183 242H185V240H184ZM189 242H190V241H189ZM193 242H194V241H193ZM195 242H196V241H195ZM200 242H202V241H200ZM206 242H207V241H206ZM218 242H219V241H218ZM233 242H234V241H233ZM249 242H250V241H249ZM252 242H253V241H252ZM20 243L23 244L21 241H20ZM33 243H34V242H33ZM35 243H36V242H35ZM38 243H39V240H38ZM62 243H63V242H62ZM93 243H94V242H93ZM111 243H112V242H111ZM126 243H127V242H126ZM126 243H125V244H126ZM143 243H147V242L145 241V242H143ZM170 243H171V242H170ZM185 243H186V242H185ZM187 243H188V242H187ZM211 243H212V242H211ZM220 243H221V242H220ZM243 243H245V242L243 241ZM260 243H261V241H260ZM263 243H264V242H263ZM36 244H37V243H36ZM44 244H45V243H44ZM44 244H43V245H44ZM50 244H51V242H50ZM73 244H74V243H73ZM76 244H77V243H76ZM86 244H87V243H86ZM106 244H107V243H106ZM119 244H120V243H119ZM119 244H118V245H119ZM129 244H130V243H129ZM136 244H137V241H136ZM159 244H160V243H158V245H159ZM177 244H178V243H177ZM209 244H210V243H209ZM215 244H217V243H215ZM218 244H219V243H218ZM239 244H240V241H239ZM239 244H238V246H239ZM246 244H247V243H246ZM47 245H49V244H46L45 246H47ZM57 245H58V244H57ZM57 245H56V246H57ZM65 245H69V243H68V244H65ZM79 245H80V244H79ZM103 245H104V247H105V244H104V243H103ZM113 245H114V244H113ZM116 245H117V244H116ZM143 245L145 246V244H143ZM148 245H149V244H148ZM150 245H151V243H150ZM168 245H169V243L167 244V246H168ZM184 245H186V244H184ZM187 245H188V244H187ZM191 245H192V244H191ZM200 245H201V244H200ZM240 245H241V244H240ZM7 246H8V245H7ZM37 246H39V245H37ZM49 246H50V245H49ZM51 246H53V245H51ZM63 246H64V243H63ZM80 246H82V245H80ZM94 246H96V245H94ZM110 246H111V245H110ZM139 246H140V245H139ZM151 246H152V245H151ZM162 246H163V245H162ZM165 246H166V245H165ZM165 246H164V247H165ZM167 246H166V249H167ZM181 246H182V244H181ZM193 246H194V245H193ZM204 246H205V245H204ZM217 246H218V245H217ZM254 246H255V245H254ZM261 246H262V245H261ZM9 247H10V246H9ZM9 247H8V248H9ZM33 247H34V246H33ZM42 247H43V246H42ZM42 247H41V248H42ZM54 247H55V246H53L52 248L55 250ZM58 247H59V245H58ZM101 247H103V246H101ZM104 247H103V248H104ZM106 247H108V246L106 245ZM130 247H131V246H130ZM142 247H143V246H142ZM147 247H148V246H147ZM147 247H144L145 250L147 249ZM156 247H157V245H156ZM160 247H161V246H160ZM160 247H159V248H160ZM164 247H163V248H164ZM213 247H214V246H213ZM220 247H221V246H220ZM247 247H248V246H247ZM2 248H3V245H2ZM8 248H6L5 251H6V250L8 251ZM31 248H32V247H31ZM34 248H35V247H34ZM50 248H51V247H50ZM60 248H61V247H60ZM74 248H75V247H74ZM76 248H77V247H76ZM79 248H80V247H79ZM97 248H98V247H97ZM112 248H113V247H112ZM118 248H119V247H118ZM123 248H125V247H123ZM134 248H135V247H134ZM149 248H150V247H149ZM149 248H148V249H149ZM159 248H157V249H159ZM169 248H170V247H169ZM181 248H182V247H181ZM183 248H185V247H183ZM193 248H194V247H193ZM195 248H196V247H195ZM217 248H218V247H217ZM227 248H228V247H227ZM241 248H242V247H241ZM22 249H23V248H22ZM47 249H48V248H47ZM53 249H51V250H53ZM56 249H57V248H56ZM82 249H83V248H82ZM107 249H108V248H107ZM107 249H106V251H107ZM119 249H120V248H119ZM126 249H127V248H126ZM126 249H125V250H126ZM128 249H129V248H128ZM131 249H132V248H131ZM157 249H156V250H157ZM160 249H162V248H160ZM172 249H173V248H172ZM202 249H203V248H202ZM219 249H220V248H219ZM239 249H240V246H239ZM239 249H238V250H239ZM35 250H36L35 252L38 253L37 250H41V249H40V248H39V249L36 248ZM42 250H43V249H42ZM44 250H45V249H44ZM57 250H59V249H57ZM66 250H67V249H66ZM66 250H65V251H66ZM77 250H78V249H77ZM96 250H97V249H96ZM116 250H117V248H116ZM154 250H155V249H154ZM173 250H174V249H173ZM192 250H193V249H192ZM198 250H199V249H198ZM205 250H206V248H205ZM205 250H204V251H205ZM242 250H243V248H242ZM246 250H248V249H246ZM246 250H244V251H246ZM251 250H252V249H251ZM25 251H26V250H25ZM69 251H70V250H68L67 252H69ZM97 251H98V250H97ZM108 251H109V250H108ZM122 251H123V250H122ZM135 251H136V249H135ZM137 251H138V250H137ZM161 251H162V250H161ZM166 251H167V250H166ZM169 251H170V249H169ZM189 251H190V250H189ZM230 251H231V250H230ZM230 251H229V252H230ZM244 251H243V253H245ZM248 251H249V250H248ZM263 251H264V250H263ZM8 252L11 253L10 250H9ZM27 252H28V251H27ZM41 252H42V251H41ZM49 252H50V251H48V254H49ZM51 252H52V251H51ZM60 252L63 253V251H60ZM83 252H84V250H83ZM99 252H100V251H99ZM103 252H104V251H103ZM114 252H115V250H114ZM118 252H119V251H118ZM130 252L132 253V250H131ZM138 252H139V251H138ZM144 252H145V251H144ZM151 252H152V250H151ZM153 252H154V251H153ZM196 252H197V251H196ZM212 252H213V251H212ZM235 252H236V251H235ZM18 253H19V252H18ZM21 253H22V252H21ZM39 253H40V252H39ZM75 253H76V255L79 254V253H77V252H75ZM75 253H73V255H74ZM119 253H120V252H119ZM127 253H128V252H127ZM127 253H126V254H127ZM133 253H134V252H133ZM135 253H136V252H135ZM167 253H169V252H167ZM167 253H165V254H167ZM181 253H183V252H181ZM184 253H185V252H184ZM199 253H200V252H198V255H199ZM207 253H208V252H207ZM231 253H232V251H231ZM233 253H234V252H233ZM236 253H237V252H236ZM257 253H258V252H257ZM7 254H8V253H7ZM11 254L13 255V253H11ZM11 254H10V255H11ZM44 254H46V253L44 252ZM44 254H43V256H44ZM52 254H54V253H52ZM65 254H66V253H65ZM69 254H70V253H69ZM106 254H107V253H106ZM129 254H130V253H129ZM160 254H162V253L160 252ZM165 254H164V255H165ZM175 254H176V253H175ZM187 254H188V253H187ZM192 254H193V253H192ZM216 254H218V253H216ZM253 254H254V253H253ZM15 255H16V254H15ZM15 255H14V256H15ZM18 255H19V254H18ZM30 255H31V254H30ZM46 255H47V254H46ZM50 255H51V254H49L48 256L50 257ZM59 255H61V254H59ZM62 255H63V254H62ZM62 255H61V256H62ZM107 255H108V254H107ZM120 255H121V254H120ZM146 255H147V254H146ZM152 255H153V254H152ZM167 255L169 256V254H167ZM167 255H165V256H167ZM188 255H189V254H188ZM222 255H223V254H222ZM222 255H221V256H222ZM227 255H229V253H228ZM231 255H232V254H231ZM233 255H234V254H233ZM233 255H232V256H233ZM20 256H21L22 259H23V254L20 255ZM61 256H60V257H61ZM63 256H65V255H63ZM66 256H67V255H66ZM79 256H80V254H79ZM79 256H78V257H79ZM88 256H89V255H88ZM102 256H103V255H102ZM125 256H126V255H125ZM148 256H151V255H148ZM176 256H177V255H176ZM181 256H182V255H181ZM184 256H185V255H184ZM186 256H187V255H186ZM208 256H209V255H208ZM254 256H255V254H254ZM258 256H260V254H259ZM12 257H13V256H12ZM30 257H32V259H34L33 256H30ZM51 257H52V256H51ZM78 257H77V258H78ZM115 257H116V256H115ZM135 257H136V255H135ZM141 257H144V255L141 256ZM154 257H156V255H155ZM162 257H163V256H162ZM170 257H171V256H170ZM194 257H195V256H194ZM217 257H218V256H217ZM223 257H224V256H223ZM223 257H222V258H223ZM225 257H227V256H225ZM235 257H236V258L239 257L238 254H237V256H235ZM235 257H234V258H235ZM63 258H64V257H63ZM81 258H82V257H81ZM117 258H118V257H117ZM129 258H130V257H129ZM131 258H132V257H131ZM131 258H130V259H131ZM156 258H157V257H156ZM158 258H159V257H158ZM166 258H167V257H166ZM180 258H181V257H180ZM186 258H187V257H186ZM191 258H192V257H191ZM230 258H231V257H230ZM230 258H229V259H230ZM232 258H233V257H232ZM232 258H231V259H232ZM242 258H243V257H242ZM261 258H262V257H261ZM5 259H6V258H5ZM18 259H19V258H18ZM27 259H28V258H27ZM40 259H42V258H40ZM57 259H58V258H57ZM59 259H60V258H59ZM59 259H58V260H59ZM113 259H115V258H113ZM121 259H122V258H121ZM121 259H120V261H121ZM127 259H128V258H127ZM146 259H148V258H146ZM150 259H151V258H150ZM161 259H162V258H161ZM169 259H170V258H169ZM169 259H168V261H169ZM194 259H195V258H194ZM210 259H211V258H210ZM226 259H227V258H226ZM244 259H247V258H244ZM249 259H251V258H249ZM255 259H256V258H255ZM257 259H258V258H257ZM47 260H48V259H47ZM72 260H73V259H72ZM85 260H86V259H85ZM103 260H104V259H103ZM108 260H109V258H108ZM108 260H107V261H108ZM111 260H112V259H111ZM186 260H187V259H186ZM188 260H189V259H188ZM203 260H204V259H203ZM227 260H228V259H227ZM233 260H234V259H233ZM233 260H232V261H233ZM241 260H242V259H241ZM241 260H240V261H241ZM0 261H4V260H0ZM20 261H23V260L20 259ZM34 261L36 262L37 260H34ZM75 261H76V260H75ZM118 261H119V260H118ZM124 261H125V260H124ZM139 261H140V259H139ZM154 261H156V260H154ZM159 261H161V260H159ZM165 261H167V260H165ZM192 261H193V260H191V262H192ZM206 261H207V260H206ZM262 261H263V260H262ZM4 262H5V261H4ZM18 262H19V261H18ZM24 262H25V260H24ZM26 262H27V261H26ZM29 262H30V261H29ZM31 262H32V261H31ZM46 262H47V261H46ZM70 262H71V261H70ZM78 262H79V261H78ZM78 262H77V263H78ZM92 262H94V261H92ZM111 262H112V261H111ZM114 262H115V261H114ZM127 262H128V261H127ZM127 262H126V264H127ZM131 262H132V261H131ZM131 262H130V263H131ZM149 262H150V261H149ZM156 262L158 263V261H156ZM170 262H171V261H170ZM187 262H188V261H187ZM213 262H214V260H213ZM213 262L211 261V263H213ZM217 262H218V261H217ZM248 262H249V261H248ZM252 262H253V261H252ZM252 262H251V263H252ZM258 262H259V261H258ZM13 263H15V262H13ZM13 263H12V264H13ZM20 263H21V262H19V264H20ZM53 263H54V262H53ZM79 263H80V262H79ZM104 263H105V262H104ZM104 263H103V264H104ZM138 263H139V262H138ZM144 263H145V262H144ZM146 263H147V262H146ZM163 263H164V262H163ZM181 263H182V262H181ZM196 263H197V262H196ZM211 263H210V264H211ZM228 263H229V262H228ZM233 263H235V262H233ZM0 264H1V263H0ZM4 264H5V263H4ZM6 264H7V263H6ZM8 264H9V263H8ZM15 264H16V263H15ZM25 264H26V263H25ZM31 264H32V263H31ZM39 264H40V263H39ZM43 264H45V263H43ZM57 264H58V263H57ZM70 264H71V263H70ZM83 264H84V263H83ZM89 264H90V263H89ZM101 264H102V263H101ZM118 264H119V263H118ZM122 264H123V263H122ZM134 264H135V263H134ZM254 264H255V263H254Z\"/></svg>",
	"mask_w": 264,
	"mask_h": 264
}]
</instances>
